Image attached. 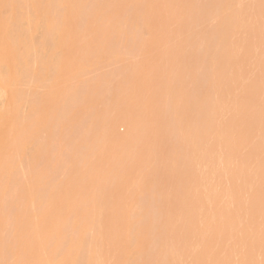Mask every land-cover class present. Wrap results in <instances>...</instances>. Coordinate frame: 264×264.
<instances>
[{"label": "rangeland", "instance_id": "1", "mask_svg": "<svg viewBox=\"0 0 264 264\" xmlns=\"http://www.w3.org/2000/svg\"><path fill=\"white\" fill-rule=\"evenodd\" d=\"M32 2L33 1H35V0H31ZM79 0H77V2H78ZM96 1H100V0H96ZM111 1V0H110ZM112 1H114V0H112ZM112 1H111V3H112ZM122 1H124V0H121V2ZM133 1H135V0H133ZM133 1H131V2H133ZM139 1V0H138ZM144 1V0H143ZM164 1H166L167 3H168V1L167 0H164ZM187 1V4H189L190 3V1L189 0H186ZM193 1V0H192ZM191 1V4H189V6H191L192 5V2ZM196 2H197V0H195ZM207 1L208 0H204V2H202V0H199L198 2V6H200V4H201V2H202V4L204 5V8L206 7L205 5V2L207 3ZM240 1L243 3V4H240ZM245 1V2H244ZM256 1V2H255ZM261 1V2H260ZM30 2V1H29ZM40 2H42L41 0L39 1V3ZM77 2H75V5H72L70 8H73V7H75L74 9L76 10V3ZM101 3H102V0L100 1ZM107 2H109V1H107ZM121 2L119 1V3L121 4ZM125 2H126V0H125ZM125 2L123 3L122 2V4L124 5L125 4ZM147 3L149 2V4H147L148 6H151V3H154L155 4V0H154V2H153V0L152 1H146ZM145 2V3H146ZM151 2V3H150ZM159 2H161V1H159ZM170 3H172L171 1H169ZM174 2H177V4L179 3L180 5L179 6H181L182 4L184 5H182V7H184V9H182V10H184V12L186 11L185 10V6H186V9H187V4L185 3V0H174ZM209 2V1H208ZM235 2V1H234ZM248 2V3H247ZM98 3V2H97ZM101 3H100V5H101ZM110 3V2H109ZM111 3H110V6H111V8L110 9H112L113 11H118V16H116L117 15V12H112V10H111V12H112V15L113 16H115V17H119V14H121V13H119V11H122L121 9L122 8H120V7H118V6H123V5H116V6H114V9H115V7L116 8H119L118 10H114L113 9V3H112V5H111ZM116 3H118V2H116ZM127 3H128V0H127ZM138 3H140V4H142V2H138ZM138 3H136V4H138ZM236 3V4H235ZM233 5H234V9H236V7H237V9L236 10H238L239 11V6L240 5H242L241 6V10H240V12L242 11H244L245 10V16H244V14L242 13V15L244 16V18H241V16L239 17V15L238 14H240V12H238V20L241 18V19H243V22H245L244 21V19H247L246 20V23H244L245 25H242V21H240L239 20V24H237V23H234V22H236V20H234L232 17V15H228L229 17H231V18H229V17H225V15H227V14H225V13H221L222 15H224V17L220 14L219 16H217L218 17V19L217 20H219V22H216V18H214V16H213V18L215 19V23H214V21H212L211 20V17H209V15H211V13H214V11H212L211 9H210V11H209V9H206L205 8V10H204V8H203V6L201 5L200 7H201V9H202V11L204 10V11H206V10H208L209 11V15H207L208 14V12H204L209 18H208V20H207V16H205L203 13H201V12H196V13H200V14H202V16L201 15H199L198 14V16L196 17V13L195 12H192V15L194 14L195 15V17L198 19L197 21L198 22H203L204 21V19H205V23L203 22V23H201L200 25L202 26L203 24L205 25L204 26V29L203 30H205L206 31V34H207V32H211V33H213L214 32V30H215V27H219V23H221V25H222V22H223V24H225L227 21H228V24L226 23L225 25H231V26H233L234 24H236V28H235V30H237L236 31V33L233 31V33L235 34H231V38L229 39H227V41L228 40H230V41H228V42H231L232 41V43H228L227 41H225V42H223V45L220 47L221 48V50H222V48L224 49V47L226 48L227 46L229 47V45L231 44H233V45H235V44H237L239 47L237 48V49H235V51L236 50H238V51H236L237 52V55H235V56H233V59L235 60V62H236V56H240L239 54H242V53H247V54H245L246 55V58L249 56V54H250V56H249V58L248 59H246V58H244V56L243 55H241V56H243L242 58H244V59H242V60H244L245 61V59L247 60V66H245L244 65V67L241 65V57L240 58H238L237 59V62H238V60L240 59V61H239V66H240V70L238 69V66H237V68H236V64L238 65V63H236L235 64V62L233 61V64H235V67L234 66H232V67H234L233 69H234V71H233V69H232V73L236 76H233V74L231 73V71L229 70V76H226L225 75V77H224V75H222L223 77L222 78H215L214 80L212 79V78H207V80H213L212 82L210 81L209 82V84H211L212 86L214 85V86H216V89H219L220 90V93L221 94H223V92L224 93H226V95L225 96H223V95H221V97H220V95H217V96H214V95H210L211 97H214V99H215V101L217 100V104H220L219 102L221 101V102H223L224 100H225V104L227 105V108L226 109H224L223 107H224V105L222 106V104L223 103H221V105L220 106H222V108L224 109L223 110V112L221 111L222 109H221V107L219 108L218 106V109H219V111H221V113H220V115L222 114V113H225V114H227L228 112H231V113H228L227 115H225L224 114V116H223V114L220 116L219 115V113H217V115H216V113H215V115H216V119L214 118V120H216L215 121V123L217 124L216 126H217V128L218 127H221L220 129L218 128L216 131H220L221 130V133L219 132V133H217L216 131L213 133L212 131V135L210 134H207V133H205V134H207L208 136H206L205 138H203L204 136V134H202V136L203 137H199V139L197 138H195V136L196 135H198V136H200L201 134L200 133H203V132H201V131H203V130H201L202 128H203V125L202 124H200L201 126H202V128H200V127H198L199 128V131H198V134H194L193 132V129H192V131L189 129L190 127H188V126H186L187 125V123L188 122H186V120H185V122H184V119L182 120V118H181V115H179V114H182V113H184V111L187 113V109L185 110V108H184V106H185V104L188 102H186L185 104H184V102L186 101V100H189V96L187 95V93L188 94H190L191 92H190V87L192 88V85H194L195 83H193V81H192V84L190 83V81H189V79L190 80H192V79H194V78H191L192 76L191 75H189L190 76V78L189 77H187L188 75V71H187V69L190 71V70H192L193 71V69H190V68H187V66L189 67V64L191 65L192 63H193V65L192 66H194L195 67V65H194V63L195 62H192L191 60H190V56H192V58L194 57L192 54H190L189 55V53L191 52V51H194V50H192L193 49V47H192V49L190 48H188V47H191V44L188 46V43H186L187 45H185V44H179V46H178V44H175L174 42H176L177 40H179L180 41V39L181 38H176L175 37V35H173L172 34V31H173V33L175 34V33H177V34H179V35H181V33H185V31H184V26L186 25L187 27L185 28L186 29V31H188L190 28L191 29H193L194 30V28H192V27H190V25L192 24V26L194 27V25L193 24H195L197 21H195L196 19H194V21L195 22H191L192 20H191V17H192V19H193V16H191L190 18H187L186 19V23H185V21L183 22V23H185V25L184 26H182V28H183V32H182V30H178V29H181V28H178L177 30L180 32H174L175 31V29L174 28H177V23L179 22H176V19L174 18V17H172L173 19H172V21H171V19H170V15L171 14H169V13H171L172 11H170L169 13H168V11H166V10H164V12L165 13H168V15L170 16L169 17V19H167V20H170L169 22H172L173 23V25L171 24L170 25V23H168V24H166V23H163V22H161V23H163V25L165 26H163L162 24H161V26H163L164 28H168L169 26H171L170 28H171V30H170V28H168L167 30H166V32H168L167 33V35L169 36V38H168V36H166L165 34H166V32L165 31H160V33L161 32H165L164 33V36L165 37H162L163 39L162 40H164V41H162V40H160V39H157V40H155L156 38H158V37H156V35H155V37L152 39V40H150L149 38L148 39H145V36H146V34H147V30H144L145 31V33H144V35H142V32L141 33H139L140 31H138V26H141L140 25V21H141V18H143L144 19V17H139L138 15H140L141 14V11H142V8H140V10L138 9V12L140 11V13L138 14V13H136L137 14V18H140V20H138V19H135V23H136V20L138 21V23L137 24H139L138 26H137V24H136V26H134V27H132V25L131 24H126V26L128 27H130L131 29L132 28H135L136 27V29H137V31H138V33L137 34H135L134 32L136 31L135 29V31L133 30H131L133 33H128L129 31V28H127L126 26H125V23L126 22H128L129 21V19H127L128 17H127V15H128V13H126L127 15H126V17L124 16V19L126 20H124L123 19V16H121L122 17V19L125 21V22H123L122 21V19L120 18V19H118V20H120V22L118 21V20H116V18H115V20L117 21V22H119V23H121V21H122V23H124V24H121V27H120V29H122L124 26L126 27L125 29H127V32H125V34L126 33H128L127 35H125L124 33H123V31L125 30V29H123V31H121L119 28L117 29V27H119V23H115L114 24V18H112V16H109V10H108V12L106 13L105 12V14H102V12H101V8L100 7H102L103 6V8L102 9H104L103 11H105L106 10V8H104V6L107 4L106 3V1H105V3H102L103 5L102 6H100L99 8V12H101V15L102 16H99L100 18H98L99 20H97V19H95L94 18V15H92L93 16V18L91 19V18H89V19H91V20H96V21H94V22H97L96 24L93 22V21H91V22H93L92 24H93V26H92V24H90L92 27H91V30L92 31H94V32H92L91 30H90V25H89V27L88 26H86L85 27V24H86V22H88V21H90L89 19H87L88 17H91V16H89L93 11H95L94 10V8L93 9H91L92 8V6H96V4L94 3L89 9H91V10H89L87 7H81V9H80V6H79V9L82 11V10H84L85 8H87L91 13L90 14H88V17H85L87 20H84V22H85V24H84V26H83V23H82V27H81V25H80V27L81 28H83L84 27V29H85V32H84V34L83 35H85V33L86 32H88V34L86 35V36H81V37H79L80 35H79V31H80V29L78 28L79 26H77V28L79 29V30H77L76 32L78 33V37H77V40H76V42L79 44V45H77V43L76 42H74L75 41V38H76V36H74V41H72L71 39H70V37H68L70 40H71V44L68 46V45H66V44H68L69 43V41H68V43H67V41H66V43H65V46H67V47H64L63 45V48H65V49H63L62 48V46L60 47V48H62L61 50L59 49V51L58 50H53V51H55V52H53V53H51V51H50V55H52V54H54L55 53V55H58L59 54V56H60V58H61V55H62V58L61 59H63L64 61H63V63H66V64H68V65H70L69 67H68V65L66 66V67H64V68H67V69H64L63 68V70H61V72L63 71L64 73H65V70H67L68 72H67V74H66V79L67 80H65L66 82H63V78H64V76H63V78H62V80H59V79H61V77H60V73H59V71H58V73H59V75H57V76H55L54 75V78L56 77V78H58V80L60 81V83L61 82H63V84H59V85H64L65 86V84L67 85V87L68 88H70L71 87V90L70 91H72L74 88H72V87H75V89H77L78 88V84H80L81 85V80H82V85L84 86V84L86 85L87 83L86 82H89L88 84H90V85H88L87 87H89V86H92V85H97L98 84V86H99V89L100 90H98V88H96L97 90H98V92L99 91H101V83H99L100 81H102V80H100L99 78H98V76L100 75V74H96L95 76H93V74H94V71H96V70H98L97 68H99V70H101L102 69V72H103V74H104V72L106 73V70L108 69L109 71L108 72H110V71H113L114 70V68H116V65H117V67L120 69V70H122L121 71V73L124 75V76H122V77H120V78H116V76H117V74H116V76H115V73L114 72H112V73H114L113 75L111 74V72H110V74H109V78L108 79H111L109 82H107V84H105L104 85V88L102 89V91H104V92H106L105 91V89L107 90V93H106V97H103V95H102V98H100L99 96V98H95L94 96H92V95H95V93H97V90H96V92H92V93H90V92H88V93H90L91 94V96L89 95L88 96V98L90 97H94L93 99H91V100H87L86 102H84V100L83 99H85L86 97H87V94H85L84 93V98L82 99V101H83V103L84 104H79V103H82V101H81V99L80 100H78V101H80L78 104L79 105H77V103L76 102H78L77 101V97H76V101L75 102H73V104H72V106L74 105V107L72 108L71 107V110L69 109V107L71 106V105H69L68 107H66V100H65V98H64V93L63 94H61L64 90V86H63V88L61 89L60 87H58L57 88V86L58 85H54V87H56V89H59V92H57V91H54V90H56V89H53V83L52 84H49V85H52V86H50V89H49V86L47 87L48 88V91H46V87H45V92L43 93V90H42V93H43V96L44 97H46L47 96V98H44V97H42V99L44 100V99H46V100H48V102L47 103H49V105L47 104V106H48V109L46 110V114L45 115H43V118H42V121H43V123L42 122H40L39 123V120H40V118H39V120H38V122H37V124H38V126H40V125H44V128H43V126H42V128L43 129H46V131H45V133H44V131H43V129L42 128H40V127H37V129H41V131H43L42 132V134H48L49 135V133H50V137H44L43 135V137H44V139H43V137L42 136H40V137H42V138H39L38 136V138H36L35 137V141H36V139H38V142H39V139H43V143H41V141H40V143L42 144H40L39 143V145H40V147L39 148H37V150L36 149H31V148H36V147H31V148H28V147H30L31 145V143H29V145L30 146H28V147H26V146H24L23 145V147L24 148H26V152L24 151V155H23V163H28V166H31L29 163H33V156H34V150H35V152H37L38 151V154L37 153H35V157H36V155H38L37 157V159L36 160H38V162H36L35 160V162H36V164H35V166H31L33 169H35V171H36V173L35 174H37V176L36 177H34V178H36V180L34 179V181L33 182H35L36 181V183L37 184H39L40 185V183H41V186H45V184H44V182L46 183V181H49V183H46V185L47 186H49V189H51V191H52V187L54 188L53 189V193L55 192V190L56 191H58L59 193L57 194L56 192L54 193V196H49L50 195V191H49V189H48V193H47V191H46V193H45V191L43 192L42 190H40L41 191V193H44V195L39 199V204L40 205H38V208L40 209V207H41V210H43V211H51L52 213H54L53 211H55V210H61V211H64V208H69V210L72 212V210H75L74 212H78V214L76 215L77 217H76V219L77 218H79V217H82L83 218V216H82V214H80L79 213V211L80 212H83V211H85L86 213L91 209V207H92V205H88L89 203L91 204H93V206H94V203L96 202V203H98V202H101L102 203V205H101V203H99L100 204V206L99 207H97L99 204H95V206L97 207V210H99V211H102V208H103V210H105L104 208H106L107 209V204H105V203H108V205L110 206V207H112V206H114V207H112V208H114V210L117 208V212H119L120 214H122L123 213V216L121 215V218H123L124 216V219H122V221H124V224H123V222L121 223V224H119V225H117L118 223L117 222H121V220H118L117 218V220L115 219L114 221H117V222H112V220L110 221V222H112L113 223V225L112 226H116V228L118 229V228H121L122 226H123V229H124V231H123V229L121 228V229H118V230H120V232L119 233H116V231H113V232H115V234L114 235H116V234H118V235H116V236H119V234H120V236H122L123 237V235H124V237L123 238H125V234H126V238H128L127 239V241H124V240H122V241H124V242H129V243H131L134 239V242L136 241V238H132V237H135V236H137L136 234L134 235L132 232H134L133 230L135 229V232L134 233H136V231H140L139 229H141V230H143V228H139V229H136L138 226H139V224H142L143 222H145V224H146V222H147V225L149 226L150 224H149V222H150V219H149V217L151 216L150 214H148L149 213V211L151 212V214H152V216L154 217V216H159V214L160 215H162L164 212H159V214H157V211H168V210H171V211H176V214L178 213V212H180V214H177V215H179L178 216V218L179 217H181V220L180 219H178L177 218V222H175V226L173 227L174 228V230L172 229V227H170L171 226V224H170V226L168 227V228H171L170 230H171V232L169 231V230H165V232L166 231H169L171 234H168V235H170V236H167V237H172L173 235H174V237L175 236H182L184 233L183 232H185V230H184V228H183V226H184V224L182 225V222L184 223V222H187L190 218V215L188 216V215H186L185 214V212H184V210H186V208L185 207H187L186 205H188L187 204V202H186V200H187V198H190L193 194H195L194 192V188L196 189V190H199V189H201V190H199V191H202V192H205V189H207V191H206V193H207V195H209L208 193H210V196H207V198H208V200L211 202V204H210V202H209V204L207 203V208L209 209V207H210V209L209 210H206L207 212L209 211L210 212V210H214V212L217 214V215H219V216H221V218L223 219L224 218V222H221L220 223V220L222 221V219H218V218H216V220L215 221H213V222H211L210 223V227L211 228H213V232H216V231H218V232H216V233H214V236L216 237V235L218 236V237H216V239H218V238H220V239H218L217 240V242H220V243H218L219 245L214 249V251L216 252V251H218V252H216V253H219V252H221V249H224L225 248V250H226V252H225V250L223 251L222 250V252L223 253H225V255H227V256H225L224 254H222L223 255V257H222V255L221 256H219V260H220V262H221V264H223V263H225V264H244V263H246V262H242L243 260H242V258L243 257H245L247 254V252H248V249H249V246L251 245V241H254V240H260L261 238H262V234L261 233H264V226L262 227V225L264 224V207H262L261 208V206H260V204L259 203H257L258 201L257 200H255V197H256V192L258 191V186H259V188H260V182H259V176H260V172H261V169H262V167H260V164H261V166H263L262 165V163H264L263 161H264V96H263V94H262V92L264 91V90H262V92H261V95L263 96H261V99H260V97H259V95H260V93H258L259 95H256L255 97L257 98L258 97V100L260 101H258L257 99H255V100H257L256 102H255V100H254V103H255V110H257V112L254 110V106L252 107L253 108V110L256 112H254V115H253V113H250L249 111V113H250V115H248L247 116V118L245 119V122L242 120V118H241V115H243L244 114V112L247 110V108H244V111H243V114L241 113L240 115H238V117L239 118H241V120L247 125V126H249L250 125V127H243V125H241V127H243L244 129H241V128H238V126L240 125L239 123H238V117H236L237 116V114H239V111L241 110V108H242V106H244V105H242V103H241V105L242 106H240V102H241V100H242V96L243 95H245V94H243L242 93V91H238L239 90V88L241 89V87H243L244 86V82H246V83H249V82H247V81H250V80H252V79H246V78H257L258 76L260 77L259 79H261L262 77H261V69L262 68H264V66L262 67V68H260L261 67V65H263L264 64V17L263 18H261V17H259V15L257 16V14L258 13H260L261 14V12H259V9H257V8H260L261 9V5H264V0L262 1V0H237L236 2H235ZM237 3H238V5H237ZM250 3H251V5H250ZM256 5V7H254L255 5ZM260 3H262V4H260ZM30 4H31V2H30ZM34 4V6L36 5V2H34V3H32L31 5H33ZM77 4H79V3H77ZM133 4V3H132ZM136 4H134V7H135V5ZM161 4V3H160ZM173 4V3H172ZM172 4H169V6L171 5V9L172 10H174L173 8H174V6H173V8H172ZM209 4V3H208ZM260 4V5H259ZM30 5V6H31ZM41 6H39V5H36V7L38 6V9L40 8V7H44L43 6V4H40ZM98 6H99V3L97 4ZM108 5V4H107ZM114 5H115V3H114ZM139 5V4H138ZM196 5V4H195ZM237 5V6H236ZM245 5H247V7H245ZM250 5V7H248ZM254 5V6H253ZM257 5H259V6H257ZM77 6V7H78ZM98 6H96V7H98ZM109 6V5H108ZM133 6V5H132ZM145 6H146V4H145ZM148 6H146V8L148 7ZM154 6V5H153ZM153 6H151V8L150 9H152V7ZM156 6H159L157 3H156ZM164 7H165V5H163ZM179 6H177V7H179ZM197 6V9H199V7ZM217 6H219V5H217ZM32 7V6H31ZM36 7H34V8H36ZM89 7V6H88ZM95 7V8H96ZM123 7H126V6H123ZM127 7H128V4H127ZM131 7V6H130ZM130 7H128V9L130 8ZM136 7H137V5H136ZM135 7V8H136ZM160 7H161V5H160ZM167 7V6H166ZM207 7H209V6H207ZM251 7L253 8V9H251ZM83 8V9H82ZM133 8V7H132ZM132 8H130V9H132ZM181 8V7H180ZM195 7H193V10L192 11H195V9H194ZM220 8H221V4H220ZM248 8H250V9H248ZM262 8H263V6H262ZM37 8H36V10H38ZM41 9H43V8H41ZM40 9V10H41ZM107 9H109V7L107 8ZM144 9L145 8H143V11H144ZM156 9H157V7H156ZM190 9V8H189ZM189 9H187V10H189ZM217 9H219V7H217ZM264 9V8H263ZM262 9V10H263ZM32 10H33V7H32ZM64 10H66L67 11V9H64ZM86 10V9H85ZM123 10H125V9H123ZM133 10V9H132ZM162 10H163V8H162ZM179 10V9H178ZM178 10H176V11H178ZM70 11H71V9H70ZM74 11V10H73ZM81 11H78L77 10V12L78 13H81ZM89 11H87V13L89 12ZM97 11L98 10H96V13H95V15L96 14H98L97 13ZM151 11H154V8H153V10H151ZM158 11L160 12L161 10H159L158 9ZM190 11L191 10H189V13H190ZM201 11V10H200ZM212 11V12H211ZM249 11V12H248ZM255 11V12H254ZM69 11H67V13H68ZM72 12V11H71ZM84 13H86L85 11H83ZM82 12V13H83ZM111 12H110V15H111ZM126 12H127V8H126ZM128 12L130 13L131 12V10L129 11L128 10ZM134 12H136V10L134 9ZM158 12V13H159ZM188 12V11H187ZM186 12V14H188ZM251 12H252V14H251ZM63 13H65V11H63ZM73 13H75V12H73ZM82 13H81V15H82ZM87 13H86V15H87ZM143 13V12H142ZM146 13H150V10L148 9V11L146 10V12L145 13H143V14H146ZM161 13H162V11H161ZM160 13V14H161ZM176 13V12H175ZM174 12H173V14H175ZM180 13H182V15L184 14L183 13V11L182 12H178V14H180ZM254 13H257L256 15L254 14ZM264 13V12H263ZM72 14V13H71ZM93 14V13H92ZM123 14L125 15V13L123 12ZM131 14V13H130ZM132 14L134 15V13H133V11H132ZM131 14V15H132ZM152 15L153 14H155V12H153V13H151ZM151 14H149V15H151ZM163 14V13H162ZM246 14H248L247 16H246ZM251 14V15H250ZM70 15V14H69ZM131 15H129V16H131ZM142 15V14H141ZM151 15V18H150V16H147V14H146V16H147V19L146 20H148V18H150L149 20L151 21H145V22H147V23H151V25H152V27L154 26V24H156L157 25V27H158V24L160 23V19L162 18V21H164V19L166 18H164V16H160V15H158L157 13H156V15L157 16H160L159 18H158V24L156 23V22H154L153 21V24H152V20H155V18L154 19H152L153 18V16ZM156 15H154V17L156 16ZM165 15V14H164ZM167 15V16H168ZM176 15V14H175ZM174 15V16H175ZM218 15V14H217ZM241 15V14H240ZM261 15H263V14H261ZM67 16H68V14H67ZM66 16V13H65V16L63 17V18H65V17H67ZM71 16V15H70ZM84 16H85V14H84ZM96 16H98V15H96ZM95 16V17H96ZM106 16V17H105ZM146 16H145V18H146ZM157 16H156V18H157ZM173 16V15H172ZM180 16H181V14H180ZM185 16L186 15H184V18H185ZM187 16H189V15H187ZM199 16H201V17H204V18H202L203 19V21H200L199 19L200 18H198ZM212 16V15H211ZM216 16V15H215ZM220 16L222 17V19H224V20H222V22H221V18H220ZM242 16V17H243ZM254 16H255V18H254ZM264 16V15H263ZM83 17V15L81 16V18ZM105 17V20H103V18ZM177 17V16H176ZM194 17V18H195ZM69 18H71V17H69ZM69 18H66L65 19V21L67 20V19H69ZM84 17L82 18V20L83 19H85ZM130 18V17H129ZM132 18H134V17H131V19ZM168 18V17H167ZM184 18H182V19H184ZM212 18V19H213ZM220 18V19H219ZM230 20H229V19ZM250 18V19H249ZM112 19V20H111ZM130 19V20H131ZM142 19V21L144 22V20ZM152 19V20H151ZM175 19V20H174ZM180 19V21L182 20L180 17L178 18V20ZM227 19V20H226ZM234 21H233V20ZM237 19V18H236ZM256 19V20H255ZM259 19V22H260V20H261V22L260 23H258V20ZM262 19H263V21H262ZM62 20H64V19H62ZM102 20V21H101ZM128 20V21H127ZM134 20V19H133ZM166 20V21H167ZM174 20V21H173ZM185 20V19H184ZM187 20H190V23L191 24H189V22H188V25H189V29L187 30V28H188V25H187ZM225 20H226V22H225ZM68 21V20H67ZM207 21H209V23H207ZM254 21H257L256 23H254ZM131 21H129V23H130ZM133 22V21H132ZM231 22V23H230ZM90 23V22H89ZM135 23H134V25H135ZM146 23V24H147ZM183 23L182 24H180L179 26L181 27V25H183ZM214 23V24H213ZM219 25H218V24ZM249 23V24H248ZM258 23V24H257ZM99 24V25H98ZM116 24H118V25H116ZM141 24H142V22H141ZM146 24L144 25V23H143V25L145 26V27H141L142 29H146ZM197 24V26L196 27H200V25L198 26V24L199 23H196ZM195 24V25H196ZM250 24H251V26H250ZM253 24H255V25H253ZM256 24L258 25V26H256ZM124 25V26H123ZM142 25V26H143ZM149 25V24H148ZM156 25H155V27L154 28H152V29H154L155 30V28H157L156 27ZM248 27H247V26ZM260 25H262V26H260ZM113 26L115 27V26H117V27H115L116 29H113ZM160 26V24H159V28L161 27ZM173 26V27H172ZM178 26V27H179ZM241 26H242V28H241ZM254 26H256V29H255V31L256 32H254V33H259V32H261L260 34H255V35H259V37H262L263 38V40H262V38L260 39L259 37H256V39H255V36H254V34H253V29H254ZM98 27V28H97ZM149 28L148 29H150L151 30V28H150V26H148ZM206 27V28H205ZM240 27V28H239ZM250 27H251V31H250ZM258 27L259 28H261V30H258ZM94 28V29H93ZM96 28V29H95ZM103 28V29H102ZM112 29V30H115V31H112L114 34H115V32L116 31H120V33H121V36L119 37V39H118V42L119 43H117V41L115 42L114 41V39H116L117 37L115 36V38H113L114 37V35H113V37H112V35L111 36H109L110 34H108V33H111L110 31V29ZM140 28V27H139ZM202 28H203V26H202ZM253 28V29H252ZM86 29H88L87 31H86ZM158 29V28H157ZM156 29V30H157ZM174 29V30H173ZM197 29V28H196ZM211 29H212V31H211ZM106 30H108V31H106ZM159 30V29H158ZM161 30V29H160ZM162 30H163V28H162ZM170 30V31H169ZM199 30H201V28L199 29ZM217 30V29H216ZM244 30V33H242L241 31H243ZM245 30H247V32L245 31ZM82 31H83V29L81 30V34H82ZM104 31H106L105 33H104ZM136 31V32H137ZM149 31V30H148ZM153 31V30H152ZM151 31V32H152ZM195 31V30H194ZM194 31H192V30H190V34H191V32H193L194 33ZM197 31H198V29H197ZM197 31H195V32H197ZM75 32V33H76ZM89 32H91L92 33V35H91V33H89ZM153 32H156V31H153ZM198 32H201V31H198ZM197 32V33H198ZM204 32V31H203ZM203 32H201V33H203ZM241 34H240V33ZM94 33V34H93ZM122 33H123V36H122ZM149 33V32H148ZM159 33V32H158ZM157 33V34H158ZM159 33V34H160ZM183 33V34H184ZM205 33V32H204ZM210 33V35L209 36H211L212 37V34ZM238 33V35H236ZM90 34V35H89ZM107 35V36H109V37H107V36H105V35ZM138 34H140V36L142 35V36H144V37H140V36H138ZM176 34V35H177ZM187 34H189V33H187ZM186 34V36H185V34H184V36L187 38V35ZM189 34V35H190ZM245 34V35H244ZM248 34V35H247ZM251 34H252V39H253V36H254V39L252 40V42H248V41H251V39H250V36H251ZM125 35V36H124ZM135 35V36H134ZM148 35V34H147ZM163 35V34H162ZM173 35V36H172ZM200 35V34H199ZM203 35V34H202ZM202 35H200V36H198L197 35V37H200L201 38V42H202V40H203V36ZM240 35H242V36H244L243 38L240 36ZM261 35V36H260ZM127 36V37H126ZM131 36V37H130ZM134 36V37H133ZM160 36H161V34H160ZM160 36H159V38H160ZM178 36V35H177ZM194 36H196V34L195 35H190V37H192V40L194 39V38H196V37H194ZM208 36V37H209ZM237 36H240V37H237ZM247 36V37H246ZM113 39H112V38ZM123 38V40H122V38ZM149 37V36H148ZM207 37V36H206ZM235 39H234V38ZM147 38V37H146ZM151 38V37H150ZM182 38H183V35H182ZM189 38V37H188ZM188 38L186 39V40H188ZM244 38H246V40L244 39ZM257 38H259L260 40H258ZM111 40V41H113V43L111 42V44L112 45H114V46H116V48H114V46H112L111 44H110V42H109V44H108V46L106 47V44L107 43H105V41L106 40ZM146 40H149V43L148 44H150V42H152V41H154V42H152V44H154L155 43V41L158 43V44H160L159 46H156V43H155V47H154V45H153V47H151L150 45H148L147 46V44H143V43H145V41ZM171 39V40H170ZM184 40H185V38H183ZM189 39H191V38H189ZM198 39V38H197ZM197 39H194L191 43H192V46L194 45V47L195 46H197L198 45V41H197ZM206 39H208V38H205V35H204V40H206ZM209 39H212V38H210L209 37ZM208 39V40H209ZM233 39V40H232ZM239 39V40H238ZM68 40V39H67ZM82 40V41H81ZM107 40V41H108ZM109 40V41H110ZM159 40H160V42H159ZM168 40H170L169 42H168ZM182 40V39H181ZM185 40V41H186ZM234 40H236V42H234ZM240 40H241V42H240ZM246 42H245V41ZM256 40H257V42H256ZM142 41H144V42H142ZM172 41H174V42H172ZM194 41H196V45L194 44ZM207 41V40H206ZM211 41V40H210ZM243 41V42H242ZM255 41V42H254ZM262 41V42H261ZM73 42V43H72ZM165 42H167V43H169V44H165V45H167V46H162L163 45V43H165ZM171 42L172 43H174V45L173 46H177L176 47V49L177 50H175L174 48L175 47H173V46H171ZM182 42H183V40H182ZM186 42H190V40L189 41H186ZM204 42V41H203ZM76 43V44H75ZM120 43H123V44H120ZM177 43H178V41H177ZM181 43V42H180ZM217 43L219 44V46H220V43H221V41H220V43H219V41L217 40ZM225 43H227L226 45H225ZM243 43H244V45H243ZM246 43V44H245ZM253 43H255V44H253ZM259 43H261V44H259ZM101 44V45H100ZM115 44H118V46L117 45H115ZM200 44V43H199ZM204 44H206L207 45V42L205 43L204 42ZM214 45L216 44V42L214 41V43H213ZM229 44V45H228ZM241 44H242V50H244V48H245V52L244 51H242V52H240L241 51ZM248 44H251V46H249V48H251L250 49V51H248ZM259 44V45H258ZM110 45H111V47L112 48H114V49H116V52H115V50L114 49H110L111 47H110ZM121 45V46H120ZM171 47H173V50H171V49H169L170 48V46ZM183 45H185V46H188V47H186L187 49H182V48H180V47H182ZM203 45V43L201 44V46H199V51L202 49L201 47H203V48H205L204 47V45ZM214 45H213V47H214ZM230 45V46H231ZM216 46V45H215ZM219 46L216 48V51H217V49L219 48ZM245 46H247V47H245ZM252 46H253V50H252ZM256 47V49H255V47ZM109 47V48H108ZM119 47V48H118ZM158 49H157V48ZM160 47V48H159ZM169 47V48H168ZM179 47V48H178ZM212 47V48H213ZM236 47V46H235ZM235 47H232L231 49H233L234 50V48ZM259 47V48H258ZM81 49V51L82 52H80V49ZM100 48V49H99ZM107 48V49H106ZM151 48V49H150ZM155 48V49H154ZM183 48H184V46H183ZM211 48V49H212ZM215 48V47H214ZM213 48V49H214ZM219 48V49H220ZM247 48V49H246ZM56 49H58V48H56ZM79 49V50H78ZM119 49V50H118ZM181 49V50H180ZM189 49V50H188ZM194 49H198L197 47L196 48H194ZM212 49V50H213ZM226 49H228V48H226ZM230 49V50H231ZM258 49V50H257ZM261 49V50H260ZM65 50H66V52H65ZM118 50V51H117ZM175 50V51H174ZM181 52H180V51ZM189 51V53H188V55L189 56H187L186 58H188L189 59V62L190 63H188V65L186 66V67H184V69H186L185 70V72H188V73H184V70H183V68H182V66H181V64H184V61H185V59H181L180 57H182V56H184V53H185V56L187 55L186 54V51ZM191 50V51H190ZM225 50V49H224ZM229 50V49H228ZM227 50V51H228ZM256 50V51H255ZM260 50V52L258 53V51ZM262 50H263V52H262ZM69 51V52H68ZM114 53H113V52ZM182 51H183V53H182ZM198 51V50H197ZM196 51V52H197ZM203 51H205L206 52V49L205 50H203ZM210 51V50H209ZM215 51V52H216ZM219 51V50H218ZM223 51V50H222ZM226 51V50H225ZM224 51V52H225ZM226 51V52H227ZM248 51V52H247ZM253 51V52H252ZM255 51V52H254ZM57 52H59V53H57ZM84 52V53H83ZM110 52V53H109ZM118 52H120L119 54H118ZM200 52H202V50L200 51ZM211 52H214V50L213 51H211ZM214 52V54H216ZM221 52V51H220ZM224 52H222V54L224 53ZM225 52V53H226ZM233 52L234 51H231V53L233 54ZM256 52H257V54H256ZM181 53V54H180ZM204 53V52H203ZM209 53V52H208ZM253 53V54H252ZM263 53V54H262ZM48 54V52H47V54H46V52H45V55H49ZM84 54V55H83ZM114 54H116L115 56H113ZM200 54H202V53H200ZM213 54V53H212ZM211 54V55H212ZM220 54V53H219ZM236 54V53H235ZM256 54V55H255ZM259 54V55H258ZM44 54H43V56H45ZM78 55V56H77ZM83 55V56H82ZM194 55H196L193 59H195L196 57H197V53L195 54V52H194ZM210 55V54H209ZM209 55L207 54L206 55V53H205V56H208V57H203V58H205V61L207 60V58H209V60H210V57H209ZM210 55V56H211ZM217 55H218V53H217ZM234 55V54H233ZM252 55H253V57H252ZM263 55V56H262ZM54 56V55H53ZM82 56V57H81ZM111 56V57H110ZM179 56V57H178ZM185 56H184V58H185ZM199 56V55H198ZM203 56H204V54H203ZM46 57V56H45ZM55 57V56H54ZM115 57V58H114ZM200 57V56H199ZM257 57V58H256ZM259 57V58H258ZM59 58V60H61ZM73 58V59H72ZM81 58V59H80ZM84 58H85V61H84ZM125 58V59H124ZM160 58V59H159ZM183 58V57H182ZM191 58V59H192ZM251 58V59H250ZM254 58V59H253ZM68 59H70V60H68ZM106 60V61H104L107 65H109V68H105V67H107V66H105L106 64L105 63H103V60ZM110 59H113V63H116V65L115 66H112L111 68L113 69H111L110 68V64L108 63V60H109V62L110 63H112V60H110ZM115 59V60H114ZM116 59H118L119 61H117ZM188 59H186V61L188 60ZM200 59H201V57H200ZM250 59V60H249ZM254 61H253V60ZM261 61H260V60ZM80 60H82V61H80ZM124 60V61H123ZM160 60V61H159ZM176 60H177V62H176ZM183 61V62H178V61ZM204 59H202V61H203ZM248 60H249V63H248ZM252 60V61H251ZM257 60V61H256ZM62 61V60H61ZM67 61V62H66ZM102 61V63L100 64L99 62H101ZM117 61V62H116ZM145 61V62H144ZM149 61V62H148ZM195 61V60H194ZM68 62H70V63H68ZM132 62H134V63H132ZM158 62V63H157ZM175 62V63H174ZM188 62V61H187ZM186 62V63H187ZM204 62V61H203ZM207 62V64H210V61H209V63H208V61H206ZM252 64H251V63ZM96 63H99L98 65H99V67H98V65L96 64ZM150 63H152V64H150ZM154 63H156L155 65H154ZM159 63H161V64H159ZM180 63V64H179ZM205 63V62H204ZM246 63V62H245ZM244 63V64H245ZM102 64H105V65H103V66H105L104 68L103 67H101L100 68V66L102 65ZM143 64V65H142ZM178 64V66H176ZM207 64H206V66H207ZM242 64H243V62H242ZM251 64V65H250ZM258 64V65H257ZM260 64V65H259ZM77 65V66H76ZM114 65V64H113ZM127 65H129V66H127ZM141 65V66H140ZM160 65V66H159ZM163 65V66H162ZM175 65V66H174ZM181 66V68H180V66ZM254 65V66H253ZM96 66V67H95ZM147 66V67H146ZM151 66V67H150ZM159 66V67H158ZM192 66H190L191 68H192ZM211 66V64L210 65H208V67H210ZM249 66V67H248ZM256 66V67H255ZM259 66V67H258ZM114 67V68H113ZM162 67V68H161ZM208 67H206V68H208ZM231 67V68H232ZM244 68V70L242 69V68ZM94 68V69H93ZM118 68H116L114 71L116 72V70H119ZM158 68V69H157ZM205 68V69H206ZM213 68V67H212ZM230 68V69H231ZM246 68V69H245ZM248 68H250V70H252V71H250ZM254 68V69H253ZM62 69V68H61ZM93 69V70H92ZM103 69H104V71H103ZM124 69V70H123ZM210 69H211V67H210ZM209 69V70H210ZM238 69V70H237ZM58 70H60V69H58ZM96 71V72H101V71ZM159 70V71H158ZM163 70V71H162ZM177 70H178V73H180V72H183V73H180V74H177L176 72H177ZM180 70H183V71H180ZM212 70H214V71H212ZM215 70L216 69H211V74L212 73H214L215 72ZM236 70H237V73H234V72H236ZM249 70V72L250 73H248L247 71ZM256 70H257V72H256ZM260 70V71H259ZM57 71V70H56ZM90 71V72H89ZM93 71V73H91ZM161 71H162V73H161ZM165 71V72H164ZM192 71H191V74H192ZM240 71V72H239ZM247 72V76H245L246 75V72ZM73 72V73H72ZM118 72V71H117ZM116 72V73H117ZM120 72V71H119ZM206 72H208L207 70L205 71H203V78L206 76V75H209L208 73L205 75V73ZM216 72H218L217 70H216ZM215 72V73H216ZM238 72H239V74H242V75H244L245 77H244V79H242V77L239 75V77H237L238 75ZM243 72H245V73H243ZM263 73H264V71H262ZM64 73H63V75H64ZM84 73V74H83ZM86 73H88V75L86 74ZM121 73H120V75L119 76H121ZM164 73V74H163ZM215 73L213 74V78L214 77H216L215 76ZM253 73V74H252ZM56 74H57V72H56ZM71 75V77H70V75ZM130 74V75H129ZM218 74V75H217ZM219 72L218 73H216V75H217V77L219 76ZM227 74V73H226ZM232 74V75H231ZM257 74V75H256ZM62 75V74H61ZM75 75V76H74ZM77 75V76H76ZM78 75H80V76H78ZM98 75V76H97ZM107 75V74H106ZM110 75H112L113 77V79L111 78V76ZM172 75H173V77H172ZM175 75V76H174ZM221 75V74H220ZM248 75L249 76H252V77H248ZM254 75V76H253ZM264 75V74H263ZM82 76V77H81ZM101 76V75H100ZM102 76H104V75H102ZM119 76H117V77H119ZM179 76H181V77H179ZM183 76V77H182ZM201 76H202V74H201ZM73 77V78H72ZM80 78L79 79V81H80V83H78V78ZM92 77V78H91ZM98 78L99 79V82H98V80H94L95 78ZM210 77H211V75H210ZM221 77V76H220ZM226 77H228V78H226ZM77 80H75V79ZM90 78H91V81H89L90 80ZM94 78V79H93ZM103 78V77H102ZM106 78V81H108V79ZM116 78V79H115ZM125 78V79H124ZM135 78V79H134ZM182 78H183V80H182ZM189 78V79H188ZM201 77H199L198 79H197V81H196V83L198 82V80H200V82H201V87H202V84H203V81H205L203 78H201V79H203V81H201V79H200ZM233 78V79H232ZM238 79L237 81H241V79L243 80V82L241 83L240 81H239V84H240V87H239V85H238V87L237 86H235V85H233V84H236L237 82H235V79ZM65 79V78H64ZM75 80V81H73V80ZM84 79V80H83ZM89 79V80H88ZM105 79V77L103 78V80ZM139 79V80H138ZM188 79V80H187ZM217 79V80H216ZM219 79V80H218ZM227 79V80H226ZM258 79V78H257ZM257 79H255V80H257ZM117 80V81H116ZM127 80H128V82H127ZM181 80V81H180ZM224 80V82H222ZM232 80H234V83H233V81ZM254 80V79H253ZM252 80V81H253ZM254 80V81H255ZM52 81V80H51ZM55 81V79L53 80V82ZM57 81V80H56ZM55 81V82H56ZM83 81L85 82L84 84H83ZM189 81V82H188ZM195 81V80H194ZM227 83H226V82ZM251 81V82H252ZM76 82V83H75ZM91 82V83H90ZM105 82V81H104ZM138 82V83H137ZM183 82V83H182ZM186 82V83H185ZM200 82H198V84L200 83ZM206 82L207 81H205V84L204 85H206V86H209V84L207 85L206 84ZM222 82V83H221ZM57 83H59V82H56L55 84H57ZM70 83V84H69ZM71 83H73L72 84V86H71ZM78 83V84H77ZM106 83V82H105ZM191 85H190V84ZM208 83V82H207ZM221 83V84H220ZM254 83V82H253ZM252 83V84H253ZM47 84V83H46ZM77 84V85H76ZM102 84H104L103 82H102ZM123 84H125V85H123ZM135 84V85H134ZM136 84H138V85H136ZM197 84V85H198ZM217 84H219V86L217 85ZM224 86H223V85ZM227 84H229V86L227 85ZM232 84V85H231ZM76 85V86H75ZM131 85V86H130ZM134 86V88H135V90H136V88L137 87H135V86H138L139 88H141L140 89V91H141V93H140V91H139V97H137L138 95H137V90L136 91H134V90H131V88H133V86ZM140 85V86H139ZM181 85H182V87H181ZM186 85V86H185ZM196 85V84H195ZM204 85H203V87L202 88H204ZM248 85H251V84H248ZM248 85H246V86H248ZM80 87V88H78V89H85V88H87L86 86H84V87ZM95 86H92V87H95ZM97 86V87H98ZM103 86V85H102ZM119 86H123V88L124 87H127V88H129V89H127V90H125L124 89V92H125V95H126V92L129 90V91H134L136 94H133V96H131L132 98L133 97H137L136 99H135V101H134V99H133V101H131L130 99L131 98H126V96H129L130 97V93H127V94H129V95H123V93H122V95H120L116 90H118L120 87ZM142 86V87H141ZM220 86L223 88V87H225V88H223V89H225V91L222 89V88H220ZM237 87L236 89H238V90H236V89H234L235 87ZM22 87H24V88H26L24 85L22 86ZM43 87V86H42ZM51 87H52V90H51ZM62 87V86H61ZM101 87V88H100ZM107 87V88H106ZM115 87H117L116 88V90H115V93L117 92V94H119L120 96H118V98H121V99H116V100H118V101H116V100H114V102H112V101H110L111 100V98H109L108 97V95L111 93H109L108 91H111V90H113V88H115ZM119 87V88H118ZM131 87V88H130ZM193 87H195V86H193ZM200 87V86H199ZM209 87H211V86H209ZM208 87V88H209ZM218 87V88H217ZM249 87V86H248ZM41 88V87H40ZM91 88V87H90ZM122 88V89H123ZM133 88V89H134ZM182 90H181V89ZM195 88H198V86L197 87H195ZM212 89H214L213 87H211ZM245 88V89H244ZM246 88L247 87H243V89L244 90H246ZM259 88V87H258ZM258 88H257V90H258ZM22 89V88H21ZM60 89H61V91H60ZM67 89V88H66ZM83 89V92H85V90ZM95 89V88H94ZM122 89L121 90H119V92L120 91H122ZM185 89V90H184ZM205 89V88H204ZM215 89V90H216ZM222 89V90H221ZM234 89V90H233ZM254 89H256V88H254ZM260 89V88H259ZM263 89V88H262ZM39 90V89H38ZM37 90V91H38ZM87 90V89H86ZM92 90H93V88H92ZM91 90V91H92ZM192 90H193V88H192ZM198 90L200 91V89L198 88ZM211 91V89H206L205 90V92L207 93L208 91ZM230 90L234 93L235 92V94H232L231 92H230ZM242 90V89H241ZM90 91V90H89ZM93 91H95V90H93ZM102 91H101V93H102ZM152 91V92H151ZM154 91V92H153ZM170 91V92H169ZM187 93H186V92ZM190 93H189V92ZM196 91V92H195ZM195 91H193V92H195L196 94L198 93L197 92V90L195 89ZM209 91V92H210ZM240 93H238V92ZM259 91V90H258ZM261 91V90H260ZM39 92V91H38ZM56 92V93H55ZM64 92H66V91H64ZM69 92V91H68ZM82 92V93H83ZM103 92V93H104ZM113 92V91H112ZM150 94H149V93ZM193 92H192V94H190V96L191 95H193ZM217 92V91H216ZM215 92V93H216ZM231 94H230V93ZM237 92V93H236ZM253 92V91H252ZM255 92V91H254ZM252 93V96L255 94V93ZM59 93V94H58ZM67 93V92H66ZM87 93V92H86ZM109 93V94H108ZM147 93V94H146ZM159 93H161V94H159ZM179 93H181V94H179ZM205 93V94H206ZM214 92H212L211 91V94H213ZM214 93V94H215ZM242 93V94H241ZM100 94V93H99ZM157 95L156 97H157V99H156V101L157 102H159L158 101V99L161 101L162 100V102H163V104H165L166 105V108L164 109V110H166V114L164 113V115H167V113L168 112H171V114L170 115H167V118H168V116H169V118H168V121H167V123H169V124H167L166 126H165V128H163L164 126L162 125L163 123H164V121H166V120H164L163 121V119H165V118H162V124H160L161 125V128L160 129H164V131L163 130H161V133L158 135V137L162 134V133H165L166 132V134H165V136H164V138L165 137H167L166 135H168V140H166L165 141V139H167V138H165L164 139V141H162L161 142V139H160V141H158V139H157V141L158 142H160V147L158 148V149H156V150H154V152H151L150 151V149H155L156 148V146H153L152 148H149L148 149V152L147 153H149V155L146 153V155H148V156H146V157H144L145 155H143L142 153V155L141 154H139V155H141V156H143L142 157V159L140 158V160H137L135 157H136V152H135V157H134V155L130 152L131 150H128V148H132V147H127V149H125L124 150V152H126L125 153V155L123 156L122 155V153H120L123 157H121V156H119V157H121L120 159V162L118 161V160H116V162H113V158H109L110 157V155L111 154H113L114 152H113V150H115L116 148H110V147H113L111 144V142L113 141L111 138H115V136L114 135H116V136H120V137H123V139H126V135H127V128L125 127V126H123V125H119V124H116V125H114L115 124V122L113 121L114 120V118H115V120H116V118L118 117V118H120L121 117V115H124V114H135V113H137L138 111H139V109L141 108H139L138 109V111H137V105L135 106V108H134V105H135V103L136 104H142V102H141V100L144 98L143 96L145 95V99H148L147 97V95ZM204 93H202V95H203ZM217 94H219L218 92H217ZM39 96L41 95V94H38ZM63 96V98H64V100H63V98L61 97V96ZM81 95V94H80ZM86 95V96H85ZM98 95V94H97ZM104 95H105V93H104ZM110 95H112V94H110ZM132 95V94H131ZM135 95V96H134ZM151 95V96H152ZM181 95H182V97H181ZM184 95H186V98H187V96H188V98L186 99L185 98V96ZM195 95V94H194ZM194 95H193V98H194ZM201 95V94H200ZM201 95V96H202ZM231 95V96H230ZM242 95V96H241ZM248 95V94H247ZM250 95L251 94H249L248 96L250 97ZM83 96V95H82ZM82 96H79L78 97V99L80 98V97H82ZM96 96V95H95ZM100 96H101V94H100ZM115 96V95H114ZM113 95H112V97H114ZM158 96H159V98H158ZM163 96H165V98L163 97ZM170 96V97H169ZM175 96V97H174ZM184 96V97H183ZM201 96H199L198 95V97H200L199 98V100L200 99H202L201 98ZM229 96H230V99H229ZM41 97V96H40ZM108 97V98H107ZM116 98H117V96H115ZM115 97H114V99H115ZM123 97V98H122ZM143 97V98H142ZM161 97V98H160ZM192 97V96H191ZM190 97V98H191ZM195 97H196V95H195ZM210 97V98H211ZM220 97V98H219ZM236 97V98H235ZM241 97V98H240ZM245 97V96H244ZM243 97V98H244ZM254 97V98H255ZM3 97H1V99H2ZM88 98H86V99H88ZM103 98H107V99H104L103 100ZM173 98V99H172ZM184 98V99H183ZM192 98V101H191V99H190V101L189 102H191V103H193V101H196L195 99H193ZM197 98V97H196ZM225 98V99H224ZM246 98H248V97H246ZM0 99V100H1ZM85 99V100H86ZM110 99V100H109ZM125 99H127V100H125ZM145 99L143 100V101H145ZM213 99V100H214ZM237 99H240V101L239 100H237ZM245 99V98H244ZM4 99H2V101H3ZM45 100V101H46ZM99 100V101H98ZM198 100V101H199ZM219 100V101H218ZM228 100V101H227ZM229 100H231L230 102H229ZM234 100H235V102H234ZM248 100H252L251 98H248ZM248 100H246V101H248ZM128 101V102H127ZM147 101V100H146ZM165 101H168L167 103L165 102ZM88 102V103H87ZM99 102H101V103H99ZM138 102V103H137ZM148 102V103H147ZM146 102V104L149 106V100ZM161 102V103H162ZM197 102V101H196ZM243 102H245L244 100H243ZM250 102V101H249ZM0 103H2L1 101H0ZM74 103H76V106H75V104ZM89 103H91L92 105H94V106H96V110H98L97 109V105H98V108H99V106L100 107H104L105 105H107V104H112L111 106L110 105H107V107L110 109L109 111H108V113H107V116L105 115V118H104V111L106 110H104V109H102V110H104V111H102V112H104L103 113V116H100V117H92L93 118V120H95L94 121V123H93V121H92V119L90 118L91 116H95L94 114L93 115H91L90 113H89V109H93V110H95L94 109V107L93 106H91V107H89ZM105 103V104H104ZM126 103V104H125ZM145 103V102H144ZM160 103V102H159ZM158 103V104H159ZM161 103H160V105H158V104H156V106L158 105V107L160 106H162L161 108L159 107V109L161 110V112H162V108H164V106H163V104L161 105ZM236 103H238V104H236ZM248 103V102H247ZM253 102L251 103V104H254ZM116 104V105H115ZM138 104V105H139ZM179 104V105H178ZM184 104V105H183ZM194 104V103H193ZM244 104V103H243ZM250 104V103H249ZM119 105V106H118ZM147 105H145V107L147 108ZM169 105V106H168ZM175 105V106H174ZM229 105V106H228ZM231 105V106H230ZM257 105H259V106H257ZM47 106H46V108H47ZM62 106H64V107H62ZM144 106V105H143ZM143 106H142V109H143ZM167 106H168V108H167ZM183 106V107H182ZM102 107V108H103ZM106 107V108H107ZM144 107V108H145ZM178 107V108H177ZM193 107H195V109H193ZM199 107V106H198ZM235 107V108H234ZM237 107H238V109H237ZM245 107V106H244ZM263 107V108H262ZM64 108H66V110L64 109ZM88 108V109H87ZM133 108H134V110H133ZM146 108H145V110H144V112L146 111V112H148L147 110H146ZM150 108H151V106H150ZM173 108V109H172ZM180 108V109H179ZM234 108V109H233ZM260 110H259V109ZM51 109H52V111H51ZM65 110V111H69L70 110V112L69 113H67V112H65L69 117L70 116H72V117H74V118H80L81 117V115L83 116V114H84V111H85V109H87L88 110V113H89V115L87 114V113H85L86 115H88V117H86V115H84L85 117H83V118H88L89 120L88 121H85V119H84V121H80V120H82V117H81V119L80 120H78L79 122H83V123H79V125L78 124H75L76 125V127L77 126H79V128H77L78 130H76V127L75 126H72L73 128H72V130H70V126H67V127H62L63 129H61V130H58V129H55L56 128V126H57V128L58 127H60V125H59V122H58V120L61 122L62 120V118H64V117H66V116H59V115H61V114H63V110ZM128 109V110H127ZM181 109H183L184 111L182 112V113H180V111H181ZM190 109H192V111H194V110H198V108L196 107V105L195 106H193L192 105V108H190ZM200 110L202 109V108H199ZM205 108H203V110H204ZM217 109V110H218ZM229 109H230V111H229ZM246 109V110H245ZM248 109H251V107L249 108V106H248ZM50 110V111H49ZM99 110H100V108H99ZM108 110V109H107ZM152 110V109H151ZM174 110V111H173ZM176 110H177V112H176ZM203 110H201L202 112H201V114L203 113ZM228 110V111H227ZM232 110V111H231ZM235 110V111H234ZM23 111H24V109H23ZM48 111V112H47ZM121 111V112H120ZM125 111V112H124ZM140 111L142 112L143 110H141L140 109ZM179 111V112H178ZM191 110L190 111H188V112H191V114L192 113H196L197 114V111H195V112H192ZM199 111V110H198ZM218 111V112H219ZM259 111V112H258ZM25 112V111H24ZM87 112V111H86ZM96 112H98V111H96ZM111 112V113H110ZM152 112H154L153 110L151 111V114H152ZM164 112V111H163ZM179 113V114H176V113ZM215 112H217V111H215ZM92 113H93V111H92ZM173 113V114H172ZM175 113V114H174ZM199 113V112H198ZM258 113H260V114H258ZM262 113H263V115H262ZM97 114V113H96ZM102 114V113H101ZM121 114V115H120ZM139 114V113H138ZM138 114H135L136 115V117H133L134 119L136 118L137 119V121H138ZM142 114V113H141ZM145 116H147L145 113H143ZM149 114H150V112H149ZM162 114V113H161ZM185 114V113H184ZM183 114V115H184ZM190 114V113H189ZM189 114L187 113V115H184L185 117L187 116V119L188 118H191V116H189ZM204 114H206V113H204ZM204 114H202L203 116H204V118L206 119V117H205V115ZM214 114V113H213ZM234 114V115H233ZM246 114V113H245ZM64 115V114H63ZM100 115V114H99ZM116 115H118V116H116ZM140 115V114H139ZM164 115H162V116H164ZM182 115V116H183ZM198 115H200V114H198ZM198 115H197V117H198ZM208 115V114H207ZM206 115V116H207ZM211 115V114H210ZM215 115H213V116H215ZM96 116H98V115H96ZM109 116V117H108ZM120 116V117H119ZM133 115H130V117H132ZM152 116H153V114H152ZM151 116V117H152ZM172 116V117H171ZM184 116H183V118H184ZM195 115L193 114V117H194ZM202 116V117H203ZM209 116V115H208ZM228 116V117H227ZM244 116V115H243ZM242 116V117H243ZM250 116V117H249ZM42 117V116H41ZM68 117V118H69ZM108 117V118H107ZM123 117V116H122ZM125 117H127V115L125 116ZM138 117V118H137ZM177 117V118H176ZM200 117H201V115L199 116V118H196L195 120L192 118V120L191 121H189V123L191 124V122H193V120L196 122V120L198 121V119H200ZM202 117H201V120H199L200 121V123H201V121H203L202 120ZM211 117V116H210ZM67 118V117H66ZM76 118V119H77ZM129 118V117H128ZM170 118H172V120L173 121H171V119ZM203 118V119H204ZM231 118V119H230ZM244 118V117H243ZM262 118V119H261ZM130 119V118H129ZM134 119H132L131 118V120H133V121H136V120H134ZM170 119V120H169ZM186 119V118H185ZM204 119V120H205ZM233 119H235V120H237V121H235V120H233ZM256 119V120H255ZM64 120V119H63ZM66 120V119H65ZM69 120H70V118H69ZM69 120H68V122H69ZM72 120V119H71ZM189 120V119H188ZM248 120V121H247ZM250 120H252L251 121V123H250ZM78 121H77V123H78ZM92 121V122H91ZM111 121V122H110ZM136 121V122H137ZM170 121H171V123H170ZM198 121V122H199ZM233 121L234 122H236V124L238 125H236L235 123H234V125H236L235 127H237V129L235 128L234 129V131L232 130V128L230 127V125L233 123ZM240 121V120H239ZM257 121V122H256ZM58 124H57V123ZM64 122H66V121H64ZM71 122L72 121H70L69 123H70V125H71ZM73 122H76V121H73ZM73 122H72V124H73ZM101 122H104L103 124H104V126H102L101 127V125L99 124V123H101ZM113 122H114V124H113ZM180 123V122H182V123H180V125L182 124L184 127H181V128H184L183 130H185V128L186 127H188V130H189V132L190 133H193V134H191L192 136V141H194V142H190V144L188 143V145H190L191 146V144L192 143H198L197 145H196V147H197V149L199 148L198 147V145L200 146V148L202 149V150H204L203 152H205L204 153V158H201V157H203V155H199L198 154V157L197 158H201L200 160H201V162L202 163H204V162H207L208 161V159L209 158H211V159H209V160H213L212 162H211V164L210 163H208V164H210V165H208V164H206V165H204V167L205 166H210V168L209 167H207V168H209L210 170L209 171H211V169L215 172V173H211L210 175H208V174H205V171H204V175H206V177H207V175L209 176V177H207V179H206V177H203L204 175H201V173H203V170L205 169L206 170V168H201L200 170L202 171V172H197L198 170L197 169H199V168H197L198 166H199V164H197L196 162H193V161H197L196 160V156L194 155V153H196V152H194V151H197V150H195L196 149V147L195 148H193L192 146H195V144H192V148H190V146L187 148H185L184 146H185V143H187V142H189V141H187V142H185V143H183V145H181L182 144V142H181V144H180V146H182V147H184V149H185V151H186V149H187V151H188V149L190 148V150L191 151H193V155H194V158H195V160H193L194 158L193 157H191V156H188V155H185V156H188L189 158H187V159H189V160H191L192 162H193V165L195 166V163H196V167H192V165H191V168H193V169H187V168H184V167H186V163H188L185 159H182V156L184 155H180L181 153H184L185 151L183 150V148H182V150H183V152L181 151V147L179 146V138L180 139H182V141H186L185 140V138H184V135H187V134H183L184 133V131H182L180 128V130L183 132L182 133V135H183V137L180 135V137H179V135H178V139L176 138L177 137V135H175V134H178V133H180V132H176L177 130L179 131V129H174V127L176 126V123ZM223 122V123H222ZM45 123V124H44ZM69 123H67V124H69ZM91 123H93V124H91ZM106 123V124H105ZM166 123V122H165ZM174 123H175V125H174ZM189 123H188V125H189ZM194 123V122H193ZM202 123H204V122H202ZM249 123V124H248ZM47 124V126H48V124H52L53 125V127H54V130H52V128L50 127V126H48V127H50L49 128V131L47 130V128H45V127H47V126H45ZM65 124V123H64ZM67 124H65V125H67ZM73 124V125H74ZM197 124V123H196ZM196 124H193V125H196ZM220 124V125H219ZM225 124V125H224ZM231 128L230 129V131H229V127H226L227 125ZM179 125V126H180ZM181 125V126H182ZM198 125H199V123H198ZM199 125V126H200ZM233 125V126H234ZM263 125V126H262ZM37 126V125H36ZM35 126V127H36ZM106 126V127H105ZM172 126H174V127H172ZM178 126V125H177ZM189 126H192V125H189ZM232 126V127H233ZM254 126V127H253ZM194 127V126H193ZM240 127V126H239ZM252 127V128H251ZM258 127V128H257ZM139 128H141V127H139L138 126V129ZM171 128V129H170ZM195 128H196V126H195ZM194 128V129H195ZM225 128H228V130H227V133H222L224 130H225ZM82 129V130H81ZM259 129H260V131H259ZM36 130V129H35ZM55 130H56V132H55ZM76 132H74V131ZM142 130H143V128H142ZM188 130H185L186 131V133H188L187 131ZM195 130V132H197ZM201 130V131H200ZM223 130V131H222ZM226 130L224 131V132H226ZM244 132V133H246V134H244V133H242V131ZM249 130H252V131H249ZM37 131V130H36ZM40 131V132H41ZM51 131V132H50ZM53 131V132H52ZM63 131V132H62ZM141 131V130H140ZM170 131V132H169ZM238 131V132H237ZM258 133H257V132ZM136 132H137V129H136ZM135 132V133H136ZM176 132V133H175ZM200 132V133H199ZM229 132V133H228ZM235 132V133H234ZM70 133H72V134H70ZM139 133H141V132H139ZM145 133L146 132H143L142 134H144L145 135ZM168 133V134H167ZM172 133V134H171ZM215 133H217L218 135H220V134H224L225 135V137H227V138H224V136H222V135H220L221 137L219 138V136L217 135V137H215L216 135H215ZM240 133V134H239ZM37 134H39V130H38V132H37ZM57 134V135H56ZM64 134V135H63ZM69 134V135H68ZM142 134H136V135H138V137H139V135H140V137L141 136H143ZM40 135V134H39ZM66 135V136H65ZM83 137H82V136ZM110 135H111V137H110ZM164 135V134H163ZM171 135V136H170ZM173 135H174V137H173ZM189 135V134H188ZM214 135V136H213ZM233 135V136H232ZM241 135H247L246 136V138L247 137H249L248 138V142L250 143V145H249V143H248V145L246 144L247 143V141H246V143H244V144H246V145H244V144H242V145H236V141L237 140H239L238 142H241L240 141V139H238V137H240L241 138V140L243 139V136H241ZM251 135V136H250ZM257 135H259V136H257ZM55 136V137H54ZM70 136V137H69ZM114 136V137H113ZM213 136V137H212ZM245 136H244V138H245ZM254 136V137H253ZM74 137L76 138L75 140H74ZM81 137L84 139H82L83 141H85L86 139H95L94 140V144H91V147H92V149L91 150H89V153H85V154H89L88 156H87V158L85 159V161L82 159L83 157H85V156H83L82 157V155H84V154H82V155H80L81 153H83V151L85 152V150L87 149V145H88V143H87V145L85 144V146H86V149L84 150V148H82V146H83V144H82V146H81V144H80V142L82 141H79V139H81ZM139 137V138H140ZM144 137V136H143ZM157 137V138H158ZM182 137V138H181ZM197 137V136H196ZM256 137V139H254ZM46 138V139H45ZM56 138V139H55ZM109 138V139H108ZM160 138H162L161 136H160ZM170 138V139H169ZM183 138H184V140H183ZM188 137L186 136V139H187ZM193 138H194V140H193ZM209 138H210V141H208L209 140ZM219 138V139H218ZM222 138V139H221ZM253 138V139H252ZM51 139V140H50ZM64 139V140H63ZM88 139V140H89ZM97 139V140H96ZM107 139H108V141H107ZM111 139V140H110ZM163 139V138H162ZM175 139V140H174ZM177 139V140H176ZM190 139V138H189ZM226 139V140H225ZM227 139H228V141H227ZM232 139V140H231ZM99 140V141H98ZM127 140V139H126ZM125 140V141H126ZM188 140V139H187ZM218 140V141H217ZM236 140V141H235ZM244 141H245V139H243ZM252 140L254 141V142H252ZM262 142H261V141ZM33 142L35 145H36V143L37 142ZM57 141V142H56ZM69 141V142H68ZM77 141H79V144L77 143ZM82 141V142H83ZM87 141V140H86ZM89 141H93V140H89ZM111 141V142H110ZM124 141V140H123ZM123 141H122V143H123ZM155 141V143H157L156 142V140H154ZM176 141H178V142H176ZM199 141V142H198ZM226 141H227V143H226ZM232 141H234L233 143H232ZM258 142V144H256L257 142ZM49 143V145H48V147H47V145L46 144H48ZM58 143V144H56V143ZM67 142V143H66ZM100 142V143H99ZM128 142V140L126 141V142H124L125 144ZM211 142V143H210ZM217 142V143H216ZM60 143V144H59ZM66 143V144H65ZM74 143V144H73ZM84 143V142H83ZM91 143V142H90ZM107 143V144H106ZM113 143H114V141H113ZM121 144V143H119V144H117V143H114V147L115 146H119V148L121 147V149L120 150H122V149H124V147H125V144ZM154 143V142H153ZM152 143V144H153ZM207 143V144H206ZM34 144H32V146H34ZM54 144V145H53ZM69 144V145H68ZM98 144H100V145H98ZM109 144V145H108ZM116 144V145H115ZM129 144V143H128ZM128 144H127V146H128ZM202 144V145H201ZM206 144V145H205ZM211 144V145H210ZM219 144V145H218ZM222 144V145H221ZM254 144V145H253ZM38 145V144H37ZM38 145V146H39ZM67 145V146H66ZM75 145V146H74ZM93 145L95 146V148L93 147ZM97 145V146H96ZM103 145V146H102ZM121 145H124V147L123 146H121ZM130 145V144H129ZM155 145V144H154ZM159 145V144H158ZM214 145V146H213ZM248 146V147H246V148H243L244 146ZM252 145V146H251ZM45 146V147H44ZM53 146V147H52ZM81 146V147H80ZM101 146V147H100ZM106 146H107V148H106ZM217 146V147H216ZM242 147L243 149H241V148H239V147ZM22 147V148H23ZM49 148L50 147V149H48L49 151H47V148ZM68 147H69V149H68ZM88 149H90V145H88ZM123 147V148H122ZM151 147V146H150ZM180 147V148H179ZM214 147H216V148H214ZM225 147V148H224ZM21 148V149H22ZM46 148V150H43V149H45ZM65 148V149H64ZM126 148V147H125ZM146 148V147H145ZM213 148L215 149V151L213 152ZM224 148V149H223ZM29 149V150H28ZM39 149V150H38ZM54 149V150H53ZM76 149H77V151H76ZM87 149V150H88ZM108 149V150H107ZM133 149V148H132ZM180 149V150H179ZM193 149V150H192ZM209 149H210V151H209ZM43 152H46L47 151V154H48V157L50 158L49 159V161L50 162H48L49 163V165L46 163V161L45 160H47L48 159V157H47V159H45L44 161L41 159V157L43 156L44 157V155H45V153H44V155H41V153H42V151ZM112 151V153L110 154V152ZM118 150V149H117ZM117 150H115V151H117ZM146 150V149H145ZM202 150H198V152H201V154H203L202 153ZM242 150V151H241ZM250 150H252L253 152H255V150H257L256 151V155H254L255 153H253L252 151H250ZM22 151V150H21ZM29 151V152H28ZM76 151V152H75ZM123 151V150H122ZM137 151V150H136ZM144 151V150H143ZM151 153H150V152ZM176 151V152H175ZM179 151H181V153L179 152ZM33 152V153H32ZM87 152V151H86ZM109 152V153H108ZM121 152V151H120ZM123 152V153H124ZM138 152H142V150L141 151H138ZM145 152V151H144ZM178 152V153H177ZM210 152V153H209ZM240 152H242V153H240ZM248 152V153H247ZM251 152H252V154H251ZM258 152V153H257ZM22 153V152H21ZM92 153V154H91ZM93 153L95 154V155H93ZM180 153V154H179ZM187 153V152H186ZM189 153H190V151H189ZM206 153H208V154H206ZM214 153V154H213ZM50 154V155H49ZM74 154V155H73ZM110 154V155H109ZM117 154L118 155H120L119 154V150L117 151ZM188 154V153H187ZM197 154V153H196ZM236 154V155H235ZM53 155H54V157H53ZM68 155V156H67ZM77 155H80V156H78L77 158L79 159H77V161L78 162H80L81 160H82V162H80L79 164L77 163V161L75 162V160L74 159H76V158H74L75 156H77ZM100 155V156H99ZM107 155V156H106ZM114 155H116V152H115V154ZM114 155H112V156H114ZM118 155H116V157H118ZM176 155V156H175ZM212 155V156H211ZM250 155V156H249ZM253 155V156H252ZM22 156V155H21ZM20 156V157H21ZM47 156V155H46ZM45 156V157H46ZM130 156H131V158H130ZM175 156V157H174ZM179 156V157H178ZM210 156V157H209ZM239 156V157H238ZM32 157V158H31ZM99 157V158H98ZM101 157V158H100ZM108 157V158H107ZM115 157V158H116ZM118 157V158H119ZM137 157H138V153H137ZM150 157V158H149ZM163 157V158H162ZM177 157H178V159H177ZM255 157V158H254ZM22 158H20L21 160L19 161L18 160V162L20 163V165H19V168H20V171H21V179H23L24 181H27V180H25L27 177V174L26 173H32V172H34V170H28L29 169V167L27 168V166H26V164L24 165V167L25 168H27L26 170H27V172H26V170H24V168H21V167H23V165L21 166V164H22ZM32 160V162H29V160ZM73 158V159H72ZM81 158V159H80ZM118 158H116V159H118ZM130 158V159H129ZM175 158L177 159V160H175ZM183 158H186V157H184L183 156ZM236 158V159H235ZM58 159H60V160H58ZM89 159H92V160H89ZM198 159V160H199ZM203 159V160H202ZM206 159H207V161H206ZM239 159H240V161H239ZM25 160V161H24ZM174 160H175V162H174ZM182 162L183 160H185L186 161V163H185V166H184V163H182L183 164V168L184 169H186V174L184 175H181L180 173H182L181 172V169H183V168H181V166L179 167V168H177L176 166L177 165H180L181 164V162ZM199 160V161H200ZM249 160V161H248ZM27 161V162H26ZM111 161V162H110ZM118 161V162H117ZM138 161H140V164H138ZM199 161H198V163H199ZM88 163L87 165H86V163ZM99 162V163H98ZM102 162V163H101ZM106 162H107V165H106ZM147 162H148V164H147ZM177 162L179 163L180 162V164H177ZM200 162V163H201ZM209 162V161H208ZM242 162V163H241ZM44 163H46V164H44ZM130 163V164H129ZM170 163V164H169ZM248 164V166H247V164ZM254 163V164H253ZM34 164V163H33ZM96 164V165H95ZM117 164V165H116ZM122 164H123V166H122ZM175 164V165H174ZM44 165V166H43ZM51 165V166H50ZM82 165V166H81ZM84 165V166H83ZM112 165V166H111ZM119 165V166H118ZM167 165V166H166ZM190 165H189V167H190ZM213 165V166H212ZM245 165V166H244ZM251 165V166H250ZM258 166V167H256V166ZM47 166V167H46ZM128 166V167H127ZM200 166H203V165H201L200 164ZM199 166V167H200ZM212 166V167H211ZM215 166V167H214ZM247 166V167H246ZM35 167V168H34ZM91 167H93V168H91ZM118 167H120V168H118ZM132 167V168H131ZM136 167V168H135ZM147 167V168H146ZM149 167V168H148ZM160 167V168H159ZM170 167V168H169ZM249 167V168H248ZM159 168V169H158ZM216 168V169H215ZM261 168V169H260ZM21 169H23V174L25 173L26 175H24L23 176V174H22V170ZM49 169H51V170H49ZM130 169V170H129ZM241 169H243L242 171H241ZM254 169V170H253ZM116 170H118V171H116ZM189 171V173L191 174V176L187 173L188 171ZM194 170V171H193ZM195 170H196V172H197V174H198V176H202L203 178H204V180L205 181H203L202 182V184L201 185H198V184H196L195 182H193V180H195L193 177L196 175L197 176V174H195L196 172H195ZM208 170V169H207ZM28 171H31V172H28ZM81 171V172H80ZM180 171V172H179ZM190 171H192V172H190ZM248 171V172H247ZM250 171H252V172H250ZM254 171V172H253ZM257 171V172H256ZM259 171V172H258ZM52 172V173H51ZM85 172V173H84ZM97 172H98V175H99V177H98V175H96L97 174ZM119 172H120V174H119ZM195 172V173H194ZM207 172V171H206ZM183 173H185V172H183ZM194 173V174H193ZM242 173V174H241ZM34 174V173H33ZM49 174H50V176H49ZM215 174V175H214ZM251 174V175H250ZM255 174V175H254ZM74 175H76L75 177H74ZM119 176V178H118V176ZM125 175H126V177H125ZM178 175V176H177ZM254 175V176H253ZM30 175H28V177H29ZM48 176V178H46ZM163 176V177H162ZM180 176V177H179ZM184 176H187V177H184ZM190 176V177H189ZM212 176V177H211ZM243 176H244V178H243ZM25 177V178H24ZM74 177V178H73ZM174 177V178H173ZM214 177V178H213ZM254 177V178H253ZM31 178H33V175L31 176ZM97 178H99V179H97ZM101 178V179H100ZM118 178V179H117ZM127 178V179H126ZM180 178H182V179H180ZM191 178V179H190ZM210 178V179H209ZM212 178V179H211ZM216 178V179H215ZM237 178V179H236ZM248 178V179H247ZM27 179H30V177L29 178H27ZM119 179H120V181H119ZM122 179V180H121ZM126 179V180H125ZM214 179V180H213ZM247 179V180H246ZM257 179H258V181H257ZM176 180V181H175ZM179 180L181 181V182H179ZM184 180V181H183ZM211 180H212V182H211ZM255 180V181H254ZM31 182H32V179L30 180ZM30 181H27V183L28 182H30ZM50 181H51V183H50ZM70 181V182H69ZM125 181V182H124ZM127 181V182H126ZM190 181V182H189ZM216 181V182H215ZM253 181V182H252ZM69 182V183H68ZM119 182V183H118ZM129 182V183H128ZM186 182V183H185ZM189 182V183H188ZM207 184H206V183ZM210 182V183H209ZM241 182H242V184H241ZM252 182V183H251ZM258 182V183H257ZM23 183H25V182H23ZM27 183H25V184H27ZM122 183V184H121ZM190 183H191V185H192V188H191V185H190ZM203 183H205V184H203ZM218 183V184H217ZM50 184L52 185V187H50ZM126 185V186H124V185ZM188 184V185H187ZM211 184V185H210ZM215 184V185H214ZM250 184V185H249ZM255 186H254V185ZM257 184V185H256ZM30 185H32L31 183H30ZM67 185V186H66ZM74 185V186H73ZM104 185V186H103ZM116 185V186H115ZM120 185V186H119ZM195 185V186H194ZM211 187V189H210V187ZM248 185V186H247ZM47 186H45V188H47ZM194 186V187H193ZM252 186H254L253 188H252ZM81 187V188H80ZM102 187H103V190H102ZM131 188V190H130V188ZM199 187V188H198ZM214 187H215V189L217 190V191H215V189H214ZM246 187V188H245ZM250 187V188H249ZM249 188V189H248ZM187 189H189V190H187ZM203 189V190H202ZM243 189H245V191L243 190ZM47 190V189H46ZM69 190V191H68ZM72 190H75L76 192H74V193H76V195L77 196H73L72 197V195H74V194H72V195H70V192H72ZM126 190V191H125ZM186 190V191H185ZM211 190V191H210ZM213 190V191H212ZM39 191V192H40ZM108 191V192H107ZM187 191H189V193L187 192ZM215 191V192H214ZM255 191V192H254ZM124 192L126 193V194H124ZM184 192H187V194H185ZM190 192H192L191 194H190ZM214 192V193H213ZM205 193V194H206ZM45 194H46V196H45ZM55 194H57V195H55ZM189 194V195H188ZM203 194V193H202ZM214 194H215V196H214ZM48 195V196H47ZM112 195H115L114 197H112ZM124 195V196H123ZM129 197H128V196ZM134 197H133V196ZM183 195V196H182ZM204 195V194H203ZM186 196H187V198H186ZM189 196V197H188ZM206 196V195H205ZM204 196V197H205ZM255 196V197H254ZM48 197V198H47ZM56 197V198H55ZM107 197V198H106ZM117 197V198H116ZM183 197V198H182ZM55 198V199H54ZM126 198H128L129 200H127ZM182 198V199H181ZM186 198V199H185ZM206 198V197H205ZM213 200V202L211 201V199ZM44 199V200H43ZM47 199V200H46ZM99 199H101V200H99ZM122 199H123V201H122ZM95 202H94V201ZM108 201V202H106V201ZM111 200V201H110ZM125 200V201H124ZM184 200V201H183ZM42 201V202H41ZM44 201V202H43ZM83 201V202H82ZM118 201V202H117ZM182 201V202H181ZM257 201V202H256ZM52 202V203H51ZM64 202H65V204H64ZM94 202V203H93ZM110 202V203H109ZM128 203L127 204V206H125V205H123V204H126V203ZM49 203H51V204H49ZM78 203V204H77ZM84 203V207H83V204ZM179 203H180V205H179ZM182 203V204H181ZM43 204V205H42ZM60 204H62V206L60 205ZM113 204V205H112ZM122 204V205H121ZM186 204V205H185ZM67 205V206H66ZM79 205V206H78ZM89 206L88 208H89V210L87 209V206ZM119 205V206H118ZM129 205V206H128ZM179 205V206H178ZM214 205V206H213ZM259 207H258V206ZM40 206V207H39ZM48 206V207H47ZM108 206V209L110 208ZM117 206V207H116ZM170 206V207H169ZM209 206V207H208ZM47 207V208H46ZM83 207V208H82ZM96 207L94 208V207H92V210L91 211H93V213L95 214L96 213ZM116 207V208H115ZM118 207H119V209L120 208H122V209H118ZM155 207V208H154ZM178 207V208H177ZM185 209H184V208ZM211 207H213L212 209H211ZM57 208V209H56ZM93 208H94V210H95V212H94V210H93ZM98 208H101V210L100 209H98ZM111 208V209H112ZM215 208H216V210H215ZM22 210H23V208H21ZM46 209V210H45ZM84 209V210H83ZM85 209H87L88 211H86ZM107 209V210H108ZM166 209V210H165ZM180 211H179V210ZM182 209V210H181ZM184 209V210H183ZM239 209V210H238ZM262 209H263V211H262ZM106 210V211H107ZM114 210H112V211H114ZM123 210V211H122ZM127 210V211H126ZM132 210V211H131ZM178 210V211H177ZM110 211V210H109ZM120 211H122V213L120 212ZM153 211H156L155 212V214H157V215H155V214H153L154 212ZM174 211H173V213L172 212H169V213H164L163 214V217L165 216V214L166 215H168V217L167 216H165V218L166 219H168L167 221H165L166 223H169L168 221H170L171 219V216H172V218L174 217V215H176L175 213H174ZM205 211V212H206ZM240 211V212H239ZM49 212H47V214L49 213ZM56 212V211H55ZM58 212V211H57ZM60 212V211H59ZM125 212H129L127 215H132L133 213H134V215L132 216V217H130V215L128 216V218L130 217L131 219L129 220V219H127L126 218V215H125ZM147 212V213H146ZM206 212V213H207ZM235 212V213H234ZM239 212V213H238ZM263 212V213H262ZM73 213V212H72ZM88 213H90V215H91V219H90V221L91 220H93V219H95V218H93L94 217V215H93V213L91 214V212L89 211ZM100 214V212H97V214ZM102 213V212H101ZM104 213L106 214V212L104 211ZM132 213V214H131ZM170 213H172V214H174V215H172V214H170ZM222 213H223V215H222ZM238 213V215H235V214H237ZM246 213V214H245ZM44 214H46V212L44 213ZM50 214V213H49ZM79 214H80V216H79ZM85 214V213H84ZM103 214V213H102ZM101 214V215H102ZM104 214V215H105ZM150 215L149 217H148V215ZM185 214V215H184ZM187 214H189L188 212H187ZM208 214H210V213H208ZM225 214H226V216H225ZM245 214V215H244ZM252 214V215H251ZM43 215V214H42ZM41 215V216H42ZM74 215V214H73ZM87 215H89V214H87ZM87 215H85V216H87ZM89 215V216H90ZM101 215H99L98 217L100 218V216ZM136 215V216H135ZM146 215V216H145ZM169 215H170V217H169ZM177 215H176V217H177ZM182 215H184V216H182ZM227 215H228V217H227ZM232 215L234 216H236V217H232ZM249 215H251L250 217H249ZM254 215V216H253ZM41 216H39V217H41ZM51 216V215H50ZM93 216V217H92ZM135 216V217H134ZM188 216V217H187ZM210 216V215H209ZM225 216V217H224ZM252 216H253V218H252ZM38 217V218H39ZM47 217L49 218V216L47 215ZM106 217V216H105ZM146 217H147V219H146ZM152 217V218H153ZM239 218V220H238V218ZM37 218V219H38ZM42 218H43V216H42ZM41 218V219H42ZM44 218H45V216H44ZM46 219L47 220V222L49 221V223H50V218L49 219ZM86 218V217H85ZM93 218V219H92ZM120 218V216H119V219H121ZM151 218V217H150ZM162 219V217H159V218H154V220H156L157 219V223H160V226L159 227H161V226H163L162 224H164V226L163 227H165V223H164V221H162L161 219ZM187 220H186V219ZM189 218V219H188ZM227 218H228V221H227ZM248 218V219H247ZM250 218V219H249ZM255 218V219H254ZM44 219V221H46ZM97 219L98 218H96L95 219V221H94V223L95 222H97L98 223V221H97ZM101 219H103L104 220V216L101 218ZM125 219L127 220V221H125ZM158 219H160L161 220V222H158ZM170 219V220H169ZM176 219V218H175ZM232 220L233 221V219H234V221L233 222H231L230 224H229V220ZM39 220V219H38ZM43 220V219H42ZM78 220H80V221H82L80 218L78 219ZM85 220H87V219H85ZM99 220V219H98ZM153 219H152V221H154ZM209 220H210V218H209ZM230 220V221H231ZM237 220H238V225H237ZM246 220V221H245ZM254 220V221H253ZM257 220V221H256ZM105 221L107 222H109V220H107V219H105ZM105 221H104V223H105ZM130 221H131V223H130ZM151 221V224L152 223H155V222H152ZM180 221V222H179ZM219 221V222H218ZM243 221H245V222H243ZM251 221V222H250ZM28 222V221H27ZM27 222H23V223H27ZM35 222H39V221H35ZM46 222V223H47ZM84 222V221H83ZM92 222V221H91ZM91 222H89V220H88V224H86L85 222V224L88 226V225H94V223L92 222V224H89V223H91ZM129 223V224H127V223ZM241 222V223H240ZM258 222V223H257ZM260 222H262V224L260 223ZM33 223V224H32ZM45 223V222H44ZM44 224V225H47V224ZM83 223V225H85ZM97 223H96V225H97ZM99 223H100V221H99ZM102 223H103V221H102ZM101 223V224H102ZM103 223V224H104ZM114 223H117V224H114ZM136 223H137V225H136ZM172 224H173V221L171 222ZM227 223V224H226ZM242 223L244 224V225H242ZM254 223V224H253ZM260 223V224H259ZM29 224H31V226L32 227H34L36 224L34 223V222H32V221H30L29 222ZM29 224L27 225V224H25V228H27L26 227V225L29 227ZM37 224H39V223H37ZM40 224H43V222H41V220H40ZM101 224H99L100 226H101ZM108 224H110V223H108ZM131 224H135L134 225V229L131 227ZM145 224H143V226L145 225ZM179 224H180V227H179ZM246 224H248V225H246ZM251 224V225H250ZM24 225V224H23ZM22 225V226H23ZM34 225V226H33ZM95 225V226H96ZM105 225H107V223L105 224ZM121 225V227H119ZM146 225V226H147ZM158 225V224H157ZM168 225V224H167ZM250 225V226H249ZM20 226H21V223H20ZM41 226V225H40ZM39 225H38V227L37 226H35V227H37V229L38 228H40L39 230H42V231H40V234L39 235H42L40 238H41V240L43 241V238L45 237H43V235H46L44 232V227H43V225L41 226L42 227V229H41V227H40ZM48 226V225H47ZM82 226V225H81ZM87 226L86 227H84V226H82V227H84L83 229H85V228H87ZM99 226V227H100ZM112 226H111V228H112ZM142 226V225H141ZM142 226V227H143ZM151 226V225H150ZM154 227H150V228H152L151 229V232H149L150 234H153V231L158 227V226H156L155 227V224L153 225ZM204 226H206L207 227V224L206 225H203L202 227H203V230L205 229L204 228ZM209 226L206 228L207 230H208V228H209ZM242 226V227H241ZM246 226H247V228L249 229H247L246 228ZM34 227V228H35ZM91 227V226H90ZM89 226H88V228H90ZM98 227V226H97ZM97 227H96V229H97ZM102 227V226H101ZM104 228H105V226H103ZM102 227V228H103ZM109 227V226H108ZM130 227L132 228V229H130ZM140 227V226H139ZM145 227V226H144ZM182 227V228H181ZM221 227V228H220ZM239 227H241V228H239ZM251 227H253V228H251ZM259 229H258V228ZM30 228V227H29ZM29 228H27V230H29V232H31L30 230H32L33 228H31V229H29ZM81 228V227H80ZM94 227H92V230H94L93 229ZM102 228H100L99 229V232H102ZM107 228V227H106ZM110 228V227H109ZM107 228L109 231L110 230H116V228L114 227V228ZM126 228V229H125ZM147 228V227H146ZM166 228H167V226H166ZM210 228V231H211V233H212V229ZM214 228L216 229V231H214ZM22 229V231L23 230H26V229H23V228H21ZM83 229H81V230H79L78 232L81 234V232L82 231H84L85 232V230H83ZM91 229V228H90ZM89 229V234H92V233H94L95 231H96V229L92 232V230H90ZM154 229V230H153ZM160 228H158V230H159ZM180 229H182V231L180 230ZM221 229V230H220ZM262 229V230H261ZM101 230V231H100ZM105 230V229H104ZM103 230V232H106V230L104 231ZM118 230H117V232H118ZM123 232H122V231ZM144 230H145V232H146V229L144 228ZM144 230H143V233L142 232H140V235L141 234H144L145 232H144ZM148 230H149V228H148ZM161 230V232H162V228L160 229ZM239 231V232H237V231ZM241 230V231H240ZM254 230V231H253ZM16 231H18L19 232V230L17 229ZM33 231V230H32ZM44 231V232H43ZM87 231V230H86ZM92 233H91V232ZM164 231V230H163ZM178 231H180V232H178ZM250 233H249V232ZM258 231L260 232V233H258ZM26 233H27V231H25ZM34 232H35V235H37L36 234V231L34 230ZM43 232V233H42ZM84 232H82V236L84 235V237L83 238H85V239H87V236L86 235H89L88 234V232H87V234L85 235V233ZM98 232V231H97ZM98 232V233H99ZM111 232V231H110ZM108 233V231H107V234L106 233H104V234H106L105 236H103V234L102 233H100L99 235H102L103 237H100L101 239H103V241H105L107 238H108V236L110 237V240L112 241L113 239H114V243H113V247L111 246V247H109V248H105L106 247V244L105 245H103V243H101V242H103V241H99L100 240V238L98 237V242H96L95 240V242L96 243H99V247H98V249H97V247L95 246V248L97 249V250H99L100 248V252H101V250L104 248L106 251H102L101 253L100 252H96V250L94 249V252L95 253H100V256H99V254L98 255H94V256H90L91 257V259L90 260H92L91 261V263L90 264H109V262H110V264H115L116 262V264H118L119 263V259H118V257L120 258L121 256L120 255H122V253H119V252H123V251H120V250H123V248H124V246H122V245H120V248H119V246H118V249H117V251H116V256H117V254H118V257H116L114 254H111V252L113 251V249L114 250H116V248H114V246H116V245H118L119 243V239H121V238H113V234H112V232L111 233ZM125 232V233H124ZM129 232V233H128ZM131 232V233H130ZM168 232V233H169ZM245 232V233H244ZM19 233H22V232H19ZM23 233H24V231H23ZM39 233V232H38ZM42 233V234H41ZM96 233V232H95ZM124 233V234H123ZM148 232H146V234H147V236H145V235H143L144 237H145V239H144V242H145V240L146 239H148L149 238V236H150V234H149ZM167 233V232H166ZM235 233V234H234ZM255 233V234H254ZM108 234H110V235H108ZM132 234H133V236H132ZM148 234H149V236H148ZM155 234V233H154ZM179 234V235H178ZM213 234V233H212ZM254 234V235H253ZM258 234H260L261 235V237L260 236H258ZM140 235H138V236H140ZM156 235V234H155ZM157 235L159 236V234H158V231H157ZM233 235V236H232ZM239 236L238 238H236V236ZM244 235V236H243ZM258 236V238H257V236ZM38 236V235H37ZM89 236H92V235H89ZM89 236H88V242L90 243V240H89ZM115 236V237H116ZM132 236V237H131ZM153 236V239H154V235H152ZM158 236H155V238H157ZM230 236H231V238H230ZM235 236V237H234ZM246 236V237H245ZM248 236V237H247ZM252 236V237H251ZM35 237V236H34ZM46 237H47V235H46ZM44 238L45 239V241L47 242L48 240H47V238ZM95 237V236H94ZM94 237H92L93 239H94ZM96 237V238H97ZM107 237V238H106ZM143 237V238H144ZM148 237V238H147ZM151 237V236H150ZM183 237V241H182V238H181V241L179 242V243H181V244H178V241L179 240H176V241H171V243L173 242V246H174V244L175 243H177V244H175V246L176 247H179V248H176L175 246L172 248V250L171 251H169L170 249L168 248V249H165V247H162L163 245H166V244H168V243H166V244H162L161 242L159 243L160 245H162V246H159V248L160 247H162V248H164V249H160L159 250V252H160V254H157V255H159L160 256V258H161V260L162 261H164L165 260V258H167L168 256L170 257V255L172 256H175V260H170V258H169V260H170V262L172 261V264H182L183 263V261H184V263L183 264H187L186 262H188V264H199L198 262H197V259H196V261L194 260L193 261V255L195 256V257H197L198 256V254H199V248L200 247H198V244H197V241H196V243L194 244V242H195V237H191V235H186V233H185V235H183L182 236ZM188 239V241H187V239ZM234 237V238H233ZM91 238V237H90ZM95 238V239H96ZM122 238V239H123ZM126 238H125V240H126ZM130 238H132V240L130 239ZM139 238V237H138ZM143 238H142V240H143ZM39 239V238H38ZM56 239V238H55ZM54 239V240H55ZM105 239V240H104ZM115 239H118V241H116ZM129 239L131 240V241H129ZM152 241H153V239L152 238H150ZM160 239V238H159ZM159 239H154V242L152 243V241H151V244L149 243V244H145V245H149V248H146L145 249V247H144V243H143V247H144V250L146 251V253L148 252V253H150L152 250L153 251H155V253H157V251H158V248L156 249V250H154V249H152L154 246H155V240H158L157 241V245H158V242L160 241ZM170 239L171 238H169V240H167V241H169V243H170ZM173 239V238H172ZM175 239H176V237H175ZM174 239V240H175ZM178 239H180V238H178ZM184 239H185V241L187 242V244H186V242H184ZM253 239V240H252ZM22 241H23V239H21ZM40 240V239H39ZM54 240L53 241H49V242H54ZM57 240H60V236H59V238H57ZM92 240V239H91ZM97 240V239H96ZM110 240H108L107 239V244L108 245H110V244H112V243H110ZM139 241H141L140 239H138ZM231 240H232V242H231ZM236 240V241H235ZM242 240H243V242L244 241H246V242H242ZM20 241V240H19ZM21 241V242H22ZM45 241H43V242H45ZM121 241V242H122ZM163 241H166V240H163ZM162 241V242H163ZM189 241L191 242V243H189ZM250 241V242H249ZM21 242H18L19 243V247H20V243ZM122 243L123 245L125 244V243ZM133 242V243H134ZM147 242H150V241H148L147 240ZM236 243V246H235V243ZM17 243V244H18ZM24 243H25V245H27L26 244V242L25 241H23V243H22V245H24ZM42 243V242H41ZM51 243V244H52ZM115 243H118V244H116L115 245ZM129 243H127V244H129ZM137 243H139V242H137ZM142 243V242H141ZM140 243V245H142ZM155 243V244H154ZM183 243L184 244H186L187 246H186V248H184L182 245H183ZM189 243V244H188ZM243 243V244H242ZM44 244L45 245H47L46 243H43V244H41V246L43 245V248H48L49 247V249H52V248H50L51 246V244L50 243H48V247L46 246V247H44ZM56 244V243H55ZM91 244V243H90ZM100 244H102L101 246H100ZM121 244V243H120ZM154 244V245H153ZM238 244V245H237ZM52 245H54V243L52 244ZM58 245H59V241H58ZM95 244L93 243V246H94ZM133 246H135L134 244H132ZM131 245V246H132ZM150 245H152L151 247H150ZM156 245V246H157ZM172 245V244H171ZM192 245V246H191ZM231 245V246H230ZM234 245V246H233ZM240 245H242V246H240ZM245 245V246H244ZM14 246V245H13ZM57 246V245H56ZM91 246V245H90ZM103 246H105V247H103ZM125 246H127V245H125ZM167 246H169L170 247V245H167ZM189 246H190V249L188 250V248H189ZM18 246H14V248H16V249H19V248H17ZM22 247V246H21ZM21 247H20V249H21ZM53 247V246H52ZM55 247V246H54ZM53 247V248H54ZM60 247V246H59ZM58 247V248H59ZM103 247V248H102ZM108 247V246H107ZM142 247V246H141ZM140 247V252H141V254H146V253H144V250H142L141 251V249L143 248H141ZM183 247V248H182ZM241 247V248H240ZM243 247V248H242ZM264 247V246H263ZM1 248V247H0ZM13 248V249H14ZM24 248V247H23ZM25 248H28L27 246L25 247ZM24 248V249H25ZM58 248H56L55 249V252H56V250L58 249ZM122 248V249H121ZM155 248V247H154ZM239 248V249H238ZM245 248H247L246 249V251L244 250ZM262 248V247H261ZM259 249V250H257V252H255L256 253V258H255V263H252V264H258V262L261 264L262 262H263V259L262 258H264L263 256H264V249ZM19 249V250H20ZM23 249V250H24ZM44 249V250H45ZM49 249H47L46 251H44V250H42V248H41V250H42V252H41V255H44V254H42L43 252H45V254H47V256L46 257H48L50 254H49ZM107 249H109V250H107ZM151 249V251H149V250ZM176 249H177V251H176ZM182 250V252H181V250ZM192 249H194L193 251H192ZM228 249H229V251H230V253L231 252H233V253H231V254H229L228 252ZM234 251H233V250ZM239 252H237L236 250ZM241 249H243V250H241ZM10 250V249H9ZM27 250V249H26ZM25 250V251H26ZM31 252L32 251H34V249L33 250H31V249H29ZM29 250H27V254L28 253H30V257L32 256L33 257V259H34V257H38V255L37 256H35V254H31V252L29 251ZM53 251H54V249H52ZM52 250H50V252L52 251ZM93 250V249H92ZM148 250V251H147ZM174 250V251H173ZM184 250V251H183ZM187 250V251H186ZM232 250V251H231ZM11 251V253L13 254V252L15 251V249H14V251L12 252V250H10ZM36 251V250H35ZM48 251V252H47ZM108 251V252H107ZM169 251V252H168ZM173 251V252H172ZM177 252V254L178 255H180L181 254V256H178L177 254H176V252ZM189 251V252H188ZM240 251H242V252H240ZM17 252H19V255H20V252H21V254H22V251H16V253ZM38 252V251H37ZM37 252H36V254H37ZM47 252V253H46ZM55 252H51V254L54 256V255H56L55 257L57 258V260H58V264H69V260H67V259H65V258H63V257H65V256H63L62 257V255H64V254H62V253H60V254H62V255H58V253H59V251H57L56 252V254H55ZM93 252V251H92ZM94 252H93V254H94ZM174 252H175V254H174ZM185 252V256H186V254L187 253H189V254H187V256L185 257L182 253H184ZM194 252H195V254H194ZM198 254H197V253ZM11 253H8L6 256H5V258L8 256V257H10L9 258V260L12 258V256L14 255V254H16L15 252H14V254L11 256ZM23 253H25L24 251H23ZM25 253V254H26ZM34 253V252H33ZM105 253H108V255L107 254H105ZM113 253H115V252H113ZM153 253V252H152ZM164 253V254H163ZM171 253V254H170ZM193 253V254H192ZM228 253V254H227ZM260 253H261V256H260ZM9 254H10V256H9ZM18 254V253H17ZM25 254H23V255H25ZM90 254V253H89ZM93 254H91V255H93ZM110 254V255H109ZM242 256H241V255ZM244 254H245V256H244ZM19 255H18V257H19ZM105 255H107V257L105 256ZM111 255H113V258H112V256ZM162 255V256H161ZM219 255H220V253H219ZM229 255H231V257L229 256ZM239 255V256H238ZM255 255V254H254ZM260 257H259V256ZM22 256V255H21ZM20 256V257H21ZM45 256V255H44ZM60 256V257H59ZM98 256H99V258H98ZM137 256H139V253H138V255ZM142 256V255H141ZM165 256V258H163ZM172 256V257H173ZM177 256L179 257V259L177 258ZM182 256H184V259H183V257ZM224 256H225V258L227 257V259H229V261L231 262V263H229V262H227V259H225L224 258ZM228 256H229V258H228ZM236 258H238V259H236ZM241 256V257H240ZM7 257V258H8ZM19 257V258H20ZM29 257V258H30ZM93 257V258H92ZM103 257V258H102ZM114 257L115 258H117V260L118 261H115V263H114ZM140 257V256H139ZM155 257H156V255H155ZM181 257V258H180ZM222 257V258H221ZM232 257H234V260H233V258ZM1 258V257H0ZM4 258V259H5ZM7 258H6V264L8 263H10V262H7ZM16 258H17V256H16ZM26 258H27V256L25 255V256H22V259L23 260H25V261H30V259H27L26 260ZM97 258L98 259H100L99 261L97 260ZM112 258V259H111ZM190 258V259H189ZM222 259V261H221V259ZM2 260H3V258H1ZM0 259V260H1ZM13 259H14V256H13ZM12 259V260H13ZM21 259V258H20ZM17 260L18 262H17V264H19V261H21V260ZM37 259V258H36ZM36 259H34V260H36ZM136 260H140V258H135ZM157 259H159V257L157 258ZM218 259L217 260H215L216 262H209L208 264H219L218 262ZM225 259V260H224ZM241 259V260H240ZM244 259V258H243ZM22 260V261H23ZM32 260V259H31ZM33 260V261H34ZM103 260V261H102ZM116 260V259H115ZM120 260H121V258H120ZM179 260V261H178ZM181 260V261H180ZM190 262H189V261ZM254 260V258L252 259V261ZM257 260H259V261H257ZM11 261V260H10ZM24 261V262H25ZM113 263H112V262ZM142 259H141V264H142ZM158 261V260H157ZM174 261V262H173ZM193 261V262H192ZM227 263H226V262ZM3 262V263H2ZM12 262V261H11ZM14 262L16 263V261L15 260H13V264H14ZM24 262H22V263H24ZM138 262H140V261H138ZM138 262H136L137 264H139ZM146 262V261H145ZM165 262H166V260H165ZM169 262V261H168ZM170 262L168 263V264H170ZM1 263L2 264H5L4 263V260L3 261H1ZM0 263V264H1ZM21 263V262H20ZM29 263V262H28ZM27 263V264H28ZM72 263V262H71ZM147 264H149V261H147L146 262ZM145 263V264H146ZM249 262H247V264H248ZM264 263V262H263ZM152 264V263H151ZM154 264V263H153Z\"/></svg>", "mask_w": 264, "mask_h": 264}, {"label": "bare ground", "instance_id": "2", "mask_svg": "<svg viewBox=\"0 0 264 264\" xmlns=\"http://www.w3.org/2000/svg\"><path fill=\"white\" fill-rule=\"evenodd\" d=\"M31 2V4L32 3H34V2H36V5H39V6H41L40 4H43V6L44 7H40L39 9H38V6L36 7V5L34 6V4L33 5H31L30 4V2ZM39 1L40 0H35V1H31V0H0V99H1V97H3L2 99H4L3 101H2V99L0 100L2 103H0V257L1 258H3V260H4V263L6 264V258L8 257H6L5 258V256L8 254V253H11V251L10 250H12V252L14 251V249H15V253H16V251L18 250V251H22V254H21V252H20V255H19V252H17L16 254H14V252H13V254L11 253V256L13 255L14 256V259H13V256H12V258L9 260V258L10 257H8L7 258V262H10L9 264H13V260H15L16 261V263L14 262V264H17V260H19L20 258V260L21 261H19V264H27L28 262V264H58V260H57V258L55 257L56 255H52L51 254V252L53 253V252H55V249L56 248H58L59 246V248L56 250V252L57 251H59V253H58V255H62V254H64V255H62V257L63 256H65V257H63V258H65V259H67V260H69L68 262H69V264H90L91 263V261L92 260H90L91 259V257L90 256H96V255H98L99 254V256H100V253L102 252V251H106L103 247H105V246H103L102 248V250H101V252H100V249L99 250H97L98 249V247H99V243H96V242H98V237L100 238V237H103V236H105L106 234H107V231H108V233L111 231L112 232V236H113V238H118L119 236H120V234H119V236H116V235H118V234H116V235H114L115 234V232H113V231H116V233H119L120 232V230H118V229H123V226L121 227V223L123 222V224H124V221H122V219H124V217L123 218H121V215L123 216V213H122V211H120L122 214H120L119 212H117V206L115 207L116 209L114 210V208H112V207H114V206H112V207H110L109 205H108V203H105V204H107L106 206H107V209H108V206L110 207L108 210L106 209V208H104L105 210H103V208H102V211H99V210H97V207H99L100 206V204L99 203H101V202H98V203H96L94 200V206H93V204L91 203H89L88 205L90 206V205H92V207H96L95 206V204L97 205V204H99L97 207H96V213L94 214L93 213V211H91L92 210V207H91V209L89 210V206H87V209L91 212V214L93 213V215H94V217L93 218H98L97 219V221H98V223L97 222H95L94 223V221H95V219H93V220H91L93 223H94V225L92 226V225H88L90 228H88V226L86 225V224H88V220H89V222H91L90 221V217H91V215H90V213H88L89 211L87 210V209H85L86 211H88L87 213L85 212V211H83V212H80L79 211V213L80 214H82V216H83V218L82 217H79L82 221H80V220H78L79 218H77L76 219V215L78 214V212H74L75 210H72V212L69 210V208H64V211H61V210H55V211H53L54 213H52L51 211L49 212V211H43V210H41V207H40V209L38 208V205H40L39 204V199L44 195V193H41V191L40 190H42L43 192L45 191V193H46V191H47V193H48V189H49V186H47L46 185V183H49V181H46V183L44 182V184H45V186H47V188H45V186L43 185V186H41V183H40V185L39 184H37L36 183V181L35 182H33L34 181V179L36 180V178H34V177H36L37 176V174H35L36 173V171H35V169H33L32 167L33 166H35V164H36V162H38V160H36L38 157V155H36V157H35V153H37L38 154V151L37 152H35V150L33 151L34 152V156H33V163H29L31 166H28V163H23V155H24V151L26 150V148H24L23 147V145L24 146H26V147H28V146H30V147H28V148H31V147H36V148H31L32 150L33 149H36L37 150V148H39L40 147V145H39V143H40V141L42 140L43 141V139H44V137H50L51 135H50V133H49V135L47 134H42V132L44 131V133H45V131H46V129H43L44 128V125H40V126H38V124L40 123V122H42L43 123V121H42V118H43V115H45L46 113V110L48 109V106H47V104L49 105V103H47L48 102V100H46V99H42V97H44L43 96V93L45 92V87L47 88L48 86H49V89H50V86H52L53 87V89H56V87H54V85H58L57 86V88L58 87H60L61 89L63 88V86L64 85H59V84H63V82H66L65 80H67L66 78V74H67V68L70 66V65H68V64H66V63H63V59H61L62 58V55H61V58H60V56H59V54L58 55H55V53L54 54H52V55H50L49 53H50V51H51V53H53V52H55L56 50H58L59 51V49L61 50L62 48H63V46L64 47H67V46H65V43H66V41H67V43H68V41H69V43L68 44H66V45H70L71 44V40L72 41H74L73 39H74V36H76V38H75V41L74 42H76V40H77V37L79 36V37H81L83 34H84V32H85V29H84V27L83 28H81L82 27V23H83V26H84V24H85V22H84V20H87V19H89V18H93V16L92 15H94V18L95 19H97V20H99L98 18H100L99 16H102L101 15V12H102V14H105V12L107 13L108 12V10H109V16H112V18H114V24L115 23H119L120 22V20H118V19H122V17L121 16H123V19H124V16L126 17V13H128V15H127V19H129V21H131L130 23H129V21L128 22H126L125 23V26H126V24L128 25V24H131L132 25V27H134V26H136V24L138 23V21L136 20V23H135V19H138V20H140V18H137L138 16L139 17H144V19L143 18H141V21L139 22L140 23V25L141 26H138L139 24H137V28H138V31H140L139 33H141L142 32V35H144V33H145V31L144 30H147V34H146V36H145V39H150V40H152L154 37H155V35H156V37H158V38H156L155 40H157V39H160V40H162L163 38L162 37H165L164 36V33L166 32V30L168 29V28H170L171 26H169L168 28H164L165 26V24L163 25V23H166V24H168V23H170V25L172 24L173 25V23L172 22H169L170 20H167V19H169V17H170V19H171V21H172V17H174L175 19H176V22H178L177 23V25L179 26L180 24H182L184 21H185V23H186V19L187 18H190L191 16H193V19H192V17H191V22H195V21H197L198 19L196 18L197 16H198V14L199 15H201L202 16V14H200V13H196L197 11L198 12H201V13H203L205 16H207V15H209L210 13H209V11H210V9L212 10V11H214V13H211V15H209V17H211V20L212 21H214V23H215V19L214 18H216V22H219V20H217L218 19V17L217 16H219L221 13H225V14H227V15H225V17L227 16V17H229L230 15H232L233 17V19L234 20H236V22H234V23H237V24H239L240 22H239V20L240 21H242V25H245L244 23H246V20L247 19H244V21L245 22H243V19H241V18H244V16H245V10L242 12H240V10H241V6L242 5H240L239 7V11L238 10H236L237 9V7H236V9H234L235 7H234V5L236 4L235 2L237 1V0H208L207 1V3L205 2V8L206 9H209V11L208 10H206V11H204L205 10V8H204V3L202 4V2H204V0H202V2H201V4H200V6L202 5L203 6V8H204V12L206 13V12H208V14L206 15L203 11H202V9H201V7L200 6H198L199 4V0H197V2L195 1V0H191L193 3H192V5L191 6H189V4H191V1H190V3L189 4H187V1L185 0V3L187 4V9H189V10H191L190 11V13H189V10H187L186 9V6H185V12H184V10H182V9H184V7H182V5L181 6H179L180 4L178 3L177 4V2H174V0H167L168 1V3L166 2V1H164V0H155V4L154 3H151V6H153L152 7V9H150L151 8V6H148L147 4H149V2L147 3L146 1H152V0H135V1H133V0H128V3H127V0H126V2H125V0L124 1H122L123 3L125 2V4L123 5L122 4V2H121V0H114V1H112V3H113V9H114V6H116V5H123V6H126V7H121V6H118V7H120V8H122L121 10L122 11H119V13H121V14H119V17L117 18V17H115V16H113L112 15V12H117V15L116 16H118V11H113L112 9H110L111 8V6H110V3H111V1L110 0H102V3H105V1H106V3L109 5H105L104 6V8H106V10L105 11H103L104 9H102L103 8V4L100 2V1H96V0H79L78 2H77V0H41L42 2H40L39 3ZM107 1H109V2H107ZM119 1L121 2V4L119 3ZM131 1H133V2H131ZM159 1H161V2H159ZM169 1H171L172 3H170ZM206 1V0H205ZM235 1V2H234ZM243 1V0H242ZM263 1V0H262ZM75 2H77V3H79V4H77L76 3V10L74 9L75 7H73V8H70L72 5H75ZM99 3V6L97 5L98 3ZM116 2H118V3H116ZM138 2H142V4H140V3H138ZM146 2V3H145ZM153 2H154V0H153ZM245 2V1H244ZM256 2V1H255ZM261 2V1H260ZM73 3V4H72ZM96 4V6H98V7H94V6H92L93 4ZM100 3H101V5H100ZM112 3H111V5H112ZM114 3H115V5H114ZM133 3V4H132ZM136 3H138V4H136ZM156 3L159 5V6H156ZM161 3V4H160ZM209 3V4H208ZM235 3V4H234ZM248 3V2H247ZM72 4V5H71ZM127 4H128V7H130V8H132V9H128V7H127ZM134 4H136L137 5V7H136V5H135V7H134ZM145 4H146V6H148L147 8H146V6H145ZM169 4H172V8H173V6H174V10H172L171 9V5L169 6ZM196 4V5H195ZM198 4V5H197ZM220 4H221V8H220ZM234 4V5H233ZM240 4H243L241 1H240ZM254 4V3H253ZM260 4H262V3H260ZM259 4V5H260ZM33 7V10H32V7ZM80 6V9H81V7H87L88 9L92 6V8L91 9H93L94 8V10L95 11H89V10H91V9H87V8H85L84 10H80L79 9V6ZM133 5V6H132ZM150 5V4H149ZM160 5H161V7H160ZM163 5H165V7L163 6ZM185 5V4H184ZM183 5V6H184ZM217 5H219V6H217ZM237 5H238V3H237ZM236 5V6H237ZM250 5H251V3H250ZM250 5L248 6V7H250ZM255 5V4H254ZM253 5V6H254ZM259 5H257V6H259ZM78 6V7H77ZM89 6V7H88ZM100 6H102V7H100ZM167 6V7H166ZM177 6H179V7H177ZM197 6L199 7V9H197ZM207 6H209V7H207ZM262 6H263V8H264V5H261V9L260 8H257V9H259V12H261V14H263L264 15V9L262 8ZM34 7H36L38 10H36V8H34ZM101 8V12H99V9ZM109 7V9H107ZM117 7V6H116ZM115 7V9L116 10H118L119 8H116ZM142 8V11H141V14L140 15H138L137 16V14L136 13H140V11L138 12V9L140 10V8ZM156 7H157V9H156ZM181 7V8H180ZM193 7H195L194 9H195V11H192L193 10ZM217 7H219V9H217ZM245 7H247V5H245ZM254 7H256V5L254 6ZM41 8H43V9H41ZM126 8H127V12H126ZM138 8V9H137ZM143 8H145L144 9V11H143ZM153 8H154V11H151V10H153ZM162 8H163V10H162ZM41 9V10H40ZM64 9H67V11H69L68 13H67V11L66 10H64ZM70 9H71V11H70ZM83 9V8H82ZM114 9V10H115ZM123 9H125V10H123ZM134 9L136 10V12H134ZM148 9L150 10V13L149 14H151V13H153V12H155V14H151L152 16H153V18L152 19H154L155 18V20H152V24H153V21L154 22H156L157 24H158V18L161 16H164V21H162V18L160 19L161 21H160V26H161V24L164 26H161L160 28H159V24H158V27H157V25L156 24H154V26L152 27V25H151V23H147V22H145V21H150L149 19L151 18V15H149L148 13H146L147 14V16H150V18H148V20H146L147 19V16H146V14H143V13H145L146 12V10L148 11ZM158 9L159 10H161L162 11V13H161V11L159 12L158 11ZM179 9V10H178ZM248 9H250V8H248ZM251 9H253L252 7H251ZM263 9V10H262ZM74 10V11H73ZM77 10L78 11H81V13L83 12V11H85L86 13H87V11H89L88 13H87V15H86V13H82V15H83V17L85 18V17H88V14H90L89 16H91V17H88L87 19L85 18V19H83L82 20V18H81V13H78L77 12ZM96 10H98L97 11V13L98 14H96V15H98V16H96L95 15V13H96ZM111 10H112V12H111ZM120 10V9H119ZM128 10L130 11L131 10V14H132V11H133V13H134V15L132 14H130L129 12H128ZM164 10H166V11H168V13L170 12V11H172L171 13H169V14H171L170 16L168 15V13H165L164 12ZM176 10H178V11H176ZM201 10V11H200ZM63 11H65V13H66V16H67V14H68V16L67 17H65V18H63L64 16H65V13H63ZM183 11V15H182V13H180L181 14V16H180V14H178V12H182ZM188 11V12H187ZM211 11V12H212ZM73 12H75V13H73ZM95 12V13H94ZM110 12H111V15H110ZM123 12L125 13V15L123 14ZM143 12V13H142ZM159 12V13H158ZM173 12L176 14H173ZM186 12L188 13V14H186ZM192 12H195L194 14L196 15V17H195V15L193 14L192 15ZM238 12H240V14H238ZM249 12V11H248ZM255 12V11H254ZM72 13V14H71ZM156 13L158 14V15H160V16H157L156 15ZM161 13V14H160ZM242 13L244 14V16L242 15ZM71 16H70V15ZM84 14H85V16H84ZM116 14V13H115ZM165 14V15H164ZM218 14V15H217ZM239 15V17L241 16V18L238 20V15ZM251 14H252V12H251ZM250 14V15H251ZM255 15L257 14V13H254ZM260 13H258L257 14V16L259 15V17H261V18H263L264 16L263 15H261ZM121 15V16H120ZM129 15H131V16H129ZM154 15H156L157 16V18H156V16L154 17ZM168 15V16H167ZM173 15V16H172ZM175 15V16H174ZM184 15H186L185 16V18H184ZM187 15H189V16H187ZM216 15V16H215ZM222 15V14H221ZM229 15V16H228ZM248 14H246V16H247ZM96 16V17H95ZM145 16H146V18H145ZM177 16V17H176ZM201 16H199L198 18H200L199 20L200 21H203V19L202 18H204V17H201ZM213 16H214V18H213ZM223 17H224V15H222ZM243 16V17H242ZM69 17H71V18H69ZM106 17V16H105ZM105 17L103 18V20H105ZM130 17V18H129ZM131 17H134V18H132L131 19ZM168 17V18H167ZM184 18V19H182L181 21H180V19L178 20V18ZM195 17V18H194ZM208 16L206 17L207 18V20H208V18H209ZM66 18H69V19H67L66 21H65V19ZM115 18H116V20H118L119 22H117L116 20H115ZM213 18V19H212ZM220 18H221V22H222V20H224V19H222V17L220 16ZM219 18V19H220ZM229 18H231V17H229ZM228 18V19H229ZM237 18V19H236ZM254 18H255V16H254ZM62 19H64V20H62ZM91 19H89L90 21H88V22H86V24H85V27L86 26H88L89 27V25L90 24H92L94 21H96V20H91ZM122 19V21L123 22H125L124 20ZM131 19V20H130ZM134 19V20H133ZM142 19L144 20V22L142 21ZM174 19V20H175ZM194 19H196L195 21H194ZM210 19V18H209ZM232 19V20H233ZM250 19V18H249ZM264 19V18H263ZM263 19H262V21H263ZM112 20V19H111ZM167 20V21H166ZM173 20V21H174ZM227 20V19H226ZM226 20H225V22H226ZM230 20V19H229ZM233 20V21H234ZM256 20V19H255ZM91 21H93V22H91ZM102 21V20H101ZM122 21H121V23H119L120 25H119V27H117V26H115V27H117V29L119 28L120 29V27H121V24H124V23H122ZM133 21V22H132ZM258 21V23H260L261 22V20H260V22H259V19L257 20ZM257 21H254V23H256ZM90 22V23H89ZM98 22V21H97ZM97 22H94L95 24L97 23ZM141 22H142V24H141ZM151 22V21H150ZM161 22H163V23H161ZM168 22V23H167ZM188 22H189V24H191L190 23V20H187V25H188ZM204 23H205V19H204V21H203ZM203 22H201V23H203ZM224 22V21H223ZM223 22H222V25H221V23H217L218 25H219V27H215V30H214V32L212 31V29H211V31L213 32V33H211V32H207V34H206V31L205 30H203L204 29V24L202 25L203 26V28H202V26L200 25L201 23L200 22H196V23H199L198 24V26L200 25V27L198 28V27H196L197 26V24L195 25V24H193L194 25V27L192 26V24L190 25V27H192V28H194V30L195 31H197V29H198V31H201V32H203V33H201V32H195L193 29H191L190 27H189V25H188V28H187V30L188 31H186V25H185V23H183V25H181V27L179 26H177V28H174L175 29V31L174 32H179L180 30H182V32H183V28H182V26H184L185 28H184V31H185V36H186V34L187 33H189L190 34V30H192V31H194V33L193 32H191V34L190 35H195L196 34V36H194V37H196V38H194V39H197V41L200 43H198V45L197 46H195L194 47V45L192 46V41L194 40H192V37H190V35L189 34H187L188 36H187V38L189 37V38H191V39H189L188 38V40H186L187 38L184 36V34L183 33H181V35H179V34H177V33H173V31H172V34L173 35H175V37L176 38H181L182 40H183V42H182V40L180 39V41L179 40H177L178 41V43H177V41L176 42H174V41H172V42H174L175 44H178V46H179V44H185V45H187L186 43H188V46L191 44V47H188V46H185V45H183L184 46V48H183V46L182 47H180V48H182V49H187L186 47H188L189 49L191 48L192 49V47H193V49L192 50H194V51H191L190 53H189V49L186 51V56H185V53H184V56H185V58H184V56H182V57H180L182 60L183 59H185V61H184V64H181V66H182V68H183V70H184V73H188L187 75V77H189L190 78V76L189 75H191L192 77L191 78H194V79H192V80H190L189 78V81H190V83L192 84V81H193V83H195L194 85H192V88H193V90H192V88L190 87V94H192V92L193 91H195V89L197 90V94L195 93V92H193V95L195 94L196 95V97H195V95H194V98H193V95H191L190 96V94H188L186 91V93H187V95L189 96V100H186L185 102H184V104H185V106H184V108H185V110L187 109L188 111H192V109H190V108H192V105L193 106H195L196 105V107L198 108V110L196 109V110H194V111H192V112H195V111H197V114L196 113H192L191 114V112H188L187 111V113L189 114V116H191V118H188L187 119V116L185 117L184 115H187V113L183 110V109H181V111H180V113H182L183 111H184V113H182V114H179V113H176L177 112V110H176V114H179V115H181V118H182V120L184 119V122H185V120H186V122H188L189 123V121H191L192 120V118L195 120L196 118H199V116L201 115V117L203 116L202 114H204V113H206V114H204L205 115V117H206V119L204 118V116L202 117V120L203 121H201V123H200V121L199 120H201V117H200V119H198V121L196 120V122L193 120V122H191V124L189 123V125H192V126H189L188 125V123H187V125L186 126H188V127H190L189 129L192 131V129H193V133L194 134H198V131H199V128L198 127H200V128H202V126L200 125V124H202L203 125V128L201 129V130H203V131H201V132H203V133H200L201 135L200 136H198V135H194L193 133H190L189 132V130H188V127H186L185 128V130H188L187 132L188 133H186V131L185 130H183L184 128H181V127H184L182 124V126L180 125V123H182V122H178V123H176V126L174 127V126H172V127H174V129H181L182 131H184V133L179 129V131L177 130L176 132H180V133H178V134H175V135H177V139H178V135H179V137H180V135L183 137V135H182V133L183 134H187V135H184V138H185V140L186 141H182V139H180L179 138V146H180V144H181V142H182V144L181 145H183V143H185V142H187V141H189V142H187V143H185V148L188 146H190V145H188V143L190 144V142L192 141V135L191 134H193L194 136H195V138L197 139H199V137H203V138H205L206 136H208L207 134H211L212 135V132L214 133L218 128L220 129L221 127H218L217 128V124L215 123V121L217 120L216 119V115H217V113H219V115H220V113H221V111L223 112V110L224 109H226L227 108V105L224 103L225 102V100L223 101V102H219L220 104H217L218 102H217V100L215 101V99H214V97H211L212 95H214V96H217V95H220V97H221V95H223V96H225L226 95V93H224L223 92V94H221L220 93V90L219 89H216V86H212L211 84H209V82L211 81H213L215 78H222L223 76L222 75H224V77H225V75L226 76H229L228 74L230 73L229 72V70L231 71V73H232V69L235 67V64L236 63H238V65L236 64V68H237V66H238V69L240 70V66L242 65L243 67H244V65L245 66H247V60L246 59H248L249 58V56H250V54H249V56L246 58V55L245 54H247V53H242V54H239L240 56L238 57V56H236V62H235V60L233 59V56H235V55H237V52L236 51H238V50H236L235 51V49H237L239 46L237 45V44H235V45H229V47L227 46L226 48H228V49H226L225 47H224V49L227 51H225L223 48H222V50H221V46L223 45V42H225V41H227V39L229 38H231L232 36H231V34H234L233 33V31L235 30V28H236V24H234L233 26H231L230 24L229 25H225L226 23L228 24V21L225 23V24H223ZM89 25H88V24ZM134 23H135V25H134ZM143 23H144V25L146 24V29L144 28V29H142L143 27H145L144 25H143ZM207 23H209V21H207ZM213 23V24H214ZM231 23V22H230ZM257 23V24H258ZM149 24V25H148ZM249 24V23H248ZM256 24V26H258ZM80 25H81V27H80ZM99 25V24H98ZM116 25H118V24H116ZM143 25V26H142ZM155 25H156V27L159 29H157V28H155V30L154 29H152V28H154L155 27ZM253 25H255V24H253ZM77 26H79L78 28L80 29V31H79V35H78V33L76 32L77 30H79L78 28H77ZM92 26H93V24H92ZM91 25H90V30H91V27H92ZM124 26V25H123ZM123 27L122 29H120L121 31H123V29H125L126 27ZM148 26H150V28H151V30L150 29H148L149 27ZM247 26V25H246ZM250 26H251V24H250ZM256 26H254V31H253V34H254V36H255V39H256V37H259V35H255V34H260L261 32H257V33H254V32H256L255 31V29H256ZM260 26H262V25H260ZM94 27V26H93ZM114 26H113V29H116ZM136 27L135 28H130L129 26L127 27V28H129V32L128 33H133L132 31L135 29L136 31H137V29H136ZM140 27V28H139ZM142 27V28H141ZM173 27V26H172ZM248 27V26H247ZM87 28V27H86ZM98 28V27H97ZM162 28H163V30H162ZM178 28H181V29H178ZM197 28V29H196ZM201 28V30H199ZM206 28V27H205ZM240 28V27H239ZM241 28H242V26H241ZM83 29V31H82V34H81V30ZM94 29V28H93ZM96 29V28H95ZM103 29V28H102ZM110 29V28H109ZM157 29V30H156ZM161 29V30H160ZM173 29V30H174ZM179 31H178V30ZM217 29V30H216ZM88 29H86V31H87ZM111 31V33H108V34H110L109 36H111L112 35V37H113V35H114V37L113 38H115V36L117 37L116 39H114V41L116 42L117 41V43H119L118 42V39H119V37L121 36V33H120V31H116L115 32V34L112 32V31H115V30H112V29H110ZM132 30V31H131ZM134 30V31H135ZM149 30V31H148ZM156 31V32H153V31ZM170 30H171V28H170ZM169 30V31H170ZM257 30V29H256ZM258 30H261V28H259L258 27ZM264 30V29H263ZM92 31V30H91ZM106 31H108V30H106ZM106 31H104V33L106 32ZM134 32L135 34H137L138 33V31L137 32ZM152 31V32H151ZM160 31H165L164 33L163 32H161L160 33ZM236 31L237 30H235L234 32L236 33ZM246 32H247V30H245ZM250 31H251V27H250ZM76 32V33H75ZM92 32H94V31H92ZM125 32H127V29H125L124 31H123V33L125 34ZM149 32V33H148ZM161 34V36H160V34ZM242 33H244V30L243 31H241ZM87 34H88V32H86ZM85 33V35H83V36H86L87 34ZM89 33H91V32H89ZM123 33H122V36H123ZM128 33H126L125 35H127ZM158 33V34H157ZM167 33L168 32H166V36H168L167 35ZM180 33V32H179ZM210 33L212 34V37L211 36H209L210 35ZM240 33V32H239ZM94 34V33H93ZM107 34V35H108ZM163 34V35H162ZM178 36H177V35ZM202 35L203 36V40H202V42L200 41L201 40V36L200 35ZM241 34V33H240ZM90 35V34H89ZM91 35H92V33H91ZM105 35V34H104ZM107 35H105V36H107ZM124 35V36H125ZM140 36V34H138V36H140V37H144V36ZM172 35V36H173ZM182 35H183V38H185V40L186 41H189L190 40V42H186L183 38H182ZM197 35L198 36H200V37H197ZM204 35H205V38H208L209 39V37L210 38H212V39H206V40H204ZM235 35V34H234ZM236 35H238V33L236 34ZM245 35V34H244ZM248 35V34H247ZM109 36H107V37H109ZM119 36V37H118ZM135 36V35H134ZM133 36V37H134ZM149 36V37H148ZM159 36H160V38H159ZM170 36V35H169ZM169 36H168V38H169ZM207 36V37H206ZM209 36V37H208ZM242 38L244 37V36H242V35H240ZM240 36H237V37H240ZM254 36H253V39H254ZM261 36V35H260ZM68 37H70V39L68 38ZM111 37V38H112ZM127 37V36H126ZM131 37V36H130ZM147 37V38H146ZM151 37V38H150ZM240 37V38H241ZM247 37V36H246ZM263 37V36H262ZM262 37H259L260 39L262 38ZM112 38V39H113ZM122 38V37H121ZM178 38V39H179ZM234 38V37H233ZM236 38V37H235ZM234 38V39H235ZM259 38H257L258 40H260ZM68 39V40H67ZM245 40H246V38H244ZM250 39H251V41H248V42H252V34H251V36H250ZM108 40V39H107ZM105 41V43H107L106 44V47L108 46V44H109V42H110V44H111V42L113 43V41H111L110 39V41L108 40V41ZM122 40H123V38H122ZM144 40V39H143ZM154 40V39H153ZM160 40H159V42H160ZM171 40V39H170ZM170 40H168V42L170 41ZM211 40V41H210ZM217 40L219 41V43H220V41H221V43H220V46H219V44L217 43ZM233 40V39H232ZM239 40V39H238ZM244 40V41H245ZM262 40H263V38H262ZM82 41V40H81ZM145 41V40H144ZM144 41H142V42H144ZM162 41H164V40H162ZM206 43L207 42V45L206 44H204V42ZM214 41L216 42V46L213 44L214 43ZM228 41H230V40H228ZM227 41V42H228ZM78 42V41H77ZM76 42V43H77ZM114 42V43H115ZM149 43V40H146L145 41V43H143V44H147V46L148 45H152L151 47H153V45H154V47H155V43H156V46H159L160 44H158L156 41H155V43L154 44H152V42H154V41H152V42H150V44H148ZM171 42V46H173L174 45V43H172ZM181 42V43H180ZM192 42V43H191ZM234 42H236V40H234ZM240 42H241V40H240ZM243 42V41H242ZM246 42V41H245ZM255 42V41H254ZM256 42H257V40H256ZM262 42V41H261ZM73 43V42H72ZM75 43V44H76ZM113 43V44H114ZM190 43V44H189ZM196 43V41H194V44ZM203 43V45H204V47L205 48H203V47H201L202 49V52H200L199 51V46H201V44ZM228 43H232V41L231 42H228ZM120 44H123V43H120ZM165 44H169V43H167V42H165V43H163V45L162 46H167V45H165ZM197 44V43H196ZM195 44V45H196ZM222 44V45H221ZM227 43H225V45H226ZM246 44V43H245ZM253 44H255V43H253ZM259 44H261V43H259ZM258 44V45H259ZM63 45V46H62ZM77 45H79L78 43H77ZM101 45V44H100ZM112 45V44H111ZM111 45H110V47H111ZM115 45H117L118 46V44H115ZM202 45V46H203ZM213 45H214V47H213ZM243 45H244V43H243ZM62 46V48H60ZM112 46H114V45H112ZM121 46V45H120ZM170 46V45H169ZM170 46V48L169 49H171V50H173V47H175V46H173V47H171ZM219 46V48L217 49V51H216V48ZM236 46V47H235ZM249 46H251V44H248V51H250V49L251 48H249ZM177 47V46H176ZM176 47L174 48L175 50H177L176 49ZM198 48V49H194V48ZM214 49H213V48ZM232 47H235L234 48V50L233 49H231ZM243 46H242V44H241V51L240 52H242V51H244L245 50V48H244V50H242L243 48H242ZM245 47H247V46H245ZM255 47V46H254ZM56 48H58V49H56ZM109 48V47H108ZM114 48H116V46H114ZM114 48H110V49H114ZM119 48V47H118ZM157 48V47H156ZM160 48V47H159ZM179 48V47H178ZM214 50V52L216 53V54H214V52H211V51H213L212 49ZM259 48V47H258ZM63 49H65V48H63ZM80 49V48H79ZM78 49V50H79ZM100 49V48H99ZM107 49V48H106ZM117 49V48H116ZM116 49H114L115 50V52H116ZM151 49V48H150ZM155 49V48H154ZM158 49V48H157ZM206 49V52L205 51H203V50H205ZM231 49V50H230ZM247 49V48H246ZM255 49H256V47H255ZM53 50H55V51H53ZM119 50V49H118ZM117 50V51H118ZM174 50V51H175ZM181 50V49H180ZM179 50V51H180ZM198 50V51H197ZM210 50V51H209ZM219 50V51H218ZM252 50H253V46H252ZM258 50V49H257ZM261 50V49H260ZM260 50L258 51V53L260 52ZM264 50V49H263ZM263 50H262V52H263ZM197 51V52H196ZM221 51V52H220ZM226 53H225V52ZM231 51H234L233 52V54L231 53ZM247 51V52H248ZM256 51V50H255ZM254 51V52H255ZM45 52H46V54H47V52H48V56L47 55H45ZM65 52H66V50H65ZM69 52V51H68ZM80 52H82L81 51V49H80ZM113 52V51H112ZM181 52V51H180ZM189 53V55L190 54H192L194 57L196 56V55H194V52H195V54L197 53V57L195 58V59H193L192 58V56H190V60L192 61V62H195L194 63V65H195V67L194 66H192L193 65V63L190 65L189 64V67L187 66L188 65V63H190L189 62V59L188 58H186L187 56H189L188 55V53ZM204 52V53H203ZM209 52V53H208ZM222 52H224L223 54H222ZM245 52V51H244ZM251 52V51H250ZM253 52V51H252ZM57 53H59V52H57ZM84 53V52H83ZM110 53V52H109ZM114 53V52H113ZM120 52H118V54H119ZM182 53H183V51H182ZM200 53H202V54H200ZM205 53H206V55L208 54H212L211 56L209 55V57H210V60H209V58H207V60L206 61H208V63H209V61H210V64H211V69H216L220 74H219V76L217 77V75H216V73H218V72H216V70H215V76L216 77H214L213 78V74L214 73H212L211 74V69H210V67H208V65H210V64H207V62L205 61V58L206 57H208V56H205ZM217 53H218V55H217ZM220 53V54H219ZM236 53V54H235ZM261 53V52H260ZM43 54L46 56H43ZM181 54V53H180ZM203 54H204V56H203ZM253 54V53H252ZM256 54H257V52H256ZM255 54V55H256ZM263 54V53H262ZM55 57H54V56ZM84 55V54H83ZM82 55V56H83ZM116 54H114L113 56H115ZM120 55V54H119ZM201 57V59H200V57ZM241 55H243L244 56V58H246L245 59V61L244 60H242V59H244V58H242L243 56H241ZM259 55V54H258ZM78 56V55H77ZM81 56V57H82ZM263 56V55H262ZM111 57V56H110ZM179 57V56H178ZM203 57H205V58H203ZM240 58L241 59V65L239 66V61H240V59L238 60V62H237V59L238 58ZM252 57H253V55H252ZM264 57V56H263ZM59 58L62 60H59ZM115 58V57H114ZM192 58V59H191ZM257 58V57H256ZM259 58V57H258ZM73 59V58H72ZM81 59V58H80ZM125 59V58H124ZM160 59V58H159ZM186 59H188L187 61H186ZM202 59H204L203 61L205 62H203L202 61ZM251 59V58H250ZM249 59V60H250ZM254 59V58H253ZM252 59V60H253ZM264 59V58H263ZM68 60H70V59H68ZM110 60H112V63H110L109 62V60H108V63L110 64V68L112 67V66H115L116 65V63H113V59H110ZM115 60V59H114ZM117 61H119L118 59H116ZM178 61V62H183V61ZM195 60V61H194ZM249 60H248V63H249ZM251 60V61H252ZM260 60V59H259ZM80 61H82V60H80ZM84 61H85V58H84ZM104 61H106L105 59L103 60V63H105ZM116 61V62H117ZM124 61V60H123ZM160 61V60H159ZM233 61L235 62V64H233ZM254 61V60H253ZM257 61V60H256ZM261 61V60H260ZM65 62V61H64ZM67 62V61H66ZM86 62V61H85ZM107 62V61H106ZM145 62V61H144ZM149 62V61H148ZM176 62H177V60H176ZM187 62V63H186ZM242 62H243V64H242ZM246 62V63H245ZM68 63H70V62H68ZM100 64L102 63V61L101 62H99ZM99 63H96L97 65L99 64ZM132 63H134V62H132ZM158 63V62H157ZM175 63V62H174ZM245 63V64H244ZM251 63V62H250ZM253 63V62H252ZM251 63V64H252ZM99 64V65H100ZM106 64V63H105ZM105 64H102L101 66H100V68L101 67H105V66H107V67H105V68H109V65H105ZM114 64V65H113ZM150 64H152V63H150ZM156 63H154V65H155ZM159 64H161V63H159ZM180 64V63H179ZM187 64V65H186ZM206 64H207V66H206ZM250 64V65H251ZM254 64V63H253ZM68 65V67L67 68H64V67H66ZM99 65H98V67H99ZM103 65H105V66H103ZM112 65V66H111ZM143 65V64H142ZM258 65V64H257ZM260 65V64H259ZM77 66V65H76ZM127 66H129V65H127ZM141 66V65H140ZM160 66V65H159ZM158 66V67H159ZM163 66V65H162ZM175 66V65H174ZM176 66H178V64L176 65ZM180 66V65H179ZM181 66H180V68H181ZM187 66V68H190V69H193V71L192 70H188L187 69V71L188 72H185V70L186 69H184V67H186ZM190 66H192V68L190 67ZM232 66H234V67H232ZM254 66V65H253ZM264 66V64L263 65H261V67L260 68H262ZM96 67V66H95ZM147 67V66H146ZM151 67V66H150ZM206 67H208V68H206ZM213 67V68H212ZM232 67V68H231ZM249 67V66H248ZM256 67V66H255ZM259 67V66H258ZM62 68V69H61ZM63 68L64 69H67V70H65V73L63 72L64 70H63ZM114 68V67H113ZM116 68H118L117 67V65H116ZM116 68H114V70L116 69ZM162 68V67H161ZM181 68V69H182ZM206 68V69H205ZM231 68V69H230ZM242 68V67H241ZM58 69H60V70H58ZM94 69V68H93ZM92 69V70H93ZM98 70H99V68H97ZM112 69V68H111ZM119 69V68H118ZM158 69V68H157ZM210 69V70H209ZM237 69V70H238ZM243 70H244V68H242ZM246 69V68H245ZM249 70H250V68H248ZM254 69V68H253ZM57 70V71H56ZM61 70H63L62 72H61ZM98 70H96V71H98ZM113 70V69H112ZM110 71L111 72V74L113 75L114 73H115V76H116V74H117V76H119L120 75V73H121V71L122 70H116V72L115 71ZM124 70V69H123ZM183 70H180V71H183ZM208 71V72H204L205 73V75L208 73H210L209 75H206L204 78H203V71ZM237 70H236V72H234V73H237ZM249 70L247 71L248 73H250L249 72ZM262 71H264V68H262L261 69ZM58 71H59V73H60V77H61V79H59V80H62V78H63V76H64V78H63V82H61L60 83V81L58 80V78H54V75L55 76H57V75H59V73H58ZM96 71H94V74H93V76H95L96 74H100L99 76H98V78L100 79V80H102V81H100L99 82V79L98 78H93L94 80H98V82L99 83H101V91H102V89L104 88V85L105 84H107V82H109L111 79H108L109 78V74H110V72H108L109 70L107 69L106 70V73L104 72V74H103V72H102V69L101 70H99V71H101L100 73L99 72H96ZM103 71H104V69H103ZM120 71V72H119ZM159 71V70H158ZM163 71V70H162ZM162 71H161V73H162ZM191 71H192V74H191ZM212 71H214V70H212ZM233 71H234V69H233ZM250 71H252V70H250ZM260 71V70H259ZM261 71V79H259L260 77L258 76L257 78H246V79H257V80H250V81H247V82H249V83H246V82H244V86L243 87H247L246 88V90H244L243 89V87H241V89L239 88V90L238 89H236L237 87H238V85H239V87H240V84H239V81H237L238 79L236 78L235 79V82H237L236 84H233V85H235V86H237V87H235L234 89H236V90H238V91H242V93L243 94H245V95H241L242 96V100H241V102H240V106H242V105H244V106H242V108H241V110L239 111V114H237V116L236 117H238V115H240L241 113L243 114V111H244V108H247V110L244 112V116L243 115H241V118H242V120L245 122V119L247 118V116L248 115H250V113H253V115H254V112L256 111L257 112V110H255L256 108H255V103H254V100L255 99H257L258 100V97L256 98L255 96L256 95H259L258 93H260V95H259V97H260V99H261V92H262V90H264V73ZM56 72H57V74H56ZM90 72V71H89ZM109 74H108V73ZM112 72H114V73H112ZM165 72V71H164ZM229 72V73H228ZM240 72V71H239ZM239 72H238V76L237 77H239V75L242 77V79H244V77L245 76H247V72H246V75L244 76V75H242V74H239ZM245 72H243V73H245ZM256 72H257V70H256ZM63 73H64V75H63ZM73 73V72H72ZM91 73H93V71L91 72ZM96 73V74H95ZM177 74H180V73H183V72H180V73H178V70H177V72H176ZM227 73V74H226ZM62 74V75H61ZM84 74V73H83ZM87 75H88V73H86ZM107 74V75H106ZM119 74V75H118ZM164 74V73H163ZM201 74H202V76H201ZM233 74V73H232ZM231 74V75H232ZM253 74V73H252ZM70 75V74H69ZM102 75H104V76H102ZM112 75H110L111 76V78L113 77ZM130 75V74H129ZM210 75H211V77H210ZM257 75V74H256ZM75 76V75H74ZM77 76V75H76ZM78 76H80V75H78ZM108 78H107V77ZM116 76V78H120V77H122V76H124L122 73H121V76H119V77H117ZM175 76V75H174ZM221 76V77H220ZM233 76H235L234 74H233ZM254 76V75H253ZM70 77H71V75H70ZM82 77V76H81ZM80 77V78H81ZM105 77V79L103 80V78ZM172 77H173V75H172ZM179 77H181V76H179ZM183 77V76H182ZM199 77H201V78H203L205 81H207L206 82V84L208 85L209 84V86H211V87H215L214 89H212L211 87H209V86H206V85H204L205 84V81H203V79H201V81H203V84H202V87H203V85H204V88H202L201 87V82H200V80H198V82H200L199 84H198V82L196 83V81H197V79L199 78ZM236 77V76H235ZM248 77H252V76H249L248 75ZM73 78V77H72ZM78 78V77H77ZM80 78H78L77 80H78V83H80V81H79V79ZM92 78V77H91ZM91 78H90V80L89 81H91ZM106 78L108 79V81H106ZM115 78V79H116ZM207 78H212L213 80H207ZM226 78H228V77H226ZM55 79V81L56 82H59V83H57V84H55L56 82L54 81L53 82V80ZM75 79V78H74ZM113 79V78H112ZM125 79V78H124ZM135 79V78H134ZM187 79V80H188ZM218 79V80H219ZM233 79V78H232ZM241 79V81L243 82V80ZM52 80V81H51ZM73 80V79H72ZM76 80V79H75ZM75 80H73V81H75ZM76 80V81H77ZM84 80V79H83ZM139 80V79H138ZM182 80H183V78H182ZM195 80V81H194ZM217 80V79H216ZM227 80V79H226ZM106 83H105V82ZM117 81V80H116ZM181 81V80H180ZM188 81V82H189ZM233 81V83H234V80H232ZM240 81V82H241ZM252 81V82H251ZM86 82V81H85ZM84 81H83V84L85 83ZM102 82L104 83V84H102ZM127 82H128V80H127ZM222 82H224V80L222 81ZM221 82V83H222ZM226 82V81H225ZM241 82V83H242ZM254 82V83H253ZM47 83V84H46ZM53 83V84H52ZM76 83V82H75ZM77 83V84H78ZM87 84L85 85L84 84V86H88V85H90V84H88L89 82H86ZM91 83V82H90ZM138 83V82H137ZM183 83V82H182ZM186 83V82H185ZM189 83V84H190ZM220 83V84H221ZM227 83V82H226ZM253 83V84H252ZM49 84H52V85H49ZM70 84V83H69ZM72 84L73 83H71V86H72ZM76 84V85H77ZM190 84V85H191ZM198 84V85H197ZM248 84H251V85H248ZM25 86L26 88H24V87H22V86ZM74 85V84H73ZM75 85V86H76ZM103 85V86H102ZM123 85H125V84H123ZM135 85V84H134ZM136 85H138V84H136ZM218 86H219V84H217ZM223 85V84H222ZM228 86H229V84H227ZM232 85V84H231ZM246 85H248V86H246ZM43 86V87H42ZM62 86V87H61ZM83 85H82V80H81V85L80 84H78V88H80V87H82ZM83 86V87H84ZM92 86H95V85H92ZM92 86H89V87H87V88H83L84 90H85V92H83V89H75V87H72V88H74L72 91H70L71 90V87L70 88H68L67 87V85L65 84V86H64V91H66V92H62L61 94H63L64 93V98H65V100H66V107H68L69 105H71L70 107H69V109L71 110V107L73 108L74 107V105L72 106V104H73V102H75L76 101V97L78 96H82V97H80L79 99H78V97H77V101L78 100H80L81 99V101H82V99L84 98V93L85 94H87V97L86 98H88V96L90 95L91 96V94L90 93H94V92H96V88H98V90H100L99 89V86H98V84L95 86V87H92ZM98 86V87H97ZM131 86V85H130ZM133 86V85H132ZM140 86V85H139ZM186 86V85H185ZM193 86H195V87H197L198 86V88L200 89V91L198 90V88H195V87H193ZM200 86V87H199ZM224 86V85H223ZM41 87V88H40ZM52 87H51V90H52ZM91 87V88H90ZM120 87V88H119ZM118 88V90H116V88L117 87H115V88H113V90H111V91H108L110 94H112L113 96L115 95V96H117V98L115 97V99H114V97H112V95H110L109 93V95H108V97L109 98H111V100L110 101H112V102H114V100H116V99H121V98H118V96H120V95H122V93H123V95H125V92H124V89L125 90H127V89H129V88H127V87H124L123 88V86H119ZM135 87H137L136 88V90H137V97H139V94L141 93V91H140V89L141 88H139L138 86H135ZM142 87V86H141ZM181 87H182V85H181ZM209 87V88H208ZM260 89H259V88ZM22 88V89H21ZM67 88V89H66ZM92 88H93V90H95V91H93L92 90ZM95 88V89H94ZM107 88V87H106ZM123 88V89H122ZM131 88V87H130ZM133 88H134V86H133ZM133 88H131V90H134V91H136L135 90V88L133 89ZM218 88V87H217ZM220 88H222L221 86H220ZM223 88H225V87H223ZM222 88V89H223ZM254 88H256V89H254ZM257 88H258V90H257ZM263 88V89H262ZM39 89V90H38ZM43 90V93H42V90ZM61 89H60V91H61ZM87 89V90H86ZM122 89V91H120L119 92V90H121ZM181 89V88H180ZM183 89V88H182ZM181 89V90H182ZM208 90V89H211V91L212 92H218L219 94H217V92L214 94H211V91L209 92H205V90ZM216 89V90H215ZM221 89V90H222ZM233 89V90H234ZM39 92H38V91ZM90 90V91H89ZM92 90V91H91ZM98 90H97V93H95V95H92V96H94L96 99L97 98H102V95H103V97H106L107 95H106V93H107V90L105 89V91L106 92H104V91H102V93H101V91H99L98 92ZM115 90L120 94H117V92L115 93ZM130 90V89H129ZM127 91L126 92V95H129V94H127V93H130V97L129 96H126V98L128 97V98H131L130 100L131 101H133V99H134V101H135V99L137 98L135 95V97H131V96H133V94H136L134 91ZM142 90V89H141ZM185 90V89H184ZM224 91H225V89H223ZM261 90V91H260ZM46 91H48V88L46 89ZM54 91H57V92H59V89H56V90H54ZM69 91V92H68ZM113 91V92H112ZM139 91H140V93H139ZM143 91V90H142ZM237 91V92H238ZM255 93L253 96H252V93L253 92ZM49 92V91H48ZM83 92V93H82ZM87 92V93H86ZM88 92H90V93H88ZM105 93V95H104V93ZM152 92V91H151ZM154 92V91H153ZM170 92V91H169ZM226 92V91H225ZM230 92L232 93V94H235V92L233 93L231 90H230ZM229 92V93H230ZM236 92V93H237ZM56 93V92H55ZM60 93V92H59ZM58 93V94H59ZM92 93V94H93ZM101 94V96H100V94ZM139 93V94H138ZM149 93V92H148ZM202 93H204L203 95H202ZM206 93V94H205ZM230 93V94H231ZM239 93V92H238ZM241 93V94H242ZM38 94H41L40 96L38 95ZM81 94V95H80ZM98 94V95H97ZM132 94V95H131ZM147 94V93H146ZM150 94V93H149ZM159 94H161V93H159ZM179 94H181V93H179ZM202 96H201V95ZM211 96H210V95ZM240 94V93H239ZM249 94H251L250 95V97L248 96ZM262 94H263V96H264V91L262 92ZM152 95V94H151ZM149 96V95H147L148 97V99H145V95L142 97L143 99L141 100V102H142V104L140 105L138 102V104H136L135 103V105H134V108H135V106L137 105V111H138V109L140 108L141 110H143L142 112L140 111V109H139V111L137 112V113H135V114H138L137 116L139 117H137L138 118V121H137V119L135 118H133V117H136V115L135 114H124V115H121V117L120 118H116V120H115V118H114V122H115V124H114V122H113V124L114 125H116V124H121V125H123V126H125L126 128H127V135H126V139L128 140V142L125 144L124 142H126L127 140L126 139H123V137H118V136H116V135H114L115 136V138H111L113 141H114V143H117V144H119V143H121V144H125V147H124V145H121V146H123L124 147V149H122V150H120L121 149V147L119 148V146L117 145V146H115L114 147V143H113V141L111 142L112 144V146L113 147H110V148H116L115 150H119V154L120 153H122V155L124 154L125 155V153L126 152H124V150L125 149H127V147H132L131 149L130 148H128V150H131L130 152L134 155L135 154V152H136V157H135V155H134V157L137 159V160H140V158L142 159V157L143 156H141L142 154L143 155H145L144 157H146V156H148L149 155V153H147L148 152V149L149 148H152L153 146H156V148L155 149H150V151L151 152H154V150H156V149H158L159 147H160V142H158V141H160V139H161V142L162 141H164V139L165 138H167V139H165V141L166 140H168V135H166L167 137H165L164 138V136H165V134H166V132L165 133H162L160 136L163 138H160V136L158 137V135L161 133V130H163L164 131V129L163 128H165V126L167 125V124H169V123H167V121H168V118H169V116H168V118H167V115H170L171 114V112H168L167 113V115H164V113L166 114V110H164L165 108H166V105L165 104H163V102H162V100L160 101L159 99H158V101L161 103V105L163 104V106H164V108H162V112H161V110L159 109V107H158V105H160V103L159 102H157L156 101V99H157V95L155 96V95H152V96ZM162 95V94H161ZM198 95L199 96H201V98L202 99H200L199 100V98L200 97H198ZM61 96V95H60ZM63 96H61L62 98H63ZM86 96V95H85ZM99 96V97H98ZM185 96V98H186V95H184ZM183 96V97H184ZM188 96H187V98H188ZM231 96V95H230ZM230 96H229V99H230ZM245 96V97H244ZM262 96V97H263ZM93 97V98H94ZM107 97V98H108ZM164 98H165V96H163ZM170 97V96H169ZM175 97V96H174ZM181 97H182V95H181ZM191 97V98H190ZM211 97V98H210ZM219 97V98H220ZM245 99H244V98ZM246 97H248V98H251L252 100H248V98H246ZM255 97V98H254ZM44 98H47V96L46 97H44ZM64 98H63V100H64ZM85 98V99H86ZM92 97L90 98H88V99H83L84 100V102H86L87 100H91V99H93ZM94 98V99H95ZM99 98V99H100ZM107 98H103V100L104 99H107ZM123 98V97H122ZM127 98V99H128ZM158 98H159V96H158ZM161 98V97H160ZM186 98V99H187ZM192 98L193 99H195L196 101H193V103H191V102H189L190 101V99H191V101H192ZM236 98V97H235ZM241 98V97H240ZM127 99H125V100H127ZM145 99V101H143ZM173 99V98H172ZM184 99V98H183ZM214 99V100H213ZM225 99V98H224ZM46 100V101H45ZM64 100V101H65ZM75 100V101H74ZM108 100V99H107ZM118 100H116V101H118ZM149 100V106L146 104V102ZM199 100V101H198ZM237 100H239L240 101V99H237ZM243 100L245 101V102H243ZM246 100H248V101H246ZM257 100H255V102L257 101ZM99 101V100H98ZM219 101V100H218ZM228 101V100H227ZM231 100H229V102H230ZM250 101V102H249ZM259 101V100H258ZM264 101V100H263ZM80 101H78V102H76L77 103V105H79V104H84L83 103V101H82V103H79ZM128 102V101H127ZM136 102V101H135ZM145 102V103H144ZM166 103L168 102V101H165ZM234 102H235V100H234ZM248 102V103H247ZM254 103V104H251V103ZM260 102V101H259ZM76 103H74L75 104V106H76ZM79 103V104H78ZM88 103V102H87ZM99 103H101V102H99ZM148 103V102H147ZM159 103V104H158ZM221 103H223L222 104V106L224 105V109L222 108V106H220L221 105ZM241 103H242V105H241ZM244 103V104H243ZM250 103V104H249ZM257 103V102H256ZM90 105H89V107H91V106H93L94 107V109L95 110H93L92 108L91 109H89V113L91 114V115H95V116H91L90 118L92 119V121H93V123H94V121L95 120H93V118L92 117H100V116H103V113H104V118H105V115L107 116V113H108V111L110 110L108 107H107V105H110V104H107V105H105L103 108L102 107H100L99 106V108H100V110H99V108H98V105H97V109L98 110H96V106H94V105H92L91 103H89ZM105 104V103H104ZM126 104V103H125ZM156 104H158L157 106H156ZM183 104V105H184ZM236 104H238V103H236ZM112 105V104H111ZM110 105V106H111ZM116 105V104H115ZM144 105V106H143ZM145 105H147V108L145 107ZM179 105V104H178ZM46 106H47V108H46ZM119 106V105H118ZM142 106H143V109H142ZM150 106H151V108H150ZM169 106V105H168ZM168 106H167V108H168ZM175 106V105H174ZM199 106V107H198ZM220 106L221 107V111H219V109H218V107ZM229 106V105H228ZM231 106V105H230ZM248 106H249V108L251 107V109H248ZM254 106V107H253ZM257 106H259V105H257ZM62 107H64V106H62ZM107 107V108H106ZM139 107V108H138ZM146 108V110L148 111V112H144V110H145V108ZM162 107V106H161ZM160 107V108H161ZM183 107V106H182ZM219 107V108H220ZM226 107V108H225ZM254 108V110H253V108ZM134 108H133V110H134ZM178 108V107H177ZM199 108H202L201 110H203V108H205L204 110H203V113L201 114V110L199 109ZM235 108V107H234ZM233 108V109H234ZM263 108V107H262ZM23 109H24V111H23ZM65 110H66V108H64ZM88 109V108H87ZM87 109H85V111H84V114H83V116L81 115V117H82V120H80L81 119V117L80 118H74V117H72V116H68L65 112H67V113H69L70 112V110L69 111H65V110H63V114H61V115H59V116H66V117H64V118H62L61 120V122L58 120V122H59V125H60V127H58L57 128V126H56V128L55 129H58V130H61V129H63L62 127H67V126H70L69 128H70V130H72V126H75L76 127V125L75 124H78L79 125V123H83V122H79L78 120H80V121H84V119H85V121H88L89 119V117H88V115H89V113H88V110ZM102 109H106L105 111L104 110H102ZM108 109V110H107ZM154 111V112H152V114H153V116H152V114H151V111L152 110ZM173 109V108H172ZM180 109V108H179ZM193 109H195V107H193ZM218 109V110H217ZM237 109H238V107H237ZM259 109V108H258ZM104 111V112H102V111ZM128 110V109H127ZM260 110V109H259ZM50 111V110H49ZM51 111H52V109H51ZM87 111V112H86ZM92 111H93V113H92ZM96 111H98V112H96ZM135 111V110H134ZM164 111V112H163ZM174 111V110H173ZM215 111H217V112H215ZM219 111V112H218ZM228 111V110H227ZM229 111H230V109H229ZM232 111V110H231ZM235 111V110H234ZM242 111V112H241ZM250 113H249V112ZM48 112V111H47ZM121 112V111H120ZM125 112V111H124ZM149 112H150V114H149ZM179 112V111H178ZM199 112V113H198ZM241 112V113H240ZM255 112V113H256ZM259 112V111H258ZM85 113H87L88 115H86ZM97 113V114H96ZM102 113V114H101ZM111 113V112H110ZM142 113V114H141ZM143 113H145L147 116H145ZM162 113V114H161ZM174 113V114H175ZM214 113V114H213ZM215 113H216V115H215ZM228 113H231V112H228ZM227 113V114H228ZM246 113V114H245ZM249 113V114H248ZM66 114V115H65ZM100 114V115H99ZM173 114V113H172ZM184 114V115H183ZM193 114L195 115L194 117H193ZM198 114H200V115H198ZM209 116H208V115ZM211 114V115H210ZM223 114V116H224V114L225 113H222ZM221 114V115H222ZM227 114H225V115H227ZM248 114V115H247ZM258 114H260V113H258ZM84 115H86V117H88L87 119L86 118H83V117H85ZM96 115H98V116H96ZM127 115V117H125ZM130 115H133L132 117H130ZM162 115H164V116H162ZM184 116V118H183V116ZM197 115H198V117H197ZM207 115V116H206ZM213 115H215V116H213ZM220 115V116H221ZM234 115V114H233ZM262 115H263V113H262ZM42 116V117H41ZM90 116V115H89ZM116 116H118V115H116ZM123 116V117H122ZM152 116V117H151ZM211 116V117H210ZM244 118H243V117ZM70 118V120H69V118ZM109 117V116H108ZM107 117V118H108ZM130 119H129V118ZM172 117V116H171ZM196 117V118H195ZM216 119V120H214V118ZM225 117V116H224ZM228 117V116H227ZM240 117V116H239ZM238 117V119L240 120H238V123L240 124L239 126L236 124V122H234L233 121V123L230 125V127L232 128V130L234 131V129L236 128L237 129V127H235L236 125L238 126V128H241V129H244L247 125L241 120V118H239ZM250 117V116H249ZM39 118H40V120H39ZM131 118L132 119H134V120H136V121H133V120H131ZM162 118H165V119H163V121L164 120H166V121H164V123L162 122ZM177 118V117H176ZM186 118V119H185ZM205 120H204V119ZM64 119V120H63ZM66 119V120H65ZM72 119V120H71ZM171 119V121H173L172 120V118H170ZM169 119V120H170ZM231 119V118H230ZM248 119V118H247ZM262 119V118H261ZM38 120H39V123L37 124V122H38ZM68 120H69V122L70 121H76V122H73V124H72V122H71V125H70V123L68 122ZM233 120H235V119H233ZM237 120H235V121H237ZM256 120V119H255ZM64 121H66V122H64ZM77 121H78V123H77ZM90 121V120H89ZM91 121V122H92ZM171 121H170V123H171ZM248 121V120H247ZM251 121L252 120H250V123H251ZM111 122V121H110ZM163 124H162V123ZM166 122V123H165ZM169 122V121H168ZM202 122H204V123H202ZM257 122V121H256ZM57 123V122H56ZM67 124V123H69V124H67V125H65V124ZM93 123H91V124H93ZM104 122H101V123H99L100 125H101V127L102 126H104V124H103ZM197 123V124H196ZM198 123H199V125H198ZM223 123V122H222ZM234 123L236 124V125H234ZM264 123V122H263ZM45 124V123H44ZM58 124V123H57ZM106 124V123H105ZM160 124H162L164 127L162 128V129H160L161 128V125ZM193 124H196V125H193ZM249 124V123H248ZM37 125V126H36ZM81 125V124H80ZM79 125V126H80ZM94 125V124H93ZM174 125H175V123H174ZM178 125V126H177ZM180 125V126H179ZM220 125V124H219ZM225 125V124H224ZM227 125V124H226ZM229 125V124H228ZM226 126V127H229V126ZM234 125V126H233ZM241 125H243V127H241ZM36 126V127H35ZM42 126H43V128H42ZM45 126H47V124L45 125ZM48 126H50L51 128L53 127V125L51 124H48ZM45 127V128H47V130L49 131V128L50 127ZM62 126V127H61ZM79 126H77L76 127V130H78L77 128H79ZM138 126L139 127H141V128H139L138 129ZM194 126V127H193ZM195 126H196V128H195ZM233 126V127H232ZM263 126V125H262ZM37 127H40V128H42L43 129V131H41V129H37ZM74 127V128H75ZM106 127V126H105ZM229 127V131H230V128ZM247 127H250V125L249 126H247ZM246 127V128H247ZM254 127V126H253ZM50 128V129H51ZM68 128V127H67ZM68 128V129H69ZM73 128V129H74ZM142 128H143V130H142ZM192 128V129H191ZM195 128V129H194ZM245 128V129H246ZM252 128V127H251ZM258 128V127H257ZM37 131H36V130ZM136 129H137V132H136ZM171 129V128H170ZM198 131H197V130ZM228 130V128H225V130ZM38 130H39V134H37V132H38ZM52 130H54V127L52 128ZM82 130V129H81ZM141 130V131H140ZM195 130L197 131V132H195ZM224 130V131H225ZM227 130H226V132H224L223 130V132L222 133H227ZM238 130V129H237ZM41 131V132H40ZM74 131V130H73ZM212 131V132H211ZM242 131V130H241ZM249 131H252V130H249ZM259 131H260V129H259ZM51 132V131H50ZM53 132V131H52ZM55 132H56V130H55ZM63 132V131H62ZM75 132V131H74ZM136 132V133H135ZM139 132H141V133H139ZM143 132H146L145 133V135L144 134H142ZM170 132V131H169ZM175 132V133H176ZM207 133V134H205V133ZM217 133H221V130L218 132V131H216ZM238 132V131H237ZM245 132V131H244ZM243 131H242V133H244ZM257 132V131H256ZM76 133V132H75ZM217 133H215V135L217 134ZM229 133V132H228ZM235 133V132H234ZM258 133V132H257ZM70 134H72V133H70ZM136 134H142L143 136H141L140 137V135H139V137H138V135H136ZM164 134V135H163ZM172 134V133H171ZM189 134V135H188ZM202 134H204L203 136H202ZM224 134H220V135H222V136H224V138H227V137H225V135ZM240 134V133H239ZM244 134H246V133H244ZM44 137H43V136ZM57 135V134H56ZM64 135V134H63ZM69 135V134H68ZM206 135V136H205ZM218 135V134H217ZM217 135L215 136V137H217ZM220 135H218L219 136V138L221 137ZM264 135V134H263ZM42 138L43 137V139H39V142H38V139H36V141H35V137L36 138ZM40 136H42V137H40ZM66 136V135H65ZM82 136V135H81ZM84 136V135H83ZM82 136V137H83ZM113 136V137H114ZM171 136V135H170ZM186 136L188 137L187 139H186ZM192 136V137H191ZM214 136V135H213ZM212 136V137H213ZM227 136V135H226ZM233 136V135H232ZM241 136H243V135H241ZM245 136V135H244ZM244 136H243V139H245V141L242 139L241 140V138L240 137H238V139H240V141L241 142H238L239 140H235L236 141V145L238 144V145H242V144H244V143H246V141L248 140V138L249 137H247L246 138V136H245V138H244ZM251 136V135H250ZM257 136H259V135H257ZM55 137V136H54ZM70 137V136H69ZM81 137V139H79V141H81L83 138ZM110 137H111V135H110ZM158 137V138H157ZM173 137H174V135H173ZM174 137V138H175ZM181 137V138H182ZM254 137V136H253ZM51 138V137H50ZM77 138V137H76ZM75 137H74V140L76 139ZM184 138H183V140H184ZM190 138V139H189ZM218 138V139H219ZM46 139V138H45ZM56 139V138H55ZM85 139V138H84ZM83 139V140H84ZM89 139V138H88ZM88 139H86L85 141H81L80 142V144H81V146H82V144H83V146H82V148H84V150L86 149V146H85V144L87 145V143H88V145H90V149H88L89 147H88V145H87V149L85 150V152L83 151V153H81L80 155H82V154H84V155H82V157L83 156H85V157H83L82 159L85 161V159L87 158V156L89 155H87V154H85V153H89V150H91L92 149V147H91V144H94L93 142H94V140L95 139H89V140H93V141H89ZM109 139V138H108ZM108 139H107V141H108ZM110 139V140H111ZM157 139H158V141H157ZM170 139V138H169ZM176 139V140H177ZM222 139V138H221ZM253 139V138H252ZM254 139H256V137L254 138ZM51 140V139H50ZM64 140V139H63ZM97 140V139H96ZM124 140V141H123ZM126 140V141H125ZM154 140H156V142L157 143H155V141ZM175 140V139H174ZM193 140H194V138H193ZM226 140V139H225ZM232 140V139H231ZM37 142L36 143V145L33 143V142ZM41 141V143H43ZM79 141H77V143L79 144ZM99 141V140H98ZM122 141H123V143H122ZM195 141V140H194ZM194 141H192V142H194ZM208 141H210V138H209V140ZM218 141V140H217ZM227 141H228V139H227ZM227 141H226V143H227ZM249 141V140H248ZM247 141V145H248V142ZM261 141V140H260ZM57 142V141H56ZM55 142V143H56ZM69 142V141H68ZM91 142V143H90ZM154 142V143H153ZM176 142H178V141H176ZM199 142V141H198ZM234 141H232V143H233ZM252 142H254L253 140H252ZM257 142V141H256ZM262 142V141H261ZM29 143H31L30 145H29ZM40 143V144H41ZM48 143V142H47ZM50 143V142H49ZM49 143L48 144H46L47 145V147H48V145H49ZM67 143V142H66ZM65 143V144H66ZM100 143V142H99ZM130 145H129V144ZM153 143V144H152ZM211 143V142H210ZM217 143V142H216ZM26 144V145H25ZM32 144H34V146H32ZM39 146H38V145ZM56 144H58V143H56ZM60 144V143H59ZM74 144V143H73ZM79 144V145H80ZM107 144V143H106ZM127 144H128V146H127ZM155 144V145H154ZM159 144V145H158ZM192 144H195V146H192ZM191 144V146L193 147V148H195L196 147V145L198 144V143H192ZM207 144V143H206ZM205 144V145H206ZM246 144H244V145H246ZM256 144H258V142L256 143ZM42 145V144H41ZM54 145V144H53ZM69 145V144H68ZM98 145H100V144H98ZM109 145V144H108ZM116 145V144H115ZM202 145V144H201ZM211 145V144H210ZM219 145V144H218ZM222 145V144H221ZM243 145V146H244ZM249 145H250V143H249ZM254 145V144H253ZM67 146V145H66ZM75 146V145H74ZM80 146V147H81ZM97 146V145H96ZM103 146V145H102ZM151 146V147H150ZM190 146V148H192ZM214 146V145H213ZM242 146V147H243ZM252 146V145H251ZM23 147V148H22ZM45 147V146H44ZM46 147V148H47ZM53 147V146H52ZM93 147L95 148V146L93 145ZM101 147V146H100ZM122 147V148H123ZM146 147V148H145ZM149 147V148H148ZM158 147V148H157ZM181 147V148H180ZM179 148L181 149V151L183 152V150L185 151V149H184V147H182V146H180ZM187 147V148H188ZM198 149H197V147H196V149L195 150H197V151H194V152H196V153H194V155L196 156V160L197 161H193V160H195V158H194V155L192 154L193 153V151H191L190 150V148L188 149V151H187V149H186V151L184 152V153H181V151H179L180 153V155L182 156L183 154V156L184 157H186V158H183V156H182V159H187V158H189L188 156H191V157H193L194 159L192 160L193 162H196L197 164H199V166H200V164L201 165H203V166H198L197 168H199V169H197L198 171V173L199 172H202L201 170V168H206V170L204 169L203 170V173H201V175H204V171H205V174H208V175H210L212 172L213 173H215L212 169H211V171H209L210 169V166H205L204 167V165H206V164H208V163H210L211 164V162L213 161V160H209V159H211V158H209L208 159V161H207V159H206V161L207 162H204V163H202L201 162V158H204V153L205 152H203L204 150H202L201 148H200V146L198 145ZM217 147V146H216ZM216 147H214V148H216ZM239 147V146H238ZM242 147H239V148H241V149H243V148H246V147H248V146H244L243 148ZM22 148V149H21ZM46 148L45 149H43V150H46ZM106 148H107V146H106ZM182 148H183V150H182ZM213 148V152L215 151V149ZM225 148V147H224ZM223 148V149H224ZM48 149H50V147L49 148H47V151H49ZM65 149V148H64ZM68 149H69V147H68ZM146 149V150H145ZM179 149V150H180ZM264 149V148H263ZM22 150V151H21ZM29 150V149H28ZM39 150V149H38ZM54 150V149H53ZM108 150V149H107ZM115 150H113V154H111L112 153V151L110 152V157L109 158H113L114 160H113V162H116V160H118L119 162H120V160L122 159L121 157H123L121 154L120 155H118L117 154V151H115ZM137 150V151H136ZM142 150V152H138V151H141ZM145 152H144V151ZM193 150V149H192ZM198 150H202V153L203 154H201V152H198ZM42 151V150H41ZM47 151L46 152H43L42 151V153H41V155H44V153H45V155H44V157L42 156L41 157V159L44 161L45 159H47V157H48V154H47ZM76 151H77V149H76ZM75 151V152H76ZM87 151V152H86ZM121 151V152H120ZM147 151V152H146ZM149 151V152H150ZM189 151H190V153H189ZM209 151H210V149H209ZM242 151V150H241ZM250 151H252V150H250ZM256 151L257 150H255V152H253V153H255L254 155H256ZM22 152V153H21ZM26 152V151H25ZM29 152V151H28ZM32 152V153H33ZM115 152H116V155H118V157L119 156H121V157H116V155H114L115 154ZM124 152V153H123ZM150 152V153H151ZM176 152V151H175ZM188 154H187V153ZM192 152V153H191ZM252 152H251V154H252ZM109 153V152H108ZM137 153H138V157H137ZM142 153V154H141ZM146 153L148 154V155H146ZM178 153V152H177ZM210 153V152H209ZM240 153H242V152H240ZM248 153V152H247ZM258 153V152H257ZM92 154V153H91ZM96 154V153H95ZM94 153H93V155H95ZM139 154H141V155H139ZM198 154L201 156V155H203V157H201L200 159L199 158H197L198 157ZM206 154H208V153H206ZM214 154V153H213ZM22 155V156H21ZM47 155V156H46ZM50 155V154H49ZM74 155V154H73ZM80 155H77V156H75L74 158H76V159H74L75 160V162L77 161V159L79 158L78 156H80ZM87 155V156H86ZM112 155H114V156H112ZM185 155H188V156H185ZM209 155V154H208ZM236 155V154H235ZM264 155V154H263ZM21 156V157H20ZM46 156V157H45ZM68 156V155H67ZM100 156V155H99ZM107 156V155H106ZM176 156V155H175ZM174 156V157H175ZM212 156V155H211ZM250 156V155H249ZM253 156V155H252ZM53 157H54V155H53ZM78 157V158H77ZM81 157V156H80ZM118 158V159H116V158ZM179 157V156H178ZM178 157H177V159H178ZM210 157V156H209ZM239 157V156H238ZM20 158H22V164H21V166L23 165V167H21V168H24V170H26L28 167H29V169L28 170H34V172H32L31 174L29 173H26L27 174V178H29L30 177V179H25V180H27V181H30L31 179H32V182L30 181V182H28L27 183V181H24L23 179H21V171H20V168H19V165H20V163L18 162V160L20 161L21 159ZM99 158V157H98ZM101 158V157H100ZM108 158V157H107ZM121 158V159H120ZM130 158H131V156H130ZM129 158V159H130ZM147 158V157H146ZM150 158V157H149ZM163 158V157H162ZM255 158V157H254ZM28 159V158H27ZM49 157H48V159L47 160H45L46 161V163L49 165V163L48 162H50L49 161ZM73 159V158H72ZM81 159V158H80ZM176 158H175V160H177ZM190 159V158H189ZM189 159H187L186 161L188 162V163H186V161L185 160H183L182 162H181V164H180V162L178 163L177 162V164H180V165H177L176 167L177 168H179L180 166H181V168H183L184 166H185V163H186V167H184V168H189V169H193V168H191V165H192V167L194 166L193 165V162L191 161V160H189ZM200 161H199V160ZM236 159V158H235ZM29 160V159H28ZM36 162H35V161ZM58 160H60V159H58ZM79 160V159H78ZM89 160H92V159H89ZM175 160H174V162H175ZM191 162H189V161ZM203 160V159H202ZM25 161V160H24ZM48 161V162H47ZM117 161V162H118ZM141 161V160H140ZM140 161H138V164H140ZM198 161H199V163H198ZM239 161H240V159H239ZM249 161V160H248ZM27 162V161H26ZM29 162H32V160L30 159L29 160ZM80 162H82V160L80 161ZM80 162H78L77 161V163L79 164ZM111 162V161H110ZM122 162V161H121ZM120 162V163H121ZM201 162V163H200ZM264 162V161H263ZM46 163H44V164H46ZM86 163V162H85ZM99 163V162H98ZM102 163V162H101ZM182 163H184V166H183V164ZM191 165H190V164ZM196 163H195V166L194 167H196ZM206 163V164H205ZM242 163V162H241ZM26 164V166H27V168H25L24 167V165ZM88 163H86V165H87ZM130 164V163H129ZM147 164H148V162H147ZM170 164V163H169ZM210 164H208V165H210ZM247 164V163H246ZM254 164V163H253ZM96 165V164H95ZM106 165H107V162H106ZM117 165V164H116ZM175 165V164H174ZM189 165H190V167H189ZM262 165L263 166H261V164H260V167H262V169H261V172H260V176H259V182H260V188H259V186H258V191L256 192V197H255V200H257L256 202L257 203H259L260 204V206H261V208L262 207H264V163H262ZM44 166V165H43ZM51 166V165H50ZM82 166V165H81ZM84 166V165H83ZM112 166V165H111ZM119 166V165H118ZM122 166H123V164H122ZM167 166V165H166ZM179 166V167H178ZM213 166V165H212ZM211 166V167H212ZM245 166V165H244ZM247 166H248V164H247ZM246 166V167H247ZM251 166V165H250ZM256 166V165H255ZM47 167V166H46ZM124 167V166H123ZM128 167V166H127ZM207 167H209V168H207ZM215 167V166H214ZM256 167H258V166H256ZM91 168H93V167H91ZM118 168H120V167H118ZM132 168V167H131ZM136 168V167H135ZM147 168V167H146ZM149 168V167H148ZM160 168V167H159ZM158 168V169H159ZM170 168V167H169ZM181 169V172L182 173H180L181 175H185L186 174V169ZM249 168V167H248ZM201 169V170H200ZM208 169V170H207ZM216 169V168H215ZM22 170V174H23V169H21ZM37 170V169H36ZM49 170H51V169H49ZM130 170V169H129ZM243 169H241V171H242ZM254 170V169H253ZM116 171H118V170H116ZM188 171V170H187ZM194 171V170H193ZM207 171V172H206ZM26 172H27V170H26ZM28 172H31V171H28ZM81 172V171H80ZM180 172V171H179ZM183 172H185V173H183ZM190 172H192V171H190ZM195 172H196V170H195ZM194 172V173H195ZM197 172L195 173V174H197ZM248 172V171H247ZM250 172H252V171H250ZM254 172V171H253ZM257 172V171H256ZM259 172V171H258ZM34 173V174H33ZM52 173V172H51ZM85 173V172H84ZM190 176H191V174L189 173V171L187 172ZM193 173V174H194ZM212 173V174H213ZM25 173L23 174V176L24 175H26ZM119 174H120V172H119ZM200 174V173H199ZM211 174V175H212ZM242 174V173H241ZM28 175H30L29 177H28ZM33 175V178H31V176ZM96 175H98V172H97V174ZM187 175V174H186ZM198 176V174H197V176L195 175L193 178L195 179V180H193V182H195L196 184H198V185H201L202 184V182L203 181H205L204 180V178L203 177H206V175H204L203 177L202 176ZM207 175V177H209ZM215 175V174H214ZM251 175V174H250ZM255 175V174H254ZM253 175V176H254ZM49 176H50V174H49ZM76 175H74V177H75ZM118 176V175H117ZM178 176V175H177ZM189 176V177H190ZM73 177V178H74ZM98 177H99V175H98ZM125 177H126V175H125ZM163 177V176H162ZM180 177V176H179ZM184 177H187V176H184ZM207 177H206V179H207ZM212 177V176H211ZM25 178V177H24ZM46 178H48V176L46 177ZM118 178H119V176H118ZM117 178V179H118ZM174 178V177H173ZM214 178V177H213ZM243 178H244V176H243ZM254 178V177H253ZM97 179H99V178H97ZM101 179V178H100ZM127 179V178H126ZM125 179V180H126ZM180 179H182V178H180ZM191 179V178H190ZM210 179V178H209ZM212 179V178H211ZM216 179V178H215ZM237 179V178H236ZM248 179V178H247ZM246 179V180H247ZM122 180V179H121ZM214 180V179H213ZM119 181H120V179H119ZM176 181V180H175ZM182 181V180H181ZM180 180H179V182H181ZM184 181V180H183ZM255 181V180H254ZM257 181H258V179H257ZM23 182H25V183H27V184H25V183H23ZM70 182V181H69ZM68 182V183H69ZM125 182V181H124ZM127 182V181H126ZM190 182V181H189ZM188 182V183H189ZM211 182H212V180H211ZM216 182V181H215ZM253 182V181H252ZM251 182V183H252ZM30 183L32 184V185H30ZM50 183H51V181H50ZM119 183V182H118ZM129 183V182H128ZM186 183V182H185ZM206 183V182H205ZM205 183H203V184H205ZM210 183V182H209ZM258 183V182H257ZM122 184V183H121ZM207 184V183H206ZM205 184V185H206ZM218 184V183H217ZM241 184H242V182H241ZM124 185V184H123ZM188 185V184H187ZM190 185H191V183H190ZM211 185V184H210ZM215 185V184H214ZM250 185V184H249ZM254 185V184H253ZM257 185V184H256ZM67 186V185H66ZM74 186V185H73ZM104 186V185H103ZM116 186V185H115ZM120 186V185H119ZM124 186H126V185H124ZM195 186V185H194ZM193 186V187H194ZM207 186V185H206ZM209 186V185H208ZM248 186V185H247ZM255 186V185H254ZM254 186H252V188L254 187ZM50 187H52V185L50 184ZM210 187V186H209ZM81 188V187H80ZM130 188V187H129ZM191 188H192V185H191ZM199 188V187H198ZM246 188V187H245ZM250 188V187H249ZM248 188V189H249ZM40 189V190H39ZM47 189V190H46ZM53 187H52V191H51V189H49V193H50V195L49 196H54V193L56 192L57 194L59 193L58 191H56L55 190V192L53 193ZM210 189H211V187H210ZM214 189H215V187H214ZM102 190H103V187H102ZM130 190H131V188H130ZM187 190H189V189H187ZM199 190H201V189H199ZM199 190H196L195 188H194V193L195 194H193L190 198H187V196H186V198H187V200H186V202H187V204L188 205H186L187 207H185L186 208V210H184V212H185V214L186 215H190V219L187 221V222H182V225L184 224V226H183V228H184V230H185V232H183L184 234L183 235H185V233H186V235H191V237H195V242H194V244L196 243V241H197V244H198V247H200L199 249V254H198V256L197 257H195L194 255L192 256L194 259H193V261L195 260L196 261V259H197V262L199 263V264H208L209 262H216L215 260H217L218 258H219V256H221L222 254H224L225 255V253H223L222 252V250L224 251L225 250V248L224 249H221V252H219L220 253V255H219V253H216V252H218V251H214V249L219 245L218 243H220V242H217V240L218 239H220V238H218V239H216V237H218L217 235H216V237L214 236V233H216V232H218V231H216V229L214 228V231H216V232H213V228H211L209 225H210V223L211 222H213V221H215L216 220V218H218L219 220L220 219H222L221 218V216H219V215H217L215 212H214V210H210V212L208 211H206V210H209L210 209V207H209V209L207 208V203L209 204V200H208V198H207V196H210V193H208L209 195H207V193H206V191H207V189H205V192H202V191H199ZM203 190V189H202ZM244 191H245V189H243ZM40 191V192H39ZM69 191V190H68ZM104 191V190H103ZM126 191V190H125ZM186 191V190H185ZM211 191V190H210ZM213 191V190H212ZM215 191H217L216 189H215ZM214 191V192H215ZM74 192H76L75 190H72V192H70V195H72V194H74V195H72V197L74 196H77L76 195V193H74ZM108 192V191H107ZM188 193H189V191H187ZM187 192H184L185 194H187ZM213 192V193H214ZM255 192V191H254ZM192 192H190V194H191ZM204 195H203V194ZM206 193V194H205ZM57 194H55V195H57ZM124 194H126L125 192H124ZM189 195V194H188ZM206 195V196H205ZM45 196H46V194H45ZM48 196V195H47ZM58 196V195H57ZM115 195H112V197H114ZM124 196V195H123ZM128 196V195H127ZM133 196V195H132ZM183 196V195H182ZM206 198H205V197ZM214 196H215V194H214ZM129 197V196H128ZM134 197V196H133ZM189 197V196H188ZM48 198V197H47ZM56 198V197H55ZM54 198V199H55ZM107 198V197H106ZM117 198V197H116ZM183 198V197H182ZM181 198V199H182ZM185 198V199H186ZM127 200H129L128 198H126ZM211 199V198H210ZM44 200V199H43ZM47 200V199H46ZM99 200H101V199H99ZM106 201V200H105ZM111 201V200H110ZM122 201H123V199H122ZM125 201V200H124ZM184 201V200H183ZM211 201L213 202V200L211 199ZM42 202V201H41ZM44 202V201H43ZM83 202V201H82ZM106 202H108V201H106ZM118 202V201H117ZM182 202V201H181ZM52 203V202H51ZM51 203H49V204H51ZM110 203V202H109ZM126 203V202H125ZM38 204V205H37ZM64 204H65V202H64ZM78 204V203H77ZM127 204L128 203H126V204H123V205H125V206H127ZM182 204V203H181ZM210 204H211V202H210ZM209 204V205H210ZM43 205V204H42ZM61 206H62V204H60ZM83 205V207H84V203L82 204ZM101 205H102V203H101ZM113 205V204H112ZM122 205V204H121ZM179 205H180V203H179ZM178 205V206H179ZM67 206V205H66ZM79 206V205H78ZM119 206V205H118ZM129 206V205H128ZM214 206V205H213ZM258 206V205H257ZM48 207V206H47ZM46 207V208H47ZM82 207V208H83ZM170 207V206H169ZM259 207V206H258ZM21 208H23V210L21 209ZM94 208H93V210H94ZM112 208V209H111ZM155 208V207H154ZM178 208V207H177ZM213 207H211V209H212ZM57 209V208H56ZM98 209H100L101 210V208H98ZM118 209H119V207H118ZM120 209H122V208H120ZM119 209V210H120ZM214 209V208H213ZM46 210V209H45ZM84 210V209H83ZM107 210V211H106ZM110 210V211H109ZM112 210H114V211H112ZM166 210V209H165ZM179 210V209H178ZM177 210V211H178ZM182 210V209H181ZM215 210H216V208H215ZM239 210V209H238ZM58 211V212H57ZM60 211V212H59ZM104 211L106 212V214L104 213ZM127 211V210H126ZM132 211V210H131ZM169 212H172L173 213V211H171V210H168ZM166 212V211H157V214H159V212L161 213V212H164V213H169V212ZM180 211V210H179ZM207 213H206V212ZM262 211H263V209H262ZM46 212V214H44ZM47 212H49L48 214H47ZM94 212H95V210H94ZM97 212H100V214L98 213L97 214ZM103 214H102V213ZM154 213L153 214H155V212L156 211H153ZM187 212L189 213V214H187ZM240 212V211H239ZM238 212V213H239ZM264 212V211H263ZM262 212V213H263ZM85 213V214H84ZM129 213V212H128ZM127 212H125V215H126V218L127 219H131L130 217H132L133 215H134V213L132 214V215H130V217L128 218V216L129 215H127L128 214ZM147 213V212H146ZM163 213V214H164ZM172 213H170V214H172ZM174 213L176 214V211H174ZM208 213H210V214H208ZM235 213V212H234ZM238 213L237 214H235V215H238ZM43 214V215H42ZM74 214V215H73ZM80 214H79V216H80ZM87 214H89V215H87ZM102 214V215H101ZM105 214V215H104ZM148 214H150V215H148ZM147 215H148V217H149V219H150V222H149V224L151 225H147V222H146V224H145V222H143L142 224H139V226L137 227L136 225H137V223H136V225L135 224H131V227L133 228L134 227V225L137 227L136 229H139V228H143V230H144V228L146 229V232H151V229L152 228H150V227H154L153 225L155 224V227L156 226H158L154 231H153V234H150V236H149V234H148V236H149V238L148 239H146L145 240V242H144V239H145V237L143 236V235H145L146 234V232H145V230H144V234H141L140 235V232H142L143 233V230H141V229H139L140 231H136V233H134L135 232V229L133 230L134 232H132L134 235L136 234L137 236H135V237H132L133 236V234H132V238L134 239V238H136V241L134 242V240L131 242V243H129V242H127V243H129V244H127L126 242H124V241H127V239L128 238H126V234H125V238H126V240H125V238H123L124 237V235H123V237L122 236H120L119 238H121V239H119L120 241L118 242V243H115V245L116 244H118V245H116V246H114V248H116V250H114L113 249V251L111 252V254H116V251H117V249H118V246H119V248H120V245H122V246H124V248H123V250H120V251H123V252H119V253H122V255H120L121 257V260H120V258L118 257V254H117V256L116 257H118V259H119V263L118 264H137L136 262H138V261H140V262H138L139 264H141V259L143 260L142 261V264H145L147 261H149V264H168L169 262H170V260H175V256H171L170 255V260H169V258L167 257V258H165V256L163 257V258H165V260H166V262H165V260L164 261H162L161 260V258H160V256L159 255H157V254H160V252H159V250L162 248V247H165V249H170L169 251H171L172 250V248L175 246V244H177V243H175L174 244V246H173V242L171 243V241L173 240V241H176V240H179L178 241V244H181V243H179L180 241H181V238H182V241H183V235L182 236H180L179 234V236H175L176 237V239H175V237H174V235L172 236V237H167V236H170V235H168V234H171L170 232H171V230L173 229L174 230V226L176 225L175 224V222H177L176 220H177V218H178V216L179 215H177V214H180V212H178L176 215H177V217H176V215H174V214H172V215H174V217L172 218V216H171V220L170 221H168L169 223H166L165 221H167L168 219H166L167 217H168V215H166L165 214V216H167L166 218H165V216L163 217V214L162 215H160L159 214V216L157 215V214H155V215H157V216H152V214H151V212L149 211V213H148ZM184 214V215H185ZM246 214V213H245ZM244 214V215H245ZM43 216V218H42V216ZM47 215L49 216V218L47 217ZM51 215V216H50ZM85 215H87V216H85ZM99 215H101L100 216V218L98 217ZM184 215H182V216H184ZM210 215V216H209ZM222 215H223V213H222ZM233 216L232 215V217H236V216ZM252 215V214H251ZM251 215H249V217L251 216ZM39 216H41V217H39ZM44 216H45V218L47 219H49L50 220V223H49V221L47 222V220L44 218ZM104 216V220L103 219H101L102 217ZM106 216V217H105ZM119 216H120V218L121 219H119ZM136 216V215H135ZM134 216V217H135ZM146 216V215H145ZM187 216V217H188ZM225 216H226V214H225ZM224 216V217H225ZM254 216V215H253ZM253 216H252V218H253ZM39 217V218H38ZM86 217V218H85ZM153 217V218H152ZM159 218V217H162V221H164V223H165V227H163L164 226V224H162L163 226H161V227H159L160 226V223H157V219L156 220H154V218ZM169 217H170V215H169ZM227 217H228V215H227ZM39 220H38V219ZM43 220H42V219ZM90 218V219H89ZM118 219V220H121V222L119 223V222H117V221H114L115 219ZM176 218V219H175ZM209 218H210V220H209ZM238 218V217H237ZM44 219L46 220V221H44ZM85 219H87V220H85ZM105 219H107V220H109V222L107 221H105ZM116 219V220H117ZM146 219H147V217H146ZM152 219L154 220V221H152ZM160 219H158V222H161V220ZM178 219H180L181 220V217H179ZM186 219V218H185ZM248 219V218H247ZM250 219V218H249ZM255 219V218H254ZM40 220H41V222H43V224H40ZM112 220V222L114 221V222H117V223H114V224H117V225H119V224H121L119 227H121V228H116V226L114 225V226H112L113 225V223L112 222H110ZM187 220V219H186ZM224 220V218L222 219V221L220 220V223L221 222H224L223 221ZM231 220V219H230ZM229 220V224L231 223V222H233L234 221V219H233V221L231 220L230 221ZM238 220H239V218H238ZM238 220H237V225H238ZM27 222V223H23V222ZM30 221H32V222H34L36 225L35 226H37L38 227V225L40 226H42L43 225V227H44V233L47 235V237H46V235H43V237L45 236L46 238H47V242L45 241V237L43 238V241H45V242H43L42 240H41V236L42 235H39L40 234V231H42V230H39L40 228H38L37 229V227H35L34 225V227H32L31 226V224H29V222ZM35 221H39V222H35ZM86 223H84V222ZM99 221H100V223H99ZM102 221H103V223H104V221H105V223L103 224L102 223ZM125 221H127L126 219H125ZM151 221L152 222H155V223H152L151 224ZM173 221V224L171 223ZM227 221H228V218H227ZM246 221V220H245ZM245 221H243V222H245ZM254 221V220H253ZM257 221V220H256ZM48 225H44L45 223ZM92 222L91 223H89V224H92ZM180 222V221H179ZM219 222V221H218ZM251 222V221H250ZM20 223H21V226H20ZM37 223H39V224H37ZM83 223L85 224V225H83ZM96 223H97V225H96ZM102 223V224H101ZM107 223V225H105ZM108 223H110V224H108ZM127 223V222H126ZM130 223H131V221H130ZM162 223V222H161ZM241 223V222H240ZM258 223V222H257ZM261 224H262V222H260ZM259 223V224H260ZM24 224V225H23ZM25 224H29V227L26 225V227L27 228H29V229H31V228H33L32 230H30L31 232H29V230H27V228H25L24 226H25ZM33 224V223H32ZM99 224H101V226L103 227V226H105V228L103 227H101ZM127 224H129V223H127ZM143 224H145L144 226H143ZM158 224V225H157ZM168 224V225H167ZM170 224H171V226H170ZM175 224V225H174ZM207 224V227L209 226V228H208V230L206 229L207 227L206 226H204V230H203V225H206ZM227 224V223H226ZM254 224V223H253ZM23 225V226H22ZM84 226V227H86L87 226V228H85V229H83L84 227H82V226ZM96 225V226H95ZM143 227H142V226ZM147 225V226H146ZM174 225V226H173ZM242 225H244L243 223H242ZM246 225H248V224H246ZM251 225V224H250ZM249 225V226H250ZM40 226V227H41ZM98 226V227H97ZM100 226V227H99ZM111 228V226H112V228H116V230L114 229V230H108L107 228H109V227ZM166 226H167V228H166ZM172 227V229L171 228H168V227ZM264 226V224L262 225V227ZM81 227V228H80ZM92 227H94L93 229L95 230L96 229V227H97V229H96V233L94 232V233H92L94 230H92ZM107 227V228H106ZM130 227V229H132ZM147 227V228H146ZM179 227H180V224H179ZM242 227V226H241ZM241 227H239V228H241ZM21 228H23V229H26V230H23L24 231V233H23V231H22V229ZM100 228H102L101 230H102V232H99V229ZM109 228V229H110ZM111 228V229H112ZM148 228H149V230H148ZM158 228H162L163 230H162V232H161V230L159 229L158 230ZM182 228V227H181ZM210 228L212 229V233H211V231H210ZM221 228V227H220ZM246 228H247V226H246ZM251 228H253V227H251ZM258 228V227H257ZM260 228V227H259ZM258 228V229H259ZM19 230V232H22V233H19L18 231H16V230ZM41 229H42V227H41ZM81 229H83V230H85V232L84 231H82V232H84L85 233V235L87 234V232L89 231V229L90 230H92V234H89V232H88V234L89 235H92V236H89V235H86L87 236V239H85V238H83L84 237V235L82 236V232H81V234L78 232L79 230H81ZM106 230V232H103V230ZM126 229V228H125ZM171 229V230H170ZM248 229V228H247ZM34 230L36 231V234L38 235H35V232H34ZM87 230V231H86ZM100 230V231H101ZM104 230V231H105ZM117 230H118V232H117ZM165 230H169V231H166L165 232ZM181 231H182V229H180ZM221 230V229H220ZM249 230V229H248ZM262 230V229H261ZM25 231H27V233L25 232ZM99 233H98V232ZM122 231V230H121ZM123 231H124V229H123ZM122 231V232H123ZM157 231H158V234H159V236L157 235ZM237 231V230H236ZM241 231V230H240ZM254 231V230H253ZM39 232V233H38ZM42 232V233H43ZM110 232V233H111ZM169 232V233H168ZM178 232H180V231H178ZM237 232H239V231H237ZM249 232V231H248ZM41 233V234H42ZM100 233H102L103 234V236L102 235H99ZM104 233H106V234H104ZM125 233V232H124ZM123 233V234H124ZM129 233V232H128ZM131 233V232H130ZM156 235H155V234ZM219 233V232H218ZM245 233V232H244ZM250 233V232H249ZM258 233H260L259 231H258ZM235 234V233H234ZM255 234V233H254ZM253 234V235H254ZM263 236H262V238L260 239V240H254V241H251V245L249 246V249H248V252L246 253L247 255L245 256V254H244V256L245 257H243L242 258V262H246V263H244V264H247V262H249L248 264H252V263H255L256 261H255V258H256V253L255 252H257V250H259L261 247V249H264V233H261ZM99 235V236H98ZM108 235H110V234H108ZM138 235H140V236H138ZM152 235H154V239H159L160 241L158 242V245H157V241L158 240H155V248L153 247H151L152 245H150V247L152 248V249H154V250H156L157 248H158V251H157V253H155V251H151V249L149 250V251H151L150 253H146V251L144 250V247H145V249L146 248H149V245H145V244H151V239L150 238H152L153 239V236ZM35 236V237H34ZM41 238H40V237ZM59 236H60V240H57V238H59ZM88 236H89V240H90V243L87 241L88 240ZM95 236V237H94ZM98 236V237H97ZM116 236V237H115ZM145 236H147V234L145 235ZM155 236H158L157 238H155ZM233 236V235H232ZM236 236V235H235ZM234 236V237H235ZM244 236V235H243ZM257 236V235H256ZM258 236H260L261 237V235L260 234H258ZM258 236H257V238H258ZM91 237V238H90ZM92 237H94V239L92 238ZM97 237V238H96ZM111 237V236H110ZM110 237L108 236V240H110ZM139 237V238H138ZM144 237V238H143ZM233 237V238H234ZM239 236H236V238H238ZM246 237V236H245ZM248 237V236H247ZM252 237V236H251ZM40 240H39V239ZM56 238V239H55ZM97 240H96V239ZM123 238V239H122ZM132 238H130L131 240H132ZM142 238H143V240H142ZM169 238H171L170 239V243H169V241H167V240H169ZM173 238V239H172ZM178 238H180V239H178ZM186 238V237H185ZM230 238H231V236H230ZM21 239H23V241H25L26 242V244L27 245H25V243H24V245H22V243H23V241L21 240ZM55 239V240H54ZM92 239V240H91ZM107 239L105 240V241H103V239H101L100 238V240L99 241H103V242H101V243H103V245H105L106 244V247L105 248H109V247H111L112 245H113V241H114V239L111 241L110 240V243H112V244H110V245H108L107 244ZM118 239H115L116 241H118ZM129 239V241H131ZM138 239H140L141 241H139ZM154 239H153V241H152V243L154 242ZM175 239V240H174ZM187 239V238H186ZM189 239V238H188ZM188 239H187V241H188ZM20 240V241H19ZM54 240V245H52L53 243L52 242H49V241H53ZM96 242H95V241ZM122 240H124V241H122ZM147 240L148 241H150V242H147ZM163 240H166V241H163ZM253 240V239H252ZM22 241V242H21ZM58 241H59V245H58ZM122 241V242H121ZM163 241V242H162ZM181 241V242H182ZM236 241V240H235ZM18 242H21L20 244V247H21V249H20V247H19V243ZM42 242V243H41ZM125 243L124 245L122 244V243ZM134 242V243H133ZM137 242H139V243H137ZM142 242V243H141ZM164 243V244H166V243H168V244H166V245H160L159 243ZM177 242V241H176ZM184 242H186L185 241V239H184ZM231 242H232V240H231ZM242 242H243V240H242ZM244 242H246V241H244ZM243 242V243H244ZM250 242V241H249ZM18 243V244H17ZM43 243H46L47 245H45L44 244V247H48L51 243V247L50 248H52V249H54V251L52 250V249H49V247L48 248H43V245L41 246V244H43ZM48 243H50L49 245H48ZM56 243V244H55ZM93 243L95 244L94 246H93ZM105 243V244H104ZM121 243V244H120ZM140 243L142 244V245H140ZM143 243H144V247H143ZM189 243H191L190 241H189ZM188 243V244H189ZM235 243V242H234ZM242 243V244H243ZM98 244V245H97ZM132 244H136L135 246H133ZM153 244V245H154ZM172 244V245H171ZM186 244H187V242H186ZM186 244H184L183 243V247L184 248H186ZM16 245V246H18L17 248H19V249H16V248H14V246ZM57 245V246H56ZM91 245V246H90ZM98 247H97V246ZM102 244H100V246H101ZM125 245H127V246H125ZM132 245V246H131ZM157 245V246H156ZM167 245H170V247L169 246H167ZM238 245V244H237ZM28 247V248H25V247ZM54 248H53V247ZM95 246L97 247V249L95 248ZM108 246V247H107ZM143 248H142V247ZM159 246H162V247H160L159 248ZM177 246V245H176ZM175 246V247H176ZM192 246V245H191ZM231 246V245H230ZM234 246V245H233ZM235 246H236V243H235ZM240 246H242V245H240ZM245 246V245H244ZM25 249H24V248ZM113 247V246H112ZM140 247L142 248L141 249V251L142 250H144V253H146V254H141V252H140ZM182 247V248H183ZM188 247V246H187ZM14 248V249H13ZM41 248H42V250H44V251H46L47 249H49L48 251H49V256L48 257H46L47 256V254H45V252H43L42 254H44V255H41V252H42V250H41ZM176 248H179V247H176ZM241 248V247H240ZM243 248V247H242ZM10 249V250H9ZM24 249V250H23ZM29 250V249H31V250H33L34 249V251H30L31 252V254L33 255V254H35V256H37L38 255V257H34V259H36V260H34L33 259V257L31 256H29L30 255V253H26L27 252V250ZM93 249V250H92ZM94 249L96 250V252H100V253H95L94 252ZM110 249V248H109ZM109 249H107V250H109ZM122 249V248H121ZM162 249H164V248H162ZM161 249V250H162ZM190 249V246H189V248H188V250ZM217 249V248H216ZM239 249V248H238ZM246 249L247 248H245L244 250L246 251ZM257 249V250H256ZM26 250V251H25ZM36 250V251H35ZM50 250H52L51 252H50ZM147 250V251H148ZM160 250V251H161ZM181 250V249H180ZM194 249H192V251H193ZM218 250V249H217ZM233 250V249H232ZM231 250V251H232ZM236 250V249H235ZM241 250H243V249H241ZM243 250V251H244ZM23 251L26 253H23ZM38 251V252H37ZM47 251V252H48ZM94 252V254H93V252ZM168 251V252H169ZM174 251V250H173ZM172 251V252H173ZM176 251H177V249H176ZM175 251V252H176ZM184 251V250H183ZM187 251V250H186ZM228 251H229V249H228ZM234 251V250H233ZM237 251V250H236ZM264 251V250H263ZM34 252V253H33ZM36 252H37V254H36ZM46 252V253H47ZM56 252H55V254H56ZM108 252V251H107ZM113 252H115V253H113ZM143 252V251H142ZM153 252V253H152ZM175 252H174V254H175ZM181 252H182V250H181ZM189 252V251H188ZM225 252H226V250H225ZM238 252V251H237ZM240 252H242V251H240ZM60 253H62V254H60ZM90 253V254H89ZM138 253H139V256H137L138 255ZM229 254H231V253H233V252H231L230 253V251L228 252ZM227 253V254H228ZM239 253V252H238ZM23 254H25L26 256H27V258H26V260L27 259H30V261H25V260H23L22 259V256H25V255H23ZM91 254H93V255H91ZM105 254H107L108 255V253H105ZM164 254V253H163ZM171 254V253H170ZM176 254H177V252H176ZM183 255L185 254V252L184 253H182ZM187 254H189V253H187ZM187 254H186V256H187ZM193 254V253H192ZM194 254H195V252H194ZM255 254V255H254ZM18 255H19V257H18ZM90 255V256H89ZM107 255H105L106 257H107ZM110 255V254H109ZM142 255V256H141ZM155 255H156V257H155ZM178 255V254H177ZM196 255V254H195ZM241 255V254H240ZM9 256H10V254H9ZM16 256H17V258H16ZM34 256V255H33ZM94 256V257H95ZM99 256H98V258H99ZM112 256V258H113V255H111ZM162 256V255H161ZM178 256H181V254L180 255H178ZM177 256V258L179 259V257ZM185 256V255H184ZM184 256H182L183 257V259H184ZM185 256V257H186ZM225 256H227V255H225ZM225 256H224V258H225ZM230 257H231V255H229ZM229 256H228V258H229ZM239 256V255H238ZM242 256V255H241ZM240 256V257H241ZM259 256V255H258ZM260 256H261V253H260ZM259 256V257H260ZM30 257V258H29ZM60 257V256H59ZM140 258V260H136L135 258ZM159 257V259H157ZM222 257H223V255H222ZM221 257V258H222ZM235 257V256H234ZM234 257H232L233 258V260H234ZM264 257V256H263ZM0 258V259H1ZM5 258V259H4ZM93 258V257H92ZM97 258V260L99 261L100 259H98ZM103 258V257H102ZM111 258V259H112ZM181 258V257H180ZM220 258V259H221ZM236 258V257H235ZM254 258V260L252 261V259ZM258 258V257H257ZM256 258V259H257ZM13 259V260H12ZM17 259V260H16ZM116 259V260H115ZM190 259V258H189ZM225 259H227V257L225 258ZM224 259V260H225ZM236 259H238V258H236ZM263 259V262H264V258H262ZM2 259L0 260V263H1V261H3ZM23 260V261H22ZM34 260V261H33ZM158 260V261H157ZM241 260V259H240ZM25 261V262H24ZM103 261V260H102ZM115 261H118L117 260V258H115L114 257V263H115ZM146 261V262H145ZM169 261V262H168ZM179 261V260H178ZM181 261V260H180ZM189 261V260H188ZM191 261V260H190ZM189 261V262H190ZM192 261V262H193ZM218 263L219 264H221V262H220V260L218 259ZM221 261H222V259H221ZM255 261V262H254ZM257 261H259V260H257ZM21 262V263H20ZM22 262H24V263H22ZM72 262V263H71ZM112 262V261H111ZM174 262V261H173ZM226 262V261H225ZM227 262H229V263H231L230 261H229V259H227ZM226 262V263H227ZM260 262V261H259ZM258 262V264H260ZM261 263V264H264V263ZM3 263V262H2ZM1 263V264H2ZM113 263V262H112ZM117 263V262H116ZM115 263V264H116ZM183 263H184V261H183ZM182 263V264H183ZM187 264H188V262H186ZM8 264V263H7ZM61 264V263H60ZM95 264V263H94ZM103 264V263H102ZM109 264H110V262H109ZM147 264V263H146ZM170 264H172V261L170 262ZM191 264V263H190ZM223 264H225V263H223ZM237 264V263H236Z\"/></svg>", "mask_w": 264, "mask_h": 264}]
</instances>
